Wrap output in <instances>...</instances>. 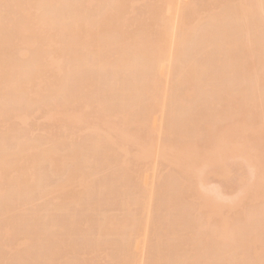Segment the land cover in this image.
I'll return each instance as SVG.
<instances>
[{
    "label": "bare ground",
    "instance_id": "bare-ground-1",
    "mask_svg": "<svg viewBox=\"0 0 264 264\" xmlns=\"http://www.w3.org/2000/svg\"><path fill=\"white\" fill-rule=\"evenodd\" d=\"M2 1H4L5 3H6V0H0V3L3 5V3H2ZM9 1V2H8ZM96 2H94V0H81V1H79V0H7V2H8V5H3V6H9L10 5V7H9V10L8 9H5V10H2V11H5L4 12V14H2L3 12L1 11V14L0 15H2V16H4V18L5 17H8V15H10L11 13H13L14 14V11L16 12V16H17V20H16V16L15 17H13V15H10L11 17H13V18H15V19H13V18H11L10 16H9V18H6L5 20H4V18H1V16H0V97L3 95V98H4V94L3 93H6L7 94V92H8V96L5 94V97L7 96V97H9V95H10V93L12 92V94L11 95H15V96H18V98H21V97H19L21 94H24L25 95V97L27 96L28 98L27 99H25L24 98V100L22 99V101H28L29 102V100H31V101H34L33 102V104L34 103H36L35 101L36 100H38L39 98H40V96H41V94H42V91H43V89H45L46 90V88H47V91H45L44 90V92L43 93H45V92H52L51 94H48V93H46V94H42V96L44 97L45 96V100L46 101H43V103L45 102H47L48 104V106L50 105V106H52V109H50V110H53L54 111V109L53 108H55V105H56V108H59V106L57 107V105H60L61 107H63V109L64 110H66V107L69 105L70 106V104L71 105H74V104H72V103H70V100L72 101V100H74L75 102H76V105H78V101H79V103H80V100H81V103L82 102H84V103H86L87 101H89L88 99L89 98H91L94 94L97 96H93L95 99H97L98 100V98H99V91L96 89V91H94L95 89H93V87H92V85L93 84H95V86L94 87H98L99 86V82L103 79V80H106L107 81V83H106V85H105V87L107 88V86H108V82H109V85L112 87V82H111V78H112V76H111V73L114 75L113 76V78H116V81H118V85H117V82L116 81H114L113 83L114 84H116V86H117V88L119 89V91L121 92V90L122 91H126V95H124L125 94V92L124 93H120V94H122V97L123 96H127V95H129V94H127V92L129 91L130 92V89L128 88V87H132V89H131V91H133V95L132 94H130V96H131V98L129 97H127L128 98V100H127V98L126 97H123V99H120V101L118 100V98L119 97H121V95L120 96H118V98H115V99H117L119 102L118 103H120L121 105L119 106V104H117L120 108H118V106H115V104L114 103H116V102H114L113 104H114V106H112V108H110V106H111V104H112V102L113 101H115V99H114V97L116 96V95H118V89H117V92H116V89L114 90L113 88H115V87H112L111 89H112V91H114L113 93H111V89L110 90H108V89H105V88H103V86H104V84L105 83H103V85H102V87H101V89L102 90H104V91H106V93L103 91V93L104 94H107V97H109V96H111V98H113V101H111V102H109V100H112L110 97L108 98V100L107 99H105V98H102V99H105L106 100V102H109V104H107L106 102L104 103L105 105H106V109H105V107H103V109H101L102 107L101 106H105V105H103V100H100L102 103H100L99 101V109H98V107H97V110H98V112H97V110H95L96 111V116L95 117H97L98 118V114L101 112V118H103V117H105V115L107 114L106 112H108V111H110V112H108V115H106V116H109L111 113H112V111L116 114L117 112L116 111H118V113L117 114H119V112H121L122 113V111L120 110L122 107H124L122 110H123V114L126 112V111H128L129 109H132V106H137V104H135L134 105V103L133 102H137L136 101V99L134 98V95L137 93V90L139 89L140 90V87L139 86H142V88H141V90H143V88L144 89H146V88H148L147 89V91L149 90H152V92L153 93H151L152 94V99L151 98H148L147 99V97H149L150 95V92H149V94L145 91V93H147V95L146 94H144V92L142 93V95H141V90H140V92H139V95L140 96H142V97H140V96H138V94L137 95H135L136 97L138 96V100H139V102L141 101V103L142 104H144V105H142V106H140L141 104L140 103H138V104H140L139 106H138V108H134L133 109V112L132 113H130V111H128V112H126V113H128V114H126V117H127V115H128V120H130V122H131V117H133L132 118V122H135L136 120L139 122V120L141 119V117L143 116V117H145L146 115V117L143 119L144 120V122H145V120L147 119V117L148 118H150V120L152 121V123H151V121H150V123H148V121L146 120V122H147V125H145L146 124V122L145 123H143V122H141L142 123V125H144V129H147L145 132V134H147V132L148 133H151L152 132V134H151V138H149L150 136L149 135H147V136H149V137H145V138H148V140L149 139H152V141L154 140V141H156L155 142V149L156 150H158L157 149V147H156V143H158V141H157V139H156V137H159V136H162L163 137V135H157L156 136V134H161V132L163 133L164 131L163 130H165V128H166V131H169V134L171 135L172 134V136H174L173 135V133H170V132H174L175 131V129H176V132L177 133H179L178 131L180 130L179 128L181 127V130H180V134L181 135H187L186 134V130H190V129H188V127H192L193 129H194V127H195V129H196V126H197V128L199 129L201 126H199L198 127V125L200 124V123H202L201 121V118H199L200 120H199V124L197 125H195V123L198 121H196L195 122V120H192V122H191V120L189 119V118H196L197 116L198 117H200L199 116V114L197 115V116H195L194 114H193V112L191 113V111L190 110H192L193 108L191 107V108H189L190 110H189V112L187 111L188 109L186 108V106L187 107H190L189 105H188V103H190V102H188V103H185L186 101V99H184V103L186 104H184V103H182L183 102V98H184V95L186 96V97H188V99L190 100L193 96H194V101H195V92L197 91V92H199V93H197V97L199 96V95H202L203 96V93H202V91H204L203 90V88L205 89L206 88V86L208 87L209 85V89L211 88V83L213 82V81H211V79L213 80H216V76H215V74L214 75H212V78H210V79H208V78H206L207 76H209V75H211L212 73H211V69L212 70H214V71H217V70H222V71H220V72H222L221 73V75L223 76V74H229V75H231L232 77H233V79H232V77H224V79H226L225 81H224V79H223V77L220 75V74H218V73H220L219 71L218 72H216V75H218L217 76V80L215 81L216 83L218 82V78L220 79L219 81V84L220 85H218V83L216 84H214L213 85V83H212V85L214 86V91L212 92V93H210L211 92V90H209L208 88H206V89H208V91H210V92H208L209 93V95L207 94V96H209V97H211L212 96V98L214 97V95H215V99L213 98V102H218V100H216V99H222V97H223V99H224V94H225V92H226V95L227 94H229V96H225L226 98V100L229 102H227V103H225V99H224V103L225 104H227V106L226 107H228L229 106V104L231 105V106H229L228 107V109H231L232 111H237V112H239V113H241V112H243L242 113V115L245 113V112H247V110L250 108V109H252V111H253V108H254V106L253 105H255V106H259L260 104L259 103H261L262 101H263V97H261V96H258V94H256L255 95V92L253 93L256 97H255V99H254V97H253V99L254 100H256L257 101V99L259 100V101H257V103H251V104H253L252 106H251V104L249 105V102L248 101H250L249 99H251V101L250 102H253V99H252V97L250 98L249 97V95H251V93H252V91H250L251 93L250 94H247L246 93V95L243 93V91H242V96L244 95V96H246V98L244 97H241V94L238 92H236V96L235 95H233V93H232V91H235V89H236V87L238 86V88H241V89H243L242 87H244V89L243 90H245V86H244V84H246L247 82L249 83V84H247V87H249L248 85H253V86H258V85H256V84H251L250 83V81L252 82L253 81V79L254 78H257L258 76H259V74L257 73V70H259V67H260V63L261 62H259L260 60H262V62H263V64L261 63V65L263 66L264 65V0H105V2H103V1H101V0H99L98 1V3H99V6L100 5H102L103 6V8H102V10L99 8V7H97L95 4H97V0H95ZM108 1V2H107ZM90 2H93V3H95V4H93V3H91L92 4V6H96L97 8H99L98 10H95V8L93 9L92 7L90 8V9H92L91 10V13H92V15H90V13H89V8H87L86 6H88V7H90L89 6V4H90ZM106 3L107 2V7H106V5L104 6V4L103 3ZM83 3V4H82ZM102 3V4H101ZM0 4V5H1ZM12 4V5H11ZM80 5L81 6H83L82 8H84V9H81L80 8ZM98 5V4H97ZM139 5V7H137ZM13 6V7H12ZM76 6H78V8L79 9H81L82 10V12H84L85 13V15H87V16H91V17H88V19H81L80 17V15H83L84 16V13H82L81 12V10H80V14H79V10L78 9H76L77 7ZM140 6H141V8H140ZM13 9H12V8ZM86 7V8H85ZM106 7V8H105ZM137 7V8H136ZM13 10H11V9ZM4 9V8H3ZM88 9V10H87ZM104 9V10H103ZM85 10H87V12H85ZM95 10V12H100V14L99 13H97V15H100V16H97L96 15V13L94 14L93 13V11ZM101 10V11H100ZM6 11L7 12H9V13H6ZM12 11V12H11ZM56 13H59V15L58 16H56ZM82 13V14H81ZM87 13V14H86ZM97 17H96V16ZM87 16H85V17H87ZM93 16V17H92ZM85 17H82V18H85ZM10 19H11V21H10ZM13 19V20H12ZM9 20V21H8ZM14 21H16V22H14ZM203 21H205L204 23H202L201 24V22H203ZM208 21V22H207ZM210 22L211 23H213V24H215V26H216V28H219V27H221V26H223L224 24H226L225 26L227 27L228 25H227V23L229 22V25H230V22H231V25H230V27L232 26V24L233 23H238V24H236V27H238L237 29H235L234 28V25L235 24H233V28L236 30H233V31H235V32H229L228 30H226L225 28V30H223L222 28L223 27H221V29L223 30L222 31V33L220 32V30L218 31V34H219V32L221 33V34H214V33H216L217 31H214V29H213V34L212 33H210L212 36H213V39H215L216 38V36H218L215 40H218L219 38V40L221 41V39L222 38H224L225 39V41L224 40H222V41H224V42H226V43H220V41H218V43H220V45L222 44H224V47H225V44H229V42H230V44H229V47H231V48H229L228 49V51L230 50V51H233L234 53H235V51H236V54H234L233 52L231 53V54H228V53H230V51L227 53L229 56H228V58L230 57V56H232V57H234V62L239 66V65H241L242 66V69H246V68H249L250 67V69H254V67L258 64L259 66L258 67H256L253 71H254V73H255V71H256V74H257V77H256V75H254V73L252 72L251 73V70L250 69H248V70H246V71H244V72H242L241 73V66H237L236 64H233L232 65V63H233V60H230V61H232V63L230 64V62L229 61H227L226 59H224V57H223V59H224V63H226V65L223 63V62H221L220 61V67L221 66H224L225 65V67H229L230 65H232V67L233 68H236V69H238V71H240L239 73L242 75V76H236V74L235 75H233L234 73H235V71H236V69H233L231 66H230V68L232 69V71H234L232 74H230V72L229 71H227V70H229L228 68H226L225 70L224 69H220V67L218 66L219 64L217 63V65H215L214 64V66H213V63L216 61V56L214 55L215 54V48H216V46L214 47V49L213 48H211L212 47V43L214 44V42L216 43L217 41H211V44H209L210 43V41L209 42H204V40H205V38L207 37V35L205 36V38L202 36V37H198V35L197 34H199L198 32H202V29H201V31H199L200 30V24H201V26L204 24L205 25V27H207L208 28V30H212V28H215V27H213L214 25L213 24H210ZM227 22V23H226ZM248 22H252V26H251V24L250 23H248ZM12 23H14V24H12ZM15 23L17 24L16 26H17V29H13V28H11V29H9V27L8 26H10V24H12V25H14V28H16L15 27ZM206 23H207V26H206ZM208 23L210 24V25H212L211 26V28L208 26ZM245 23V25H240V24H244ZM247 23H248V26L249 27H251V29H253V26L254 27H256V28H254V30L255 29H257L256 31H257V33L259 32V30L258 29H261L262 31H260V33L257 35L256 34V36H255V38H257V41L260 39V41H261V47H262V51H263V55L261 54V51H260V49L259 50H257V51H259L258 53H260V55H262V59H260V56L258 57L260 60L257 62V64H253V63H251V62H253V61H255L254 63H256V57L254 58V57H251V58H254L255 60H253V61H249L248 60V62H250L251 64H253L252 66H250V63H245V65H248V67L247 66H245V65H243L244 63V61H247V57L246 56H248L247 54H250V53H253V52H250V53H248L247 51V49H248V47H249V45H255V44H259L260 42L258 41V42H256L255 41V39H254V41H255V43H254V41H253V38H249V33H250V31L249 30H247V28H249V27H247L246 25H247ZM241 26V27H243L244 28V26L246 27V29L244 28H239V26ZM13 27V26H12ZM203 27V26H202ZM201 27V28H202ZM204 27V28H205ZM230 27L228 28L229 30H230ZM204 28H203V30H204ZM10 30V32H9V30ZM231 29H232V27H231ZM11 30H13V33L12 34H14L15 35V37L13 36V35H11ZM207 30V29H206ZM207 30V31H208ZM217 30V29H216ZM16 31V32H15ZM231 31V30H230ZM249 31V32H248ZM205 32V31H204ZM252 32V34H253V31H251ZM17 33V34H16ZM206 33V32H205ZM204 33H201V35H203ZM209 34V35H210ZM245 36H247V38L245 37V39H244V35ZM208 35V38L210 37ZM214 35H216L215 36V38H214ZM254 35H255V33H254ZM253 35V36H254ZM200 36V35H199ZM212 36H211V39H212ZM250 36H252L251 34H250ZM258 36V37H257ZM198 37V38H197ZM222 37V38H221ZM197 38V40H199V38H203V39H200L201 41H203V42H200V43H202V44H204L205 43V45L207 44H209V46H206V47H210V49H213V54L212 55H214L215 56V60L213 61V62H211V59H213L214 58V56L212 57V58H210V59H208L210 62H211V65H210V63H209V61H205V63H208V65L209 66H207V64L205 65V63H201V64H199L200 63V60H201V58H200V54H198L197 56H198V58L200 59H198V58H196L195 57V60H193V57H191L193 54H192V51L191 50H193V49H191L190 50V48H191V46H190V43H191V45H193V41H194V39H196ZM207 38V39H208ZM212 39V40H213ZM245 40V41H244ZM206 41H208V40H206ZM229 41V42H228ZM196 42V41H195ZM199 44V43H198ZM204 45V46H205ZM226 45V47L228 48V46ZM190 46V47H189ZM193 46H196V43L193 45ZM204 46H203V48H201L200 46H197L196 48H197V50H195V51H197L198 53H199V51H200V49L199 48H201V50L203 51L204 50ZM219 46V45H218ZM187 47H189L188 48V50H189V52L191 53V54H189V52L187 51V55H186V50H187ZM199 47V48H198ZM222 47V48H221ZM220 48H221V50L220 51H227V49H226V47H225V50H224V47L223 46H221ZM255 47H256V45H255ZM193 48V47H192ZM247 50L246 52L244 51L245 49ZM195 49V48H194ZM208 49V48H207ZM219 49V48H218ZM244 49V50H243ZM40 50H45L44 52H45V54L43 55V56H45V58L47 59V57H49L50 58V61H49V58H48V61L46 60V59H44V57H42V60H41V55H40ZM243 52V53H246V55L244 56L243 54H240L241 53V51ZM210 51V50H209ZM223 51H222V53H223ZM251 51H253V50H251ZM256 51V52H257ZM14 52V53H13ZM237 52H238V54L239 55H237ZM17 55H16V54ZM43 53V52H42ZM210 53V52H209ZM216 53H217V50H216ZM221 53V54H222ZM225 53V52H224ZM224 53L222 54V55H224ZM194 54H195V52H194ZM197 54V53H196ZM195 54V55H196ZM201 54H207V51H206V49H205V51L204 52H201ZM226 54V53H225ZM233 54V55H232ZM253 54H256L255 52L253 53ZM189 55V56H188ZM191 55V56H190ZM194 55V56H195ZM211 55V56H212ZM219 55V54H218ZM217 55V56H218ZM234 55H237V58L239 57V56H241L242 55V57H239V58H242V60H243V58L245 57V59L246 60H243V62L241 61V63H239L237 60L239 59H235L236 58V56H234ZM17 57L18 56V58H16L15 59V57ZM186 56V57H185ZM187 56L190 58V59H185V58H187ZM226 56V55H225ZM21 57V58H20ZM87 57H88V59H89V57L91 58V60H88L87 59ZM203 57V56H202ZM218 57H220V55L218 56ZM227 57V56H226ZM232 57H230L231 59H232ZM112 58H114V59H112ZM222 58V57H221ZM220 58V59H221ZM250 58V59H251ZM257 58V59H258ZM66 59L67 60H70V62L72 61V62H74V64H72L73 65V67L75 66V68L73 69V74L72 75H70L69 76V78H66V80L68 81H65V82H67V83H65V84H67V85H69V84H72V89H74V93L71 91V94H70V92L68 93V90H69V88H68V90H67V88H65L66 89V93H68V94H66V93H64V94H66V96L65 95H59V97L62 99V96L63 97H65V100H66V102H67V100H68V102L69 103H64V101L65 100H61L59 97H57V99L59 100V101H61V103L62 104H59V103H56V102H59V101H57V99H56V102L55 101H53L54 103V106L52 105V103H51V101L50 100H48V97L47 96H51L52 95V97L54 98V100H55V96H53L54 95V93H55V91H58V90H60V89H62L63 90V88H61L63 85H65V84H63L62 85V83H63V81H64V79H63V74L65 73L64 71H66V73H67V71L69 72L68 74H71L70 73V71L69 70H67L68 69V67H66L67 69H64V68H62L61 67V65L64 67V65L63 64H60V65H56V62L57 61H61V63H62V61L63 60H65L66 61ZM87 59V60H86ZM204 59L205 60H207L206 59V55H205V58L203 57L202 58V60L204 61ZM219 59V60H220ZM21 60V61H20ZM22 60H26V64L25 65H23L22 63H23V61ZM198 60H199V63H198ZM241 60V59H240ZM239 60V61H240ZM252 60V59H251ZM86 61H91V63L90 64H93V66H92V69H91V71L92 70H97L96 68L98 67L102 72H103V70H105L106 71V73L104 72L103 74H102V72L100 73V71H99V74H96V76L97 75H99L100 76V74L103 76L104 74H106V75H110L109 76V79H105V78H102V79H100V81L98 82V80H99V76H98V78L96 79V80H91V78L89 77V82H91V84L88 82V81H86V79H88V77L86 78V77H84V74H86V72H84V69L82 70L81 69V67L83 66L84 68H85V70L86 71H88V73L90 72L91 73V71H90V68H89V70H88V68H86L85 66H90V64H88V65H86L85 63V66L84 65H82V63L83 62H86ZM223 61V60H222ZM20 62H22V63H20ZM63 63H64V61H63ZM67 63V62H66ZM89 63V62H88ZM216 63V62H215ZM239 63V64H238ZM243 63V64H242ZM82 65V66H81ZM201 65H205V67H213V68H211V69H209L208 71H209V73L208 74H206V73H204V75H203V79L202 80H204V83H205V79H207V81H206V83H210V84H206V85H204V83H203V81H202V83H201V80H199L200 78V76H202L201 74H203V71H205L204 70V66H201ZM68 66H71V65H68ZM218 67L217 69H214V67ZM73 67H71V69L73 68ZM96 67V68H95ZM215 67V68H216ZM225 67H223V68H225ZM244 67V68H243ZM81 69V71L79 70V72L80 73H77L78 72V70L76 71L75 69ZM94 68V69H93ZM107 68H108V70H111V71H108L107 70ZM258 68V69H257ZM206 69V68H205ZM240 69V70H239ZM257 69V70H256ZM260 69H262V68H260ZM263 69H264V67H263ZM207 70V69H206ZM223 70H224V72H226V73H224L223 72ZM74 71H76V72H74ZM83 71V72H82ZM98 71V70H97ZM139 72L140 74H141V78H138L137 76H140V74H135L134 76H133V74L135 73V72ZM172 71V72H171ZM173 71H174V74H173ZM202 71V72H201ZM214 71H212V72H214ZM231 71V70H230ZM231 71V72H232ZM238 71H237V73H238ZM262 70H260V72H261ZM82 72V73H81ZM246 72H249L248 74L246 73ZM65 73V74H66ZM74 73H77L78 75H74ZM109 73V74H108ZM131 73H133L132 75H131ZM262 73H264V72H262ZM80 74V75H79ZM83 74V75H82ZM131 75V77L133 76V77H135L136 76V78H135V80H133V83L132 82H130V80H132V78L130 77V76H128V77H130V78H126L124 75ZM93 75H95V74H93ZM122 76V77H124V78H126V81H125V79L124 78H122V79H120L121 77L120 76ZM142 75H146L145 76V78H142V77H144V76H142ZM172 75V76H171ZM250 75H252V76H250ZM261 75V77H262V74H260ZM67 76V75H66ZM65 76V77H66ZM79 76H80V78L82 79L83 77L85 78H83L82 79V81L83 80H85V84L86 83H88V84H90L89 86H88V84L87 85H84V83H82V81H81V79H79ZM90 76H92V75H90ZM206 76V77H205ZM236 76V77H235ZM246 76H248L247 78H246V80H245V78H244V80L242 79V77H246ZM78 78L79 80H78V82H77V80H76V82L78 83V84H80V85H82V86H80V85H78V87L80 88H73V85L75 84V82H73L72 81V78ZM101 77V76H100ZM106 77V76H105ZM117 77H118V79H117ZM120 77V78H119ZM147 77V78H146ZM215 77V78H214ZM221 77H222V79H223V81H224V83H223V81H222V79H221ZM253 77V78H252ZM260 76H259V79L258 80H260V78H261ZM264 77V76H263ZM71 78V79H70ZM76 78V79H77ZM92 78H94L93 76H92ZM107 78H108V76H107ZM149 78V79H148ZM171 78V80H173V81H171V80H169ZM232 80H234V81H232ZM238 78V79H237ZM240 78V79H239ZM69 79L71 80L70 82H69ZM111 79V80H110ZM122 80L123 82H120V80ZM127 79H129V81L127 80ZM134 79V78H133ZM138 79V80H137ZM139 79H144V80H146V82H144L143 80H140V82L141 81H143V83L144 84H140L139 85V83H137L138 81H139ZM228 79H230V80H228ZM242 79V80H241ZM252 79V80H251ZM110 80V81H109ZM113 80H115V79H113ZM163 80H164V82H163ZM237 80V81H236ZM249 80V81H248ZM255 80V79H254ZM257 80V81H258ZM264 81V78H262L261 79V81ZM134 81H135V83H137L139 86H137V84H135L134 83ZM137 81V82H136ZM209 81V82H208ZM211 81V82H210ZM240 81H242L244 84L242 85V83L240 82ZM246 81V82H245ZM260 81V82H261ZM71 82H73V83H71ZM97 83V85L98 86H96V83ZM111 82V83H110ZM116 82V83H115ZM171 82H173L175 85H180V87H181V85L183 84V87H184V90H181V91H183L182 93H180V91L178 92L177 90L179 89H177V90H175V91H177L178 93V95H179V93H180V95H181V97L182 98H180V95H179V98L177 97L178 95H176V92H175V95H174V97H176V98H178V99H176V100H180V102H181V99H182V102L180 103V102H176V100H175V98H172V94H174L173 92H174V89H173V87L171 86V85H173ZM233 83V84H231L230 86H228L229 84H227V83ZM234 82H237V84L236 83H234ZM238 82H240V83H238ZM255 82V81H254ZM69 83V84H68ZM76 83V84H77ZM93 83V84H92ZM120 83H123V84H121V85H125L124 83H127L128 84V86L127 87H124V88H122L121 86H120ZM130 83V84H129ZM187 83H188V85H190V86H192L191 88L190 87H187L188 89H187V91H186V89H185V86H184V84L186 85V86H188L187 85ZM199 83H201V85L203 84L204 86H201V85H199ZM222 83V84H221ZM259 83V82H258ZM132 84V85H131ZM227 85V86H223V85ZM235 84H236V87H235ZM238 84H241L240 86L238 85ZM262 84V83H261ZM42 85L43 86H45V87H42ZM66 85V86H67ZM83 85H84V87H83ZM133 85L137 88L136 89V91L133 89ZM175 85H173L174 86V88L175 87H177V86H175ZM200 86V88H198V89H200V91H201V89H202V91L200 92V91H198V89H195L196 88V86ZM217 85V86H216ZM221 85H222V88H224V89H222V88H220L221 87ZM259 85H260V83H259ZM65 86V87H66ZM75 86H77V85H75ZM74 86V87H75ZM86 86H87V88H86ZM101 86V85H100ZM114 86V85H113ZM126 86V85H125ZM213 86H212V89H213ZM220 86V87H219ZM234 86V87H233ZM252 86V88H254ZM68 87V86H67ZM85 88L84 90H81L82 88ZM88 87L89 88H91L92 87V90H90V89H88ZM120 87V88H119ZM134 87V88H135ZM172 88V90H171V88ZM179 87V86H178ZM183 87H181L182 89H183ZM194 87V88H193ZM201 87H203V88H201ZM219 87V88H218ZM227 87H229V88H231V90L228 88L227 89ZM232 87H233V89H232ZM261 87V86H260ZM128 88V89H127ZM180 88V89H181ZM191 90H190V89ZM192 88L195 90H192ZM216 88V89H215ZM237 88V89H238ZM252 88L250 87V88H248V90L250 89V90H252ZM65 89L63 90V92H65ZM86 89H88L87 91L88 92H92V91H94L95 93H91V95L86 91ZM124 89H126V90H124ZM227 89V90H226ZM255 90H257V89H259V88H257L256 89V87L254 88ZM254 89H253V91H254ZM5 90V91H4ZM81 90V91H83V92H79V91ZM101 90V91H102ZM216 90V91H215ZM221 91L222 90V96H221V98L219 97V98H217L216 97V95H218V94H216L218 91ZM224 90V91H223ZM247 90V91H248ZM259 90H261V89H259ZM9 91H11L10 93H9ZM170 91H173V92H170ZM54 92V93H53ZM86 92V93H85ZM108 92V93H107ZM134 92H136V93H134ZM215 92V93H214ZM231 92V93H230ZM249 92V91H248ZM260 92V91H259ZM258 92V93H259ZM264 92V91H263ZM59 93H62V92H60V91H58V93H56V95H58ZM82 93H85V94H87V95H84V94H82ZM110 93V94H109ZM115 93H117L116 95H113V94H115ZM171 93V94H170ZM187 93V94H186ZM214 93V94H213ZM221 92H219V94H220ZM235 93V92H234ZM261 93V92H260ZM84 95V97L82 96V97H80L79 95V98H83V99H79L77 96H76V98L77 99H79V100H77L76 98H74L75 97V95ZM112 94V95H111ZM168 94H169V96H168ZM212 94V95H211ZM230 94H231V96H230ZM237 94H240V95H237ZM252 94V95H253ZM263 94V93H262ZM68 95V96H67ZM70 95V96H69ZM71 95H74V96H72V98L73 99H71L70 97H71ZM101 95V94H100ZM109 95V96H108ZM147 96L146 98L144 97V96ZM224 95V96H223ZM233 95V96H232ZM247 95H248V97L249 98H247ZM251 95V96H252ZM22 96V95H21ZM86 96V97H85ZM104 95L102 94V97H103ZM114 96V97H113ZM133 96V97H132ZM202 96H200L201 98H202ZM258 96V97H257ZM24 97V96H23ZM93 97L90 99V100H92L91 102L93 103H97V101L95 102V100L93 99ZM106 97V98H107ZM117 97V96H116ZM121 97V98H122ZM145 98V101L144 102H146V100H149V99H151L152 100V106L150 107V106H148V107H150L149 108V111H148V107L146 106V103L148 102V104H149V101H151V100H149V101H147L146 103H144L143 102V99ZM167 97L170 99V97H171V99H170V101H172V99L173 100H175V101H173L174 103L176 102V103H179V104H173V106H175V105H178L177 107H178V109L180 108V106H183V104L185 105V110H182V109H184L183 107H181L182 109H180V110H182L183 112H185L184 114H187V115H185L183 118H182V115H184V114H182L183 112L182 111H180V112H182L181 114V116H180V118H179V115L180 114H178V111L176 112V111H174L175 113H177L178 115L176 116L175 115V113H174V115H175V117H174V115L172 114L173 113V111H171V110H177V107L175 106V108L173 109V107H171L170 108V106L172 105V103L173 102H170L169 104L168 103H166L165 101L167 100L168 101V99H167ZM190 97V98H189ZM205 97V96H204ZM203 97V98H204ZM209 97H207L205 100H208V98ZM236 98V97H238L237 99H239V100H241V103L240 104H242V103H244V101L242 102V100H244V99H246V100H248V101H246L244 104H245V106L242 104V107H244V108H246V110L244 109V108H240L241 107V105H239V103H238V106H236L235 105V103L237 102H234V100H236V99H233L232 100V98ZM241 97V98H240ZM260 97V98H259ZM15 98V97H14ZM47 98V99H46ZM66 98H70V99H66ZM86 98H87V101H86ZM126 98V99H125ZM143 98V99H142ZM199 98V97H198ZM200 99L199 98V100H202L201 102L203 103H200L199 101H197V98H196V104L194 105L195 106V108L196 109H199L200 107H201V105H203L202 107H203V109H204V107H205V109L206 110H209V113H208V115H207V113H206V117L205 116H203L204 117V120H206L207 121V119L209 120V116H211V115H213V117L211 116V119L213 120V118H215L214 116H216L217 115V113H219L218 114V116H219V122H217L216 123V125H213V123H209L208 124V121L207 122H205V124H208V125H206V127H205V125H204V127H205V129H208L209 128V125H212L213 127H215V128H213L212 126H210L211 127V129H212V131L213 130H215V132L213 131V133H211V131H210V129L208 130L209 131V135H207L206 136V133H205V138L207 139L206 141H203V140H205V139H201L202 141H203V143H204V145L203 144H201V145H203L204 146V148H206V142L208 141V143L211 141V139L213 138L214 140H212V142L213 143H215L216 142V144H213V143H211L210 142V144H209V146H211L212 144L214 145V146H212V147H216L215 149H213L212 148V152L214 153H212L211 151H209V150H211V149H207L205 152H204V154L202 155L203 157H202V161H199L200 163H198V157H199V155L200 154H198V156H197V153H196V151H194L193 149V147H191V148H186L187 147V145L188 144H182V142H180V145L182 144V145H184L183 147L185 148L184 150H182L183 148H179V146H178V148H179V151H177V149L175 148H173V145H178L177 143H173V144H171L172 146H170L169 145V143H168V145H166V146H164L165 148L164 149H166V150H161V151H165V152H162V153H164L163 155L164 156H166V157H168V156H173V158H172V156L170 157V158H167V159H169V160H171V166H176V167H174V168H177L178 167V169L176 170V171H178L179 170V168H180V170L181 171H183L182 173L185 175V180H188V181H190V182H192L191 184L193 185V187H192V192L193 193H191V190L189 191L188 189H189V185H186V186H184L185 185V183H187V182H183L182 184H184L183 186L181 185V183L180 182H182V180L184 181V176H183V174L181 175V177H183V179L181 178V177H178V175H174V178L176 177V178H179V179H181V181L179 180L173 187L172 186H170V185H172V182L174 181L173 179V177H171V173L169 174V176L170 177H168V178H170V180H168V178H167V175H168V173H167V175H166V173L164 174V177H165V175H166V181H168V182H165V184H164V186H165V190L166 191H163L164 190V188L162 187V186H159L158 185V187H160V188H162V192L160 191L159 193H157V192H155L154 191V189H153V185H154V183L155 182H157L158 180L157 179H160L161 177H160V175H158L159 176V178L157 177V181L155 180V177H153V179L152 180H154V182H153V184H151V187H152V190H151V192H150V185L148 186V177L150 176L151 177V173L153 174V172L154 171H152L151 173L150 172H148L149 173V175H145L146 176V179H145V177L143 178L142 176L144 175L143 173H145L146 174V172L148 171V170H152L151 168L149 169V166H154V162L153 161H147L146 160V158H149V160H151V159H154V158H152L156 153V151L155 150H151V147H152V144L154 143V141L153 142H151L152 144H149L148 145V147L144 150V149H142V150H144V151H142L141 153L139 152V153H135L134 155H132V157L130 158V159H134V157H135V155H136V158L138 159V161H140L139 159H141V161H142V159H144L145 158V160H143V161H145V165H146V162H149V164L150 163H152L153 162V164L152 165H149V164H147L146 165V172L145 171H141V176H138V174H136V175H133V177L135 178V181H129L130 183H128L127 181H126V177L124 178V179H122V181L120 180L122 177H124V175H121V177H119L120 179H118V176L116 177L118 180H120L121 181V183L120 182H117V179H114L115 180V182H117L116 184L117 185H119V184H121L120 185V187H122L121 189H122V191L121 190H119L120 192L119 193H114V195H115V197H117V198H119L118 196H120V198L123 200V199H126V200H129V198H131V199H133L132 197H129L130 195H131V193L133 192H127V188L124 190V186H127L126 184L128 183L129 184V186L130 185H133V184H131V183H134L135 182V184H137L136 185V187H134V185L132 186V188H130V189H136V188H138V187H141V188H138L137 190H135V191H137V192H135L136 194L138 193V194H140L141 192V194L138 196V194H137V197H140L141 195H143V197L140 199V201H139V203H138V205H137V203H135V207L136 206H138V211H137V209L135 208V207H133V204H131V205H129V206H131V208L128 206V205H126V202H130L131 203V201H134L135 202V199L134 200H129V201H125V204H121L122 202L121 201H119L117 198H116V200H115V198H114V200L115 201H119V204H121V206H118V208H117V210L115 209V207L113 206V210H115V211H117V213H118V211H119V209L122 211L121 213L119 212L118 214H127V212L129 211V213H131L130 211H131V209H132V207H133V210H136L137 212H141L142 214L143 213H145V216H146V214H148L149 215V218H147V217H145V218H143V224L141 223V218L139 219V216H140V214H134V215H131V217H130V214H128V216L130 217V220L132 221L131 222V224L130 223H127L126 222V220H128L129 219V217L127 218V216H126V219H123V218H125L123 215H121V216H123V220H120V219H118L119 220V222H121V221H124L123 222V224H122V222H121V224L119 223V222H117L116 220H115V223L113 222L114 221V219H116L117 217H114L113 216V218H110L109 216H110V213H109V216L107 215V216H105L106 214H108V213H106V214H104L103 213V211L101 212V214L103 213V215H104V217H102V219L100 218V220H98V218H97V222L98 221H102L104 218V220L106 221V220H109V219H107V217H109L110 218V220H112L111 221V223H110V221H108L107 222V224H106V222L104 221H102L101 222V226H99V228H98V226L96 225L97 224V222H95V220H93V217H94V214H93V216H91L92 214H88V216H89V218H90V216H91V220H93V223L95 222V225H93V223L91 224V222H90V219L88 220L87 219V216H84L83 215V213H82V215H80V216H78L77 215V217H75L76 216V213L75 212H72L73 214H71V212H69L68 210H69V207L71 206V207H73V205H68L67 207H68V209L66 210V212L68 213V214H70L71 216H73V218L72 217H70V215H68L67 213V215H68V217H67V219H69V218H72L73 219V223H72V221L71 222H69V220L67 221V224H70V225H74L75 226V224H77L79 221V218H83V216H84V220H85V222L87 223V222H90L89 224L87 223V225H89V226H92L93 228L95 227V228H97L98 229V232H96L97 233V235L96 234H94L96 237H101V239L100 240H103V238H107L108 237V234H110V233H112L111 232V230H113V233L114 232H120V233H118V237H119V234H121V232H123L122 230H126V229H131V228H133V226H132V224H133V221H134V223L136 222V225H135V227L132 229V230H127V231H129V233L126 231V233L125 232H123L122 234H127L128 233V238L127 237H125V236H123V238H125L124 240H129V239H131L132 240V242L134 243L135 242V244L133 245L132 244V246H130V244H131V240L130 241H128V243H129V245L127 244V242L126 241H124L123 239H122V237H120L124 242H126L125 244H126V247L128 248V246H129V248H128V252H127V249H126V252H124V253H126V254H124L123 252H122V254L121 253H119V251H117V248H116V246H115V248L113 247V248H111V246L113 245V243L114 242H112V244H109V243H107V244H105L104 242H103V244L105 245L104 247L102 246L101 248H105L106 249V247L107 248H110L111 249V252L113 253L114 251H117V254H118V256H117V258H116V260L118 261V259H120V263H122L121 261H123V263L122 264H124L125 262H124V260H122L121 259V257H119V255L121 256V255H126V256H128L127 258H130V254H133L134 252H135V254L134 255H138V254H140V255H138V257H135V256H132L133 258H134V260H130L127 264H134V261H137V262H135V264H141V262H139V257L141 258L142 257V255H144L145 254V256H146V252H147V254H148V251H149V253L150 254H152L151 256H152V258H154L155 260H153L155 263H157V264H161V260L163 259V256L161 257L160 255H167V256H165V257H167V258H169L168 257V252L166 251V250H163V249H161L162 247L160 246L161 244H164V243H166L167 242V240H164V237L162 236V235H164L162 232H160L161 233V235L160 236H155L154 235V232H153V234H151V236L152 235H154L155 236V238H157L156 240H159L160 242H163V243H161V244H159L158 246H160V248H158V247H156L155 245H154V241H153V239H149L148 241H150V243L148 244V246H147V237H149V238H152L151 236H150V234L149 233H147V232H149V231H147V230H150V229H146V232H145V230L143 231L142 229H143V227H145V226H147L148 224H150L151 223V221H152V224H153V221L156 219L157 220V218L156 217H158L157 215H153V217L154 216H156L154 219H153V217H152V212L151 211H153L154 209H150V206H149V213L151 214H149V213H147L146 211L147 210H145L146 209V203L147 202H151L152 200H151V198H153L154 199V197H155V199L157 198L156 197V195H158L159 197H161L162 195H165L163 198H165V199H162V197L159 199L160 201H158V200H156L157 201V203H156V201L155 200H153L152 201V205H153V203H155L156 205L157 204H160V203H164L163 204V206H165V202L167 203L168 201H165V200H169L170 199V202H172V203H167V208H164L163 207V211L165 212V213H161L160 211L159 212H157V213H159V214H161L162 215V217H160V219H158V221L159 222H162L163 223V219L161 220V218H163L165 215H166V217H168L169 215V220L171 221V222H173L172 224H171V222L166 218V217H164V220L167 222H169V224L167 223L166 225H168V227H170V228H172V231L173 230H175L174 228H178L179 229V231H177V233L174 231L173 233H172V231L170 230V228L168 229L169 231H170V233H172L174 236L177 234V236H179V235H182V237H181V240H180V237H176V239H179L180 240V242H181V244L180 243H176V245L175 246H178L179 244V246H183V243H185L186 244V242H188L187 244H189V245H191V242H189L188 241V239H189V236L193 239V241H194V244H198L199 242L200 243H202V242H205V241H203V240H206L204 237V239H202L201 238V236H200V234H199V232L197 233L198 234V238H201V239H199V240H197L198 238L197 237H195V236H192V234H193V231H189L188 230V232L187 231H185V229L184 228H182V226H181V224L183 223V220H185V218L187 217L188 218V214L191 212V211H194V210H192V207H194L195 205H196V202L195 201H197L198 203H197V205H199V210H201V209H209L208 210V213L209 214H207V216L205 215V218H204V216H201L200 215V211H196V212H200V213H198V218H199V220H200V216L202 217V219H203V221H204V219H206V223L205 222H203L204 223V225L206 224H208V226L210 225L211 227L210 228H208V231H209V233H211L210 235H211V238L212 239H215V240H217L216 238H218L219 239V241H221L222 242V244H226L229 240H233V238H234V236H235V233H237L238 231L239 232H241L240 230H242L243 231V229H244V227L245 226H247V225H243V227H241V225H240V227H241V229H240V227L239 228H233L232 226H234L236 223H241L240 221H236V223L235 224H233L232 223V221L233 220H235V219H232V221L230 220V219H228V216H230L231 215V213L230 214H228V216H226L225 215V217L223 218V215L220 213H216V209L217 208H219V206H221L222 205V207H224L223 205H224V203H228V204H226V205H230V206H233L234 207V204H233V202H235L236 201V199H232V193L233 194H235L236 192L234 191V187H233V183H237L239 186L236 188L237 189V191L239 190V193L237 194H235L236 195V197H235V195H234V197L235 198H237V197H239V196H237V195H245V196H242L243 198H241V199H243V201L242 200H239V204H241L240 202H244L245 203V201H246V199H245V197L247 196V194L248 195H250V198L251 199H248L247 201L250 203V206H248L249 208H251V205L254 203L255 204V202H253L252 203V201L251 200H255L256 201V203H257V201H258V205L259 204H261L262 203V205L261 206H259V208L262 210V212H263V209H262V206H264V184H263V182L261 183V181H263V179L264 178H262L261 176H259L258 178L259 179H262L260 182L258 181V178H256L257 179V184H256V180H255V184L253 183V184H251L250 185V182H251V179H252V176L251 175H253L254 174V176L255 175H257L256 174V172L258 173L259 172V170L261 169L262 171V173L261 172H259V175H260V173L261 174H264V170L262 169V167L264 168V166H261V164H259L260 162L258 161V156H257V158H256V155L257 154H255V152H254V155H255V157H254V159H253V156H250L251 155V153L250 152H252V147H256L255 145H253V143H252V145L251 144H249L248 143V141H246V142H244L243 144H242V137L239 135V134H241L242 132H246V131H250L248 128H247V126H242L244 129L243 130H241V129H239V128H241V127H239V126H237V125H235V124H233V123H235L234 121H233V119L230 121V119H228L230 122H229V124H225V122L224 121H226V117L228 116L227 115V113L229 114V112L231 111V110H229V112H225V110H224V108L222 107V104H221V109L217 106V104L218 103H216V109H220V110H218V111H215L214 109V106H215V103H213L211 100H210V98H209V101H207L208 103H210V104H208V107H206V101L204 102V99ZM230 98H231V101L233 102H231L230 101ZM261 98H263V99H261ZM9 99L10 98H8L7 100H5L6 102H5V105H6V103L8 102L9 103ZM40 99H42V98H40ZM77 101H76V100ZM84 99H85V101H84ZM100 99V98H99ZM130 99H133L134 101H132V100H130ZM260 99H261V101H260ZM0 100H2V99H0ZM16 101L18 100V99H15ZM13 98H12V103L11 104H9V106L7 107H5V105H3L4 103V100H3V102H0V104H2V106H4V109H3V107L1 108L0 107V110L1 111H3V110H5V112H7L6 114L5 113H1V115H2V117H0V122H2L1 120L3 119V121H5L4 120V118H3V116L7 119L8 117L10 118L11 117V115H13L14 114V116H16L15 118V120H17L18 119V121H17V123L16 122H13L14 121V116H12V121H10V119H9V121H10V123H11V125H15V124H12V123H16V125H18V123L20 124L21 122L20 121H22V120H24V121H22V125L24 126V125H26L27 123V125H28V127H30L29 126V120L30 119H28L27 120V117H29V116H31V114H29V116L27 115V112H30V110H33L34 111V109L33 108H35L36 107V109H37V107L39 106L40 107V103L42 102H40V103H38V106H37V103H36V106H32V108L30 109H28V110H26L28 107H25L24 105H23V107H24V110L22 109L21 111H23V114H20V111L18 112V110H16V112H18V114H16V112L14 111V109L13 110H7L8 108H11V106L13 107V106H15V105H12L13 104V101H15ZM122 100H126L125 102L124 101H122ZM192 100V99H191ZM215 100V101H214ZM238 100V101H239ZM10 101H11V99H10ZM15 101V102H16ZM40 101V100H39ZM63 101V102H62ZM73 101V102H74ZM122 101V102H121ZM128 101H131L133 104H131V103H127ZM193 101V103H195ZM18 102V101H17ZM50 102V103H49ZM169 102V101H168ZM198 102L200 103V104H198ZM220 102H223V100H221ZM247 102H248V106H250V107H247ZM255 102V101H254ZM259 102V103H258ZM7 103V104H8ZM20 103V102H19ZM26 102H24V104H25ZM91 103V104H92ZM127 106V104L129 105L128 107H129V109H128V107L127 108H125L126 106H123L124 104ZM165 103V104H164ZM214 104V105H212V104ZM224 103H223V105H224ZM264 102H262V104H263ZM22 104H23V102H22ZM32 104V105H33ZM67 104V106H65ZM89 104V106H91L90 105V103H88ZM112 104V105H113ZM147 104V105H148ZM164 104V105H163ZM166 104H168V105H166ZM191 104V103H190ZM197 104L198 105H200L199 106V108H197L198 106H197ZM204 104H206L205 106H204ZM237 104V103H236ZM259 104V105H258ZM16 105H17V103H16ZM26 105V104H25ZM35 105V104H34ZM47 105H45V108L47 107ZM76 105H74V108H75V106ZM81 105H83L84 106V104H81ZM80 105V106H81ZM95 105H98V104H95ZM95 105H92V106H94L95 107ZM108 105V106H107ZM110 105V106H109ZM132 105V106H131ZM150 105V104H149ZM165 105H166V107H168V108H166L165 107ZM170 105V106H169ZM210 105H212V107L210 106ZM233 105H235L236 106V109L235 108H233L232 106ZM22 106V105H21ZM20 106V107H21ZM27 106H28V103H27ZM49 106V108H51ZM79 106V105H78ZM78 106H77V108H78ZM82 106V107H83ZM91 106V107H92ZM145 106V107H144ZM197 106V107H196ZM264 106V105H263ZM19 107V106H18ZM22 107V108H23ZM41 107H43V106H41ZM61 107H60V109H61ZM73 106H70V107H68L67 108V112L69 111V110H71V112H73L72 114H71V112H70V114H68L69 115V118L68 117H66V118H68L66 121H67V124H69L70 123V121L72 122V121H74L73 123L74 124H77V122L76 121H79V122H81L82 123V119L80 118L81 117V115H83V114H81L80 115V113L78 114V113H76L77 114V117H76V114L74 113L75 112V109H74V111H73V109H69V108H72ZM87 105H86V109H87ZM90 107V108H91ZM143 107V108H142ZM147 107V108H146ZM160 107H161V109L162 110H160ZM201 107V108H202ZM218 107V108H217ZM237 107H239V108H237ZM260 107H262V106H260ZM260 107H257V110H256V112H255V110H254V115H256V113L258 112V113H260V110H259V108ZM6 108V109H5ZM80 108V107H79ZM84 108V107H83ZM90 108H89V110H90ZM118 108V109H117ZM140 108V109H139ZM146 108V110L147 111H145L144 109ZM165 108V109H164ZM171 109L170 110V113H167V114H169V116L171 115L172 117V119L169 117V116H167V117H165V115H167L166 113L163 115V110H165V112H166V109ZM194 108V109H195ZM212 110H211V109ZM234 110H233V109ZM248 108V109H247ZM3 109V110H2ZM12 109V108H11ZM16 109V108H15ZM20 109V108H19ZM39 109V108H38ZM38 109H37V113L35 112V114H38ZM42 109L43 108H41L40 110H41V112H42ZM47 109V110H46ZM45 109V111H48L49 109H48V107ZM61 110L62 111V113H63V111L64 110ZM94 109V108H93ZM93 109H91V110H93ZM114 109H117V110H114ZM138 109V111H136V110ZM158 109V111H159V113H158V111H157V114L160 116H158L160 119H161V117H165L164 119H166V118H168L169 117V119H167L166 120V123L167 122H170L171 120V122L170 123H173L172 124V126L170 125V126H167L169 123H167V125H165L164 124V126H161V124L163 125V123L165 122L163 119V121L160 123V122H158L157 123V120H152V119H157L156 118V115H153V113H155L156 112V110ZM187 109V110H186ZM223 109V111L225 112V114H224V112H223V114L220 112L221 110ZM244 109V110H243ZM7 110V111H6ZM39 110V111H40ZM83 110V109H82ZM85 110V109H84ZM91 110L89 111V112H91ZM101 110V111H100ZM126 110V111H125ZM135 110V111H134ZM139 110H141V112L142 113H140L139 112ZM144 112H143V111ZM202 110V109H201ZM205 110V111H206ZM214 110V111H213ZM239 110V111H238ZM262 110H264V109H261V112H263L264 113V111H262ZM9 111H11L9 114H8V112ZM14 111V113H12ZM27 111V112H26ZM44 111V112H45ZM55 111H60V110H55ZM54 111V112H55ZM61 111H60V113H61ZM78 111V110H77ZM76 111V112H77ZM81 111V110H80ZM86 111V110H85ZM85 111H84V115H83V117L85 116V114L87 113H85ZM88 111V110H87ZM95 111L94 112H92V114L93 113H95ZM100 111V112H99ZM103 111L105 112V114L103 115ZM210 111H211V114H210ZM252 111H251V114H252ZM24 112H25V114H24ZM32 112V111H31ZM49 112V111H48ZM51 112V111H50ZM66 112V111H65ZM66 112V113H67ZM82 113H83V111H81ZM137 112V113H136ZM139 112V113H138ZM145 112H147V113H145ZM161 112H162V116L160 115L161 114ZM169 112V111H168ZM179 112V113H180ZM195 112H197V113H200L199 112V110L198 111H195ZM203 112V111H202ZM215 114H214V113ZM60 113L59 114H57V113H55V114H57V116H59L60 115ZM61 113V114H62ZM121 113H120V115H121ZM149 113V114H148ZM204 113V114H205ZM231 113V112H230ZM234 113V112H233ZM239 113H237V114H239ZM249 113V112H248ZM262 113V114H263ZM16 114V115H15ZM20 114V115H19ZM34 114V115H35ZM42 114H44V113H42ZM42 114H41V116H42ZM73 114H74V117H73ZM89 114H91V113H89ZM114 114V115H115ZM129 114H131V115H129ZM138 114H142V116L140 117ZM190 114H191V117H189L188 119H187V121H189V122H187V123H191L190 125H188V124H186L185 123V117L186 116H190ZM210 114V115H209ZM246 114V113H245ZM244 114V115H245ZM0 115V116H1ZM10 115V116H9ZM25 115V116H24ZM48 115H49V113H48ZM47 115V121L49 120V116ZM50 115H52V113H50ZM68 115H66V116H68ZM80 115V116H79ZM87 115V114H86ZM103 115V116H102ZM114 115L112 114V116L110 115L109 117H110V119L109 120H112V118L111 117H114ZM133 115V116H132ZM136 116V119H135V116ZM192 115H194V116H192ZM201 115H203V114H201ZM220 115L222 116V117H220ZM223 115L225 116V118L223 117ZM227 115V116H226ZM232 115V114H231ZM234 115V114H233ZM253 114H252V116H254ZM258 115V114H257ZM254 116V117H258V116ZM45 117H46V113H45V115H44ZM60 116H62L63 118H64V113L62 114V115H60ZM94 116V115H93ZM93 116L91 117V115L90 116H88V117H90L91 118V120L92 121H90V119H88V121L87 122H89V123H93L94 121L96 122V120H93ZM122 116V115H121ZM121 116H116V119L115 118H113V121H111L113 124H115L116 123V126L118 125V122L120 123L121 122V119H119V117L120 118H122V123H124L125 122V118L126 117H124V115L121 117ZM139 116V117H138ZM154 118H153V117ZM218 116H216V117H218ZM246 116V115H245ZM248 116V115H247ZM246 116V117H247ZM252 116H250L251 117V121L254 119V117H253V119H252ZM24 119H23V118ZM26 117V118H25ZM32 117V116H31ZM56 117V116H55ZM142 117V118H143ZM209 117V118H208ZM234 117V116H233ZM249 117V118H250ZM261 117V116H260ZM42 118V117H41ZM52 118H54V117H52ZM51 118V116H50V119H52ZM62 118V119H63ZM65 118V119H66ZM74 118H76V119H79V120H75ZM84 118H86V117H84ZM106 118V117H105ZM104 118V119H105ZM138 118H140L139 120H138ZM173 118H174V120H173ZM179 118V119H178ZM207 118V119H206ZM223 118L225 119L224 121H223ZM248 118V117H247ZM22 119V120H21ZM26 119V120H25ZM34 119V118H33ZM43 119V118H42ZM58 119V118H57ZM61 119V118H60ZM159 119V120H160ZM181 119V120H180ZM183 119H184V121H183ZM197 119V118H196ZM210 119V120H211ZM222 119V121L220 122V120ZM243 119V118H242ZM261 119H262V117H261ZM264 119V118H263ZM262 119V120H263ZM45 120V119H44ZM85 120V119H84ZM83 120V122L85 123V121ZM101 120V123L103 122V119H100ZM114 120H116V122H114ZM124 120V121H123ZM128 120H126V122L128 121ZM142 120V121H143ZM178 122H177V121ZM203 120V121H204ZM209 120V121H210ZM216 120V118L214 119V123L216 122L215 121ZM247 120V119H246ZM9 121H5L4 123L6 124V122H8L7 124L9 125ZM28 121V122H27ZM33 121V120H32ZM46 121V120H45ZM52 122L53 121H55V118H54V120H51ZM69 121V122H68ZM98 121V120H97ZM106 120H104V122H105ZM233 121V122H232ZM238 122H241V121H239V120H237ZM260 121V120H259ZM264 121V120H263ZM27 122V123H26ZM59 122H61V121H59ZM65 122V121H64ZM76 122V123H75ZM78 122V124H81V123H79ZM100 122V121H99ZM110 122V121H109ZM108 122V123H109ZM110 122V123H111ZM129 121H128V123L129 124H131ZM156 123V126H155V123ZM177 122V123H176ZM184 122V123H183ZM3 123V122H2ZM1 123V124H2ZM53 123H56V122H53ZM53 123H50V125H52ZM88 123V125H90ZM97 124H98V122H96ZM141 123H137L139 126V128L138 129H140L141 127L140 126H142V125H140ZM181 124V126H180V124ZM193 123V124H192ZM224 123V124H223ZM230 123H232L233 124V126L235 125V127H236V129L235 130H231V129H229L230 127H228L227 128V130H225V129H218V130H216L217 128L216 127H221V128H223V126L224 125H229V126H231V128L233 129V127H232V124L230 125ZM241 123H244V122H241ZM263 122H261V124H262ZM48 124V123H47ZM57 124H59L58 123V121H57ZM56 124V125H57ZM61 124H63V122L61 123ZM60 124V125H61ZM77 124V125H78ZM96 124V126H99V125H97ZM100 124V123H99ZM125 124V123H124ZM135 124V123H134ZM150 124V125H149ZM174 124H175V126H174ZM223 126H222V125ZM261 124H259V125H261ZM4 125V124H3ZM10 125V126H11ZM27 125H26V128H28L27 127ZM32 125H33V123H32ZM37 125V124H36ZM53 125H55V124H53ZM70 125H71V123H70ZM69 125V126H70ZM102 125V124H101ZM106 124H104V126H105ZM109 125V126H108ZM107 126L108 127H113V126H110V125H112V124H108ZM128 124L126 123V125H122L121 124V126H127ZM133 125V124H132ZM136 125V124H135ZM132 126V127H135L134 128V131H135V129H136V126ZM158 125V126H157ZM178 125H179V127H178ZM184 125V126H183ZM188 127H187V126ZM192 125V126H191ZM203 125V124H202ZM218 125H221V126H218ZM249 125V124H248ZM251 125H252V123H251ZM250 125V126H251ZM19 127H17V128H20L21 126L20 125H18ZM38 126V125H37ZM47 126V125H46ZM62 126V125H61ZM65 130H68V127H67V129H66V123H65ZM72 126V125H71ZM73 126H75V125H73ZM72 126V127H73ZM82 126V129L83 128H85L86 127V125L84 124V127H83V125H81ZM81 126H80V128H81ZM115 126V125H114ZM120 125L118 126L119 128H118V130L119 129H121L122 127H121ZM159 126H161L162 128H160ZM174 126V127H173ZM249 126V127H250ZM253 126V125H252ZM255 126V125H254ZM262 126V125H261ZM261 126H260V129H261ZM36 127V126H35ZM58 127V129L60 128L59 127V125L57 126ZM89 127V126H88ZM92 127V126H91ZM90 127V128H91ZM103 127V126H102ZM129 126H127V128H128ZM165 127V128H164ZM171 127V128H170ZM176 127V128H175ZM177 127H178V131H177ZM183 127V128H182ZM186 127H187V129H186ZM208 127V128H207ZM262 127H264V126H262ZM1 128V127H0ZM23 128V127H22ZM25 128V127H24ZM23 128V129H24ZM33 128V127H32ZM46 128V127H45ZM50 127H47V130L49 129ZM79 128V127H78ZM77 128V129H78ZM87 128V127H86ZM93 128H95L96 129V127H93ZM97 128H100L101 130H104V129H106V128H101V126L100 127H97ZM116 128L117 127H113V128H111V129H113V130H111V132H113L114 131V129L116 130ZM155 128H157V129H155ZM160 128V129H159ZM168 128V129H167ZM172 128H173V130H172ZM225 128V127H224ZM245 128H247V129H245ZM251 128V127H250ZM259 128V127H258ZM21 130L20 132L21 133H23L24 134V132L27 130ZM29 129V128H28ZM39 129V128H38ZM51 129H53V133L55 134L56 132H54V129L55 130H57V128H54V126H53V128H51ZM63 129V128H62ZM73 129L75 130L76 128H74L73 127ZM108 130H109V128H107ZM123 129H125V127L123 128ZM122 129V130H123ZM129 129H130V127H129ZM160 130V132H159V130ZM163 129V130H162ZM201 129H203V127H201ZM204 129V130H205ZM231 130L232 131V133L229 131V130ZM256 129H257V126H256ZM2 130H4V128L2 129ZM14 132H15V130L14 129H12ZM19 130V129H18ZM60 130V129H59ZM79 130H81V129H79ZM78 130V131H79ZM126 130V129H125ZM125 130H124V132H125ZM131 130H133V129H131ZM130 130V131H131ZM143 130V128L141 129V131ZM152 130H154V131H152ZM158 130V131H157ZM183 130L185 131V132H183ZM192 130V129H191ZM225 131V132H223L224 133V136L225 137H227V138H224V136H221L220 134L222 133L221 131ZM262 130V129H261ZM17 131V130H16ZM50 131V130H49ZM62 131H64V130H62ZM62 131H57V132H60V134H62ZM83 131H90V129H83ZM93 131L95 132V130L93 129ZM97 131H98V129H97ZM104 131H106V130H104ZM138 131V133L140 134V135H145V134H143L142 132H139V130H137ZM136 131V132H137ZM155 131H157L156 133H155ZM165 131V132H166ZM181 131L184 133V134H182L181 133ZM195 131V130H194ZM241 133H240V132ZM1 132H3V131H1V129H0V134H1ZM10 133V131L8 130H5V132H3V135H1L0 136V140H1V138H3L5 135L4 134H6L7 135V133ZM12 132V131H11ZM19 132V131H18ZM19 132V133H20ZM27 132V131H26ZM25 132V134L22 136V137H24L25 136V144L26 145H28V147H26V146H22L21 145V143H20V140L22 139L20 136L22 135H20L19 134V136H18V134H17V132H15V134H17L16 135V137L14 136V134L12 135V136H5V138L6 137H13V140H14V137H15V139H18V141H19V143H18V141L16 140V142H15V144L17 145L16 146V149L15 150H11V149H14L15 147H13L12 145H11V142H13L12 144L15 146V144H14V141H12V139H11V141H7L8 143H10V145L9 144H7V143H5L6 142V139L5 138H3V142L6 144V146H4L5 148L7 147L8 149H6L5 150V148H3L2 146V144H1V142H0V196H2L3 197V200H5L6 198L4 197L5 195H4V191H5V193L7 192V190L5 189V187H4V185H5V183L6 184H8V186L9 187H12L13 188V190L14 189H16L15 190V192H17L16 193V197H14L13 198V196H15V194L14 195H12V198H11V201L12 202H14L15 200L14 199H16L17 197L18 198H20V195L21 194H27L26 196L28 197L30 194L29 193H27L28 192V190L30 189V188H33V185L37 182V178H36V175H35V171L37 170V169H40V167L41 166H46V164H45V161H46V163H50L51 164V171L53 170V167H54V172H51L50 171V166H47V167H49V169L46 171V174H56V175H53V176H55V177H58L60 174H58L57 173V171L58 172H60L61 170H63L62 169V165H63V162H68V161H66V160H69V162H71L72 161V163H74L73 165H69V164H67L68 165V167L70 166V167H75L74 169L73 168H71V169H73V170H71V169H68V171L69 170H71L70 172H66L67 170L66 169H64V171L65 172H63V171H61V172H63V175H62V177L64 178L65 177V175H66V177H65V179L63 180V179H61V176H59V178H56V180L58 179H61V180H59V184L56 182V184H57V186L55 187V183L53 184V186L56 188L55 189V191L53 192V191H51V187L50 186H47L46 188H49L50 187V195H48V193L46 192V194L48 195H42L41 193H42V191L40 192V194L43 196V197H41L40 198V200H42V202H43V200L45 199V198H47V197H49V198H52L51 196H53L54 197V201H53V203H55V201L57 200V201H59V202H61V204H64L65 205V202H66V204H72V202L74 201V200H69V202L66 200V201H64V199H69L68 197H69V195H70V198H74L75 199V197H74V194L76 193V189H77V192H79L78 191V188H79V186H81V185H79V184H82V189H85V188H87L88 187V184H86V183H88L89 182V180H87L88 178H90L91 176H89V174L91 175V173H88V175H84V173L82 172L83 170V164L82 163H80L79 162V167L80 168H76V164H78V162L76 163V161H78V160H82V158L81 157H83V156H81V155H83L79 150V152H80V158H79V156L77 157L78 158V160H77V158L75 159L74 157H73V155H74V152H76L75 153V155H79V154H77V151H74V152H72V146H73V144H72V146H71V148H68V147H66V149L68 148V150L69 151H71V152H67V153H73V155H72V157H68V158H65V157H63L64 158V160H63V158L62 157H60L58 154H61V151H62V149H64V148H62L61 149V151L59 152V150L58 149H55L56 147L58 148V143H57V146H56V143H54L53 144V146L52 145H49V144H47V145H49V146H51V147H48V148H51L50 150H45V147H44V151L42 150V152L40 151H37V149H35L36 150V152H34L33 153V151H35L34 149H32V148H29V142H28V144L26 143V136L29 134L28 132V134ZM42 132V131H41ZM45 132H46V130H45ZM64 132H66V133H68V131H64ZM63 132V133H64ZM73 132V131H72ZM75 132V131H74ZM92 132V131H91ZM103 131H101V133H102ZM106 132H108V131H106ZM110 132V131H109ZM108 132V133H109ZM115 132H117V131H115ZM127 132V131H126ZM126 132H125V134H126ZM135 132V133H136ZM144 132V131H143ZM189 132V131H188ZM193 132V131H192ZM200 132H202V131H200ZM205 132V131H204ZM203 132V133H204ZM254 130H252V133L251 134H256V136H258L257 135V133L256 132H254ZM262 132V131H261ZM264 132V131H263ZM263 132H262V134H263ZM47 133V132H46ZM87 133V132H86ZM86 133H84V132H82V134H86ZM100 133V134H101ZM104 133V135H105V132H103ZM114 133V132H113ZM113 133L112 134H110V135H113ZM121 132H119V134H120ZM136 134L137 136L139 135V134ZM154 133H155V136H154ZM175 133V132H174ZM190 134H192L191 132H189ZM194 133V132H193ZM202 133V134H203ZM214 133H216V134H214ZM222 133V134H223ZM229 133V134H228ZM247 133V132H246ZM246 133H242V134H246ZM11 134V133H10ZM33 134H35V133H33ZM49 134H51L52 135V130H51V133H49ZM58 134V133H57ZM57 134H56V137H57ZM69 134H71V133H69ZM68 134V135H69ZM75 134H76V132H75ZM77 134H79V133H77ZM76 134V135H77ZM81 134V135H82ZM97 134V133H96ZM99 134V136L101 137V135ZM116 134V136H117V134L118 133H115ZM125 134H124V136H125ZM129 134V133H128ZM132 134H134V132H132L131 133V135ZM168 134V133H167ZM176 134V133H175ZM180 134H178L179 136H180ZM199 135H200V133H198ZM212 134H214L213 136L215 137H212L211 139L210 138H208V137H211V135ZM249 134V133H248ZM30 135V134H29ZM28 135V136H29ZM36 135V134H35ZM39 135V134H38ZM37 135V136H38ZM41 135V140H42V143H43V145L45 144L44 143V140H46L47 138H45L44 137V135L42 136V134H40ZM47 135V134H46ZM65 135V134H64ZM68 135H65V136H68ZM80 135V136H81ZM87 135H90V137H88L87 138V136L85 135V139H84V136H83V140H88L89 138H91V133L89 134V133H87ZM103 135V134H102ZM122 135V134H121ZM130 135V134H129ZM135 135V136H136ZM165 135V134H164ZM170 135H169V137H170ZM177 135V134H176ZM247 135V134H246ZM32 136V135H31ZM53 136V135H52ZM55 136V135H54ZM53 136V137H54ZM58 136H59V134H58ZM61 136H63V135H61ZM70 136H72V135H69V137ZM75 136V135H74ZM73 136V137H74ZM79 136V138H81ZM93 136V135H92ZM95 136V135H94ZM99 136H96V137H98V139L96 138V141L97 140H99L98 142L100 143L99 144V147H100V145H102L103 146V144H104V147H105V144L106 143H108V142H104L103 141V139H105V137L103 138H100L99 139ZM115 136V138L117 139V137ZM137 136L136 137H134L135 139H137ZM152 136H154V137H152ZM188 136H189V134H188ZM202 136V135H201ZM228 136H230V138L228 137ZM234 136V138L235 137H237L238 138V136L239 137H241L239 140L241 141H239L238 139H234V138H232V140L233 141H229V140H231V137H233ZM248 137H249V135H247ZM255 136V135H254ZM260 136V135H259ZM18 137V138H17ZM30 137V136H29ZM33 137V136H32ZM42 137H44L43 139H42ZM46 137H48L49 139H50V136H46ZM68 137V138H69ZM75 137H77L78 138V136H75ZM110 137V136H109ZM109 137H108V140H109ZM113 139H115L114 138V135L113 136H111ZM119 137H120V135H119ZM126 137H128L127 135L125 136V138ZM164 137H167V135L166 136H164ZM197 137L198 136H196L195 138L197 139ZM203 137V136H202ZM244 137V136H243ZM261 137H263V136H261ZM19 138H21L20 140H19ZM61 138H63V137H61ZM78 138V139H79ZM125 138H122V139H125ZM129 139L131 138V136L130 137H128ZM156 140H155V139ZM189 137H187V139H188ZM191 138H192V136H191ZM190 138V140H192ZM194 138V137H193ZM226 139H228L226 142H225V140ZM255 138V137H254ZM10 139V138H9ZM8 139V140H9ZM48 139V141H51L52 140V138L49 140ZM55 139V141H56V139L57 138H54ZM53 139V140H54ZM64 139V138H63ZM62 139V140H63ZM74 139H76V138H74ZM94 140L95 138L94 137H92L91 138V140ZM111 139V138H110ZM115 139V141H118V140H116ZM133 141H134V139L133 138H131ZM138 139H139V137H138ZM141 140H145V139H142V138H140ZM139 139V142H141V140ZM160 139V138H159ZM167 139H168V137H167ZM167 139H165V140H167ZM210 141H209V140ZM222 141H221V140ZM244 139H245V137H244ZM243 139V140H244ZM29 140V139H28ZM41 140H40V142H41ZM53 140L51 141V143L53 142ZM59 140V139H58ZM62 140H59V142H60V146L62 147V146H64L63 144H65L66 142V140L65 141H62ZM68 140V139H67ZM80 141L82 140V139H79ZM83 140H82V142H81V144L83 143ZM86 140V142H87V144H88V146L90 145V142L89 141H91L90 139H89V141H87ZM100 140H102V141H100ZM107 140V141H108ZM121 140V139H120ZM162 140H163V138H162ZM161 140V141H162ZM163 141L164 143H166V141ZM199 140V139H198ZM197 140V141H198ZM220 140V141H219ZM247 140H248V138H247ZM252 140V139H251ZM251 140H249V141H251ZM261 140V139H260ZM264 140V139H263ZM263 140H262V143H263ZM21 141H23V139L21 140ZM47 141V140H46ZM54 141V142H55ZM80 141H79V143H80ZM115 141H113V140H110L109 142H114L115 143ZM125 141L126 140H124V144H125ZM131 141V140H130ZM146 141H147V139H146ZM145 141V142H146ZM151 141V140H150ZM150 141H149V143H150ZM170 141V140H169ZM169 141H167V142H169ZM176 141V140H175ZM181 141H183V140H181ZM192 141H195V140H192ZM197 141H195L196 142V144H197ZM39 142V143H40ZM76 142H77V140H76ZM92 143H91V145L93 144V143H95V142H93V141H91ZM120 142V141H119ZM123 141H121L120 143L121 144H119V143H117V144H114V146H119V145H122L123 143H122ZM128 142V141H127ZM132 142V141H131ZM137 142V141H136ZM178 142V141H177ZM189 142V141H188ZM219 142V143H218ZM224 144H223V143ZM260 142V141H259ZM18 143V144H17ZM32 143V142H31ZM38 143V144H39ZM61 143H63L62 145H61ZM102 143V144H101ZM130 143V142H129ZM128 143V144H129ZM184 143H187V142H184ZM200 143V142H199ZM198 143V145H200ZM222 143V144H221ZM4 144V145H5ZM20 144V145H19ZM37 144V145H38ZM68 144V143H67ZM75 144H77V143H74V145ZM84 144V143H83ZM98 145V143L96 142L95 143V145ZM127 144V143H126ZM125 144V145H126ZM127 144V145H128ZM132 144V143H131ZM134 144H135V142H134ZM146 144H148V142L146 143ZM145 144V145H146ZM191 144V141H190V143H189V145ZM254 144H256V143H254ZM80 145V144H79ZM95 145H92V147L93 146H95ZM112 146H113V143L111 144ZM141 145H143V144H141ZM140 145V146H141ZM154 145V144H153ZM188 145V146H189ZM193 145H194V143H193ZM193 145H190V146H193ZM200 145V146H201ZM216 145V146H215ZM12 147V148H9V147ZM31 146V145H30ZM45 146V145H44ZM66 146V145H65ZM67 146H69V145H67ZM81 146V145H80ZM84 146H86V143H85V145H82L81 147H82V150H83V147ZM107 146H109L110 147V145L109 144H107ZM137 147L139 146V145H136ZM144 146V145H143ZM157 146H159V145H157ZM169 146V149H170V147L171 148H173V149H171V152H169V150L167 149V147ZM189 146V147H190ZM194 146H196V148H198L199 149V147L197 146V145H194ZM261 146V145H260ZM263 146V145H262ZM261 146V147H262ZM34 147V146H33ZM36 147V146H35ZM39 147H40V145H39ZM61 147H59V148H61ZM92 147H91V149H90V146L89 147H87V148H89L90 150H91V153L93 154V152H94V150H93V152H92ZM97 148H98V146H96ZM126 147H128V146H126ZM126 147L123 145V146H121V148H122V150H123V148H125L126 149ZM160 147H161V145H160ZM259 147V145L256 147V148H258ZM55 150H54V149ZM87 148H85L86 150H89V149H87ZM95 148V147H94ZM101 148V147H100ZM107 148V147H106ZM112 148H114L115 150H116V148L115 147H111V150H112ZM121 148H117V150L118 149H121ZM135 148V147H134ZM140 148H142V147H140ZM145 148V147H144ZM203 148V147H202ZM263 148V147H262ZM261 148V149H262ZM30 149H32L31 151H32V153L31 154H28V153H30L29 151H30ZM40 149H42V148H40ZM52 149L54 150L53 152H52ZM99 149V148H98ZM129 151H132V150H130V148L128 147L127 148ZM126 149V157L128 156V153L127 152H129L128 150ZM131 149H133L132 147H131ZM161 149V148H160ZM181 149V150H180ZM260 149V148H259ZM259 149H257V150H259ZM8 150H11V152L9 153L8 152ZM67 150V151H68ZM90 150H89V153H90ZM104 150H107V149H103V153L101 152L100 154H102V156L104 157V159H106L107 160V158H109V157H105L106 155L104 154ZM196 150V149H195ZM200 150V149H199ZM198 150V151H199ZM216 150V151H215ZM253 150H255V149H253ZM264 150V149H263ZM13 151V152H12ZM57 151L59 152L58 154H57ZM84 151V150H83ZM95 151H96V149H95ZM98 151L99 150H97V152H94V156H92V154L91 155H89L88 154V152H85V155H89L88 156V159L90 160V163H92L93 161H91V160H94L96 157L98 158ZM119 152H118V154L117 155H115L114 156V158H117V160L119 161L120 159H118V156H119V154H120V156L122 157V155L124 154V158H125V152L123 153V152H121L120 153V150H118ZM133 151H135V152H138V151H136L135 149L133 150ZM155 151V152H154ZM159 151V150H158ZM161 151H160V153H157L154 157H155V159H157L158 160V157L160 156V155H162L161 154ZM169 152V155H167L168 154V152ZM181 151V152H180ZM197 151V152H198ZM203 151V150H202ZM234 151V152H233ZM262 151V150H261ZM27 152V153H26ZM38 152L40 153V154H38ZM54 152H56V153H54ZM78 152V153H79ZM100 152V151H99ZM108 152H110V149H109V151ZM108 152H107V154H108ZM151 152H154L155 154L154 155H151ZM207 152H209L208 154H210L211 153V156L208 158L209 159V162H211V164H207V163H209L208 162V159H207V157L209 156L208 154H206ZM235 152H237V154L235 155ZM263 152V151H262ZM261 152V153H262ZM42 153V154H41ZM64 153H66V151L64 152ZM62 154L61 156H65V154ZM66 153V156L67 155H69V154H67ZM110 153H113V150L110 152ZM114 153V154H115ZM123 153V154H122ZM130 153V152H129ZM171 153V154H170ZM199 153H201V151L199 152ZM250 153V154H249ZM38 154V155H37ZM130 154H133V152L132 153H130ZM153 154V153H152ZM159 154V155H158ZM215 154H216V156H215ZM253 154V153H252ZM84 155V156H85ZM151 155V156H150ZM206 155H207V157H206ZM212 155L214 156V157H212ZM219 155H220V157H219ZM251 157L250 159H249V156ZM40 156H41V158H40ZM92 156V158L93 159H91L90 157ZM101 156V157H102ZM113 156V155H112ZM130 156V155H129ZM232 156L235 158L234 160H232ZM259 156H261V155H259ZM76 157V156H75ZM102 157V158H103ZM110 157H111V155H110ZM151 157V158H150ZM166 157H164V158H166ZM201 157V156H200ZM216 157H218V158H216ZM43 158H44V160H43ZM113 158V157H112ZM113 158V159H114ZM124 158H123V160H124ZM135 158V159H136ZM162 157L160 156V159H161ZM163 158V159H164ZM211 158H215L214 160H212ZM255 158H256V161L257 162H259V163H256V161H255ZM39 159H41V160H39ZM84 159V158H83ZM98 159H100V158H98ZM110 159V158H109ZM127 159L129 160V158L127 157ZM136 159V160H137ZM173 159H174V162H173V164H172V161H173ZM205 159H206V162H204L205 161ZM218 159V161H216ZM240 160V161H238V160ZM80 160V161H81ZM165 160V159H164ZM211 160V161H210ZM232 160V161H231ZM236 160V161H235ZM243 160L246 162L247 160L250 162H252L253 160H254V162L253 163H256L255 165H249V166H252L251 168H252V170H257V169H259L258 171H253V172H248L250 169L248 168V166L246 165V163L244 164V162H243ZM260 160V159H259ZM41 161H44L43 163L44 164H42L41 166H40V162ZM83 161V163H84V161L85 160H82ZM100 161H101V159H100ZM108 161V160H107ZM110 161V160H109ZM129 161H132V160H129ZM137 161V162H138ZM163 161V160H162ZM197 161V162H196ZM231 161V162H230ZM233 161H235L234 163H233ZM238 161V162H237ZM242 161V162H241ZM262 161V160H261ZM98 161H96L95 160V163H92V164H98L97 163ZM133 163H134V161H132ZM165 162H170V161H164V163ZM205 163V164H203L202 165V163ZM214 162V163H213ZM86 163V162H85ZM101 163H102V161H101ZM111 163V162H110ZM110 163H108V164H110ZM117 162L115 161V163H112L111 165H115ZM120 163V164H119ZM119 163L117 164V166L118 165H122V163L123 164H126V166H124V165H122V166H124V167H127L128 165H130V164H128V162L127 161H125V162H120L119 161ZM132 163V164H133ZM139 163V162H138ZM137 163V164H138ZM140 163H144V162H140ZM155 163H156V161H155ZM159 163V162H158ZM158 163H156L157 164V166H159L158 165ZM197 163L199 164V166H197ZM230 163H232V164H235V165H237L238 166V168L241 166H243V165H245L244 166V168L245 167H247V168H245V171H244V169L242 168V170L244 171V172H247L246 174H244V172L242 173H240L239 171H237V173H236V170H234L233 168H235V167H231V164ZM237 163V164H236ZM262 163L264 164V162L262 161ZM38 164V167L39 168H37L36 167V165ZM136 164V165H137ZM175 164V165H174ZM241 164H243V165H241ZM259 164V165H258ZM66 165V166H67ZM76 165V166H75ZM88 165V164H87ZM87 165H85V168H86V166ZM105 165V164H104ZM107 165V164H106ZM135 165V166H136ZM139 165V164H138ZM144 165V164H143ZM162 165V164H161ZM168 165H170V163L168 164ZM201 165H202V167H201ZM64 166V165H63ZM103 166V165H102ZM110 166V165H109ZM120 167V166H118V167H120V169L122 168V169H124V167ZM131 166V165H130ZM133 166V165H132ZM156 166V167H157ZM166 166H167V164H166ZM164 167V168H167V169H169L168 168V166L167 167ZM65 167V166H64ZM92 167V166H91ZM95 167V166H94ZM148 167V168H147ZM240 167V168H241ZM257 167H259V168H257ZM36 168V169H35ZM66 168V167H65ZM87 168H89V170H92V169H90V167L89 166H87ZM104 168V167H103ZM102 168V169H103ZM141 168V167H140ZM163 168V167H162ZM254 168H256V169H254ZM81 169V170H80ZM101 169V168H100ZM101 169V170H102ZM107 169V168H106ZM119 169V170H120ZM127 170H128V167L126 168ZM125 169V170H126ZM137 169V168H136ZM156 169V168H155ZM154 169V170H155ZM171 169V168H170ZM86 170V169H85ZM88 170V171H89ZM97 170H99V169H97ZM96 169H94L93 170V175H94V173L96 174V173H98V172H95V171H97ZM101 170H99V172H101ZM172 170V169H171ZM170 170V171H171ZM42 171V172H41ZM50 171V172H49ZM56 171V172H55ZM103 171V170H102ZM106 171V170H105ZM110 171V170H109ZM108 171V172H109ZM130 171H131V169H130ZM133 171H134V168H133ZM137 171V170H136ZM158 171V170H157ZM157 171H155V172H157ZM159 171H160V169H159ZM168 171V170H167ZM235 171V172H234ZM43 172H45L44 170H42V167H41V170L38 172L39 174L41 173V175H42V173ZM85 172V171H84ZM140 172V171H139ZM178 172H180V171H178ZM255 172V173H254ZM113 172H111L110 173V175L109 176H111V174H112ZM134 173H135V171H134ZM251 173H253V174H251ZM36 174H37V171H36ZM39 174H38V176H39ZM45 174V173H44ZM43 174V175H44ZM50 174V175H51ZM62 174V173H61ZM117 174V173H116ZM157 174V173H156ZM158 174H159V172H158ZM161 174V173H160ZM248 174H250V176L248 175ZM92 175V177L91 178H95V175L93 176ZM154 175H155V173H154ZM153 175V176H154ZM210 175V176H209ZM211 175H214L215 176V180H219V177H221L222 179H220V180H222V181H218V183L220 182V185L222 184V186H220L219 187V184H217V181H216V184L215 185H213L212 183V185L210 184H208L207 182L209 181V179L210 178H208L207 179V177L209 176V177H212ZM246 175V176H245ZM37 176V177H38ZM86 176V177H85ZM87 176H89V177H87ZM97 176V175H96ZM102 176V175H101ZM113 176H115L114 174H113ZM131 176V175H130ZM136 176V177H135ZM137 176L139 177V180H137L138 182L136 183V178H137ZM148 176V177H147ZM156 176V175H155ZM214 176L212 177L213 178V180H214ZM216 176H218V177H216ZM249 178H248V177ZM258 176V175H257ZM14 177V178H13ZM40 177V176H39ZM42 177V176H41ZM40 177V178H41ZM43 177H47V179H48V176H43ZM42 177V178H43ZM50 177V176H49ZM52 177V176H51ZM55 177H53L52 179H54ZM100 177V176H99ZM103 177H105V176H103ZM102 177V178H103ZM112 177V176H111ZM132 177V176H131ZM143 179H142V178ZM38 179V180H40L41 182H42V180L44 181L45 179ZM105 178H107V177H105ZM162 178H163V175H162ZM176 178H175V181H176ZM206 178V179H205ZM217 178V179H216ZM246 178H248V181H247V179ZM46 179V180H47ZM96 179H98V177L96 178ZM95 179V180H96ZM109 179V178H108ZM171 179L173 180V181H171ZM5 182H4V181ZM50 180V179H49ZM57 180V181H58ZM95 180H92L93 182L95 181ZM104 180V179H103ZM102 180V182H104ZM114 180H112L111 182H114ZM124 180V181H123ZM140 180H142V182L140 181ZM164 181H165V179H163ZM178 180V179H177ZM250 180V181H249ZM53 181H55V180H53ZM53 181H49V182H53ZM86 181H88V182H86ZM139 181L141 182V184H138L139 183ZM149 181H151V180H149ZM174 181V182H175ZM247 181V182H246ZM45 182V181H44ZM44 182H42V183H44ZM47 182H48V180H47ZM110 182V183H111ZM126 182V184H124V183ZM148 182V183H147ZM171 182V183H170ZM205 182L207 183V185L205 184ZM212 182V181H211ZM222 182V183H221ZM249 182V183H248ZM90 183H91V181H90ZM96 183V182H95ZM152 183V182H151ZM158 184H161L162 183V181H160V183L159 182H157ZM170 183V185H168V184ZM178 183H180L179 184V186L177 187V184ZM189 183V182H188ZM37 184V183H36ZM45 184H47V183H45ZM76 184H77V188L76 187H74V186H76ZM114 183H112V185H113ZM113 185V187L115 186V187H117V185ZM167 184V185H166ZM174 184V183H173ZM191 184H190V187H191ZM248 184V185H247ZM40 185H41V183L40 184H37L36 185V189H38L39 187H40ZM86 185H87V187H86ZM97 185H98V183H97ZM141 185V186H140ZM157 185V184H156ZM180 185L182 186V187H186V189H182V187H180ZM210 186V187H212V190H211V188H210V190L211 191H214V192H216V191H218V192H221V193H210V192H208L209 190L208 189H205L204 187H206V186ZM216 185H218V186H216ZM250 185V186H249ZM6 186V185H5ZM42 186V185H41ZM52 186V185H51ZM99 186V185H98ZM95 187L94 185H93V187H95V189L97 188V190H98V192H99V187ZM167 186V187H166ZM208 186V187H209ZM214 186H216L215 188H214ZM72 187H74V191H72L71 192V189L70 188H72ZM81 187H80V189H81ZM85 187V188H84ZM104 187V186H103ZM109 188L111 187L112 188V191H109L110 189L108 188L107 190H108V192L107 193H105V195H103L104 193L102 192V195H103V197L105 196V198L107 199V198H109V194L111 195V193H112V196H113V189H115L116 190V188H113L112 186H111V184L108 186ZM170 187H171V189H170ZM176 189H175V188ZM188 187V188H187ZM221 187L224 189H222V191H221ZM233 187V188H232ZM45 187H41V189L43 190ZM102 188V187H101ZM105 188V187H104ZM169 188V189H168ZM181 188V189H180ZM207 188V187H206ZM220 188V189H219ZM81 189V190H82ZM95 189H94V193L95 194H97L98 192H96L95 191ZM118 189H120L119 187H118ZM142 190L140 193H139V191L138 190ZM172 189H174V190H172ZM178 189V190H177ZM180 189V190H179ZM204 189L206 190V191H204ZM215 189H217V190H215ZM10 190V189H9ZM33 191H32V193L35 195V194H37L36 193V191H35V193H34V190H35V188L34 189H32ZM39 190V189H38ZM88 191L90 190V188L89 189H87ZM86 190V191H87ZM101 190V189H100ZM106 190V188L103 190V191H105ZM156 190V189H155ZM158 190H159V188H158ZM168 190V191H167ZM170 190H172V191H176L177 190V192H170ZM181 190H185V191H188V192H186L185 193V191H184V193L181 195L180 193H182V191ZM208 190V191H207ZM220 190V191H219ZM228 190L230 191L231 190V193L230 192H228ZM233 190V191H232ZM31 191V190H30ZM46 191H47V189H46ZM71 193H70V192ZM85 191V192H86ZM153 191H154V193L156 194L154 197H153V195H154V193H153ZM181 191V192H180ZM224 191V192H223ZM225 191H227L228 193H226ZM9 192V191H8ZM12 192V191H11ZM11 192H10V195H11ZM38 192V191H37ZM73 192H75V193H73ZM83 192H84V190H83ZM82 192V194L80 195L81 196V199H80V196H78L77 195V193L75 194V196L77 195L78 197H79V199L78 198H76V200L78 199L79 201L81 200H83L82 201V203H84L87 199V196H85L84 197V193ZM93 191H91V193H92ZM100 192V193H101ZM106 192V191H105ZM114 192H117V191H114ZM123 193L122 195H125V194H130L129 196L128 195H126V198H125V196H123V198H122V195H119L120 193ZM133 192V194H135ZM163 192H164V194H163ZM13 193H14V191H13ZM21 193V194H20ZM39 193V192H38ZM44 193V192H43ZM67 193L69 194V195H67ZM94 193H92L91 195H95ZM100 193H98V194H100ZM161 193V195H159ZM175 193V194H174ZM187 193H189V195H187ZM9 194V193H8ZM53 194V195H52ZM86 194H88V192H86ZM108 194V195H107ZM135 194V195H136ZM153 194V195H152ZM169 194V195H168ZM179 194H180V196H179ZM187 195L188 197L190 196V195H192V196H190L189 198H190V200H186V199H189L187 196H186V199L184 200L185 202H187V201H191V205H189L188 206V203H186V214L187 215H184V213L182 212L181 213V211L180 210H178V212L176 211V210H174V212H173V214L176 212V214H172L171 213V211H168V208L169 209H171V207H170V205L172 204H174V205H176V204H178V203H182L183 202V200H182V196H185V195ZM213 194V195H212ZM217 194H218V196H217ZM227 194H228V196H230L231 198H228L227 197ZM6 195H7V193H6ZM24 195V197H26ZM39 195V194H38ZM65 195H67L66 197H65ZM174 195H177V199L176 198H173V196ZM8 197L7 198H9V195H7ZM31 196H33V195H31ZM30 196V198L31 199H33L34 198V196H33V198ZM55 196H56V198H55ZM76 196V197H77ZM89 196H90V191H89ZM88 196V197H89ZM98 195H96V197H97ZM107 196V197H106ZM112 196H110V198L112 197ZM133 196V195H132ZM169 196V197H168ZM194 196V199L196 198V200L195 201H193V202H195L194 204H193V202H192V200H191V198ZM22 197H23V195H22ZM21 197V198H22ZM23 197V198H24ZM82 197H83V199H82ZM94 197V196H93ZM129 197V198H128ZM168 197V198H167ZM241 197V196H240ZM248 197V196H247ZM5 198V199H4ZM44 198V199H43ZM92 197H90V199H91ZM135 198V197H134ZM149 198H150V201H148L149 200ZM249 198V197H248ZM2 199V198H1ZM10 199V198H9ZM9 199H8V201H9ZM28 199V198H27ZM35 200H37V197L36 198H34ZM86 199V200H85ZM93 200H98V199H100L99 197H97L96 199L95 198H92ZM92 199H91V201H92ZM178 199H180L181 201H179ZM231 199V200H230ZM240 199V198H239ZM35 200H30L29 199V201H31V202H33V201H35ZM47 199H45V201H46ZM96 200V201H97ZM113 200V197H112V199H111V202H113L114 201ZM147 200V201H146ZM173 200V201H172ZM176 200H177V202H176ZM238 200V199H237ZM245 200V201H244ZM6 201V200H5ZM17 201H19V200H17ZM17 201H15V202H17ZM27 201V202H26ZM26 201H23V202H20V203H18L17 202V204H20V207L23 205V203H25V205H28L27 203H28V200H26ZM71 201V202H70ZM95 201V202H96ZM99 201V200H98ZM161 201H163V202H161ZM225 201V202H224ZM229 201H230V203H229ZM231 201H232V203H231ZM260 201H261V203H260ZM31 202H29V203H31ZM37 203H40V201L39 200H37L36 201ZM59 202H57V203H55V204H58ZM64 202V203H63ZM75 202V201H74ZM89 202V199H88V201H87V203ZM102 202H106V200L104 201V199H103V201ZM110 201L108 200L107 201V203H109ZM110 202V203H111ZM123 202H124V200H123ZM222 202H224V203H222ZM78 203V202H77ZM80 203V206L82 205V203L81 202H79ZM86 203V202H85ZM92 203V202H91ZM101 202H99L98 204H95V206H94V208L95 207H98L99 206V204H100ZM107 204L106 205V203H104V205H102L103 206V208L105 207V206H107L108 207V205H111V204ZM114 203V202H113ZM112 203V204H113ZM130 203H128V204H130ZM184 203V202H183ZM41 204H43V203H40V204H37V206H40ZM44 204H46V203H44ZM52 204V203H51ZM55 204H52V205H50L49 204V202H48V205H50V207H52L53 208V206L55 205ZM92 204H94V202L92 203ZM92 204H90L91 206H92ZM149 204V203H148ZM162 204H161V206H162ZM192 204L194 205V206H192ZM221 204V205H220ZM2 205V206H1ZM35 205V209H30V208H32V207H30L29 205V211L30 210H33V211H35L36 210V212H35V215L37 216L38 214H40L41 212V209H40V211H38L39 209V207H37V209H36V204H34ZM47 205V204H46ZM75 205H77L78 207H76ZM90 205H84L83 204V206L84 207H86V209L85 210H90L89 208H87V207H91ZM115 205V204H114ZM117 205V204H116ZM122 205H125V206H122ZM171 205V206H172ZM226 205H225V207H226ZM242 205V204H241ZM240 205V206H241ZM5 207H6V209L8 210H6V209H4L5 211V213H6V211H7V214H9L10 213V215L7 217V219L9 218V217H11L10 219H12V217H13V219L15 220H19L20 218L18 217L19 215H21L22 214V216L21 217H23V215L24 214H26L25 212H24V210H26V209H24L23 210V212L22 213H20V214H18V208H20L19 206L18 207H11V206H9V207H11L12 209H15V208H17V209H15V210H10L11 208H9L8 207V205H4ZM4 206H3V204H0V216H2L3 214H4V212L2 211V209L4 208ZM24 206V205H23ZM22 206V207H23ZM28 206H26V207H23V208H28ZM32 206V205H31ZM42 206V205H41ZM57 206V205H56ZM55 206V207H56ZM63 206V205H62ZM66 206V205H65ZM74 206L76 207V208H78V210H79V205L78 204H76V203H74ZM112 206V205H111ZM111 206H109V207H111ZM127 206V207H126ZM158 206V205H157ZM160 206V205H159ZM159 206H158V208H159ZM160 206V207H161ZM188 206V207H187ZM190 206H192L191 208H189ZM247 206V205H246ZM245 206V207H246ZM253 206V205H252ZM256 207H257V205H255ZM54 207V208H55ZM75 207H73V209H76ZM93 207V206H92ZM108 207V208H109ZM125 208V209H122V208ZM174 207V206H173ZM172 207V209H174ZM222 207H220V208H222ZM233 207H231V208H233ZM235 207H239V205H237V203H236V206ZM247 207V209H248V211H250L249 213H253V214H256L257 212L259 213V211L258 210H254L253 209V211L251 212V210L252 209H249ZM256 207H253V208H255L256 209ZM9 208V209H8ZM22 208V209H23ZM34 208V207H33ZM44 208V207H43ZM48 208V207H47ZM59 208H60V205H59ZM59 208H55V209H53L54 210V213L55 214H52L49 210H45V208L43 209V210H45L46 211V213H50L49 215L50 216H52V215H58L59 213H57L58 212V209ZM62 208H64V207H62ZM66 208V207H65ZM81 208H83L82 206H81ZM100 208H101V204H100V206H99V209H98V211L100 210ZM162 208V207H161ZM191 209L190 210V212H189V209ZM227 208V207H226ZM228 208H230V207H228ZM258 208V207H257ZM110 209V208H109ZM160 209V208H159ZM159 209H157V211L159 210ZM225 209V208H224ZM241 209V208H240ZM246 209V210H247ZM259 209V210H260ZM42 210V211H43ZM60 210V209H59ZM62 211L64 210V209H61ZM77 210V209H76ZM75 210V211H76ZM84 210V209H83ZM94 209H92V211H93ZM102 210V209H101ZM108 210V209H107ZM112 210V211H113ZM123 210H128V211H125V212H123ZM145 210V211H144ZM156 210V209H155ZM154 210V211H155ZM165 210H167L168 212H166ZM241 210H243V209H241ZM27 211H28V209H27ZM26 211V212H27ZM32 211V212H33ZM44 211V212H45ZM47 211H49V212H47ZM51 211H52V209H51ZM55 211H57V212H55ZM74 211V210H73ZM98 211H96L97 212V214L99 213V215H100V212H98ZM136 211H134V213H136ZM203 211V210H202ZM224 211V210H223ZM239 211V210H238ZM17 212V214L18 215H16L17 217H15V216H13V214L14 213H16ZM40 212V213H39ZM76 212H78V211H76ZM95 212V213H96ZM133 212V211H132ZM180 212V213H179ZM187 212H189V213H187ZM195 212V211H194ZM203 212H206V210L205 211H203ZM203 212H202V214H203ZM243 212H244V210H243ZM247 212V211H246ZM256 212V213H255ZM12 213V214H11ZM28 213H30L31 215H32V213L31 212H28ZM38 213V214H37ZM63 213H64V211L61 213V214H59L58 215V217L60 218V215H62V217L64 218V216H65V214L63 215ZM86 213V212H85ZM87 213H89V211L87 212ZM86 213V214H87ZM112 213V212H111ZM114 214H116L115 212H113ZM169 215H168V214ZM207 213V212H206ZM248 213V214H249ZM132 214V213H131ZM172 214V215H171ZM178 214H180L181 215V217L182 218H184V219H178V218H180V216H178ZM184 216H183V215ZM239 214V213H238ZM241 214H243V213H241ZM246 214V213H245ZM244 214V217H242L243 219L246 217L247 218V216L248 215H245ZM262 214V213H261ZM260 213H259V216H260V218H261V215ZM6 215V214H5ZM12 215V216H11ZM29 215V214H28ZM27 215V217H29ZM30 215V216H31ZM43 215V214H42ZM42 215H40L38 218H37V220L35 219V217L34 218H31L30 217V219H28V221L29 222H31L30 224H32L33 222L32 221H35V223H39L37 226L35 225V223L34 224H32L33 226H31L30 224H27V225H25V227L26 226H28L29 228H30V226H31V228L32 227H35V229H36V227H38V228H40V226H41V222H42V220L40 219V218H42L43 216ZM46 215L47 214H45L44 215V217H43V222H42V224H45L46 223V225H44V226H51L49 229L51 230H53V227H55L56 225L55 224H57V223H55V221H58V218L56 219L54 216H52L49 220H48V218L46 217ZM57 215H56V217H57ZM75 215V216H74ZM102 215V216H103ZM135 215H136V218H137V221L136 220H134V219H136L135 218ZM147 215V216H148ZM168 215V216H167ZM176 215H177V220H178V222L179 221H182V222H177V220L175 221V222H177V224L178 225H180L179 227H177L178 225L173 221V219H174V217L173 216H175L176 217ZM190 216L189 217H191V215H192V217L194 218L195 216H197L196 214L194 215L193 213H190L189 214ZM208 215H209V217H208ZM219 215H221L220 217H219ZM7 216V215H6ZM6 216H3V217H6ZM42 216V217H41ZM121 216H118V217H121ZM133 216H134V219H131V218H133ZM171 216H172V218H171ZM232 216V215H231ZM239 216H240V214H239ZM259 216L258 217H256V215L254 216L253 215V217H252V219L255 217L256 218V220H257V218H259ZM264 216V215H263ZM3 217H1L0 218V223L1 222H3V220H4V218ZM46 217V218H45ZM66 217V216H65ZM86 217V218H85ZM152 217V219H150ZM192 217L190 218V220H186V222L187 223H185L184 222V224H182V225H187L186 227L188 228V227H191L192 226V224L190 223V221L191 220H196V219H192ZM211 217H215L216 219L215 220H213L214 222L216 221V223L217 224H215V226H218L217 228H212V226L214 225H211V224H209V219H211ZM237 217H238V215H237ZM45 218V219H44ZM76 218H78V222H76L75 220H76ZM96 218V217H95ZM147 218V219H146ZM207 218H208V220H207ZM212 218V219H213ZM227 220H230L231 221V225L229 224L228 225V221H225L226 219ZM230 218H232V217H230ZM245 218V219H246ZM259 218V219H260ZM52 219V220H51ZM56 219V220H55ZM71 219V220H72ZM144 219H146L147 220V222H150V223H146V221H145V223H144ZM149 219V220H148ZM167 219V220H166ZM212 219L210 220V222H212L213 223V221H212ZM225 219V220H224ZM244 219V220H245ZM249 219H250V217L248 218V219H246L244 222H246L247 223V220H248V222H249ZM9 220V219H8ZM27 220V218L25 219H23V220H21L22 222V224L24 223L23 221H26ZM30 220H32V221H30ZM40 220V221H39ZM51 220V221H50ZM62 220V219H61ZM151 220V221H150ZM237 220V219H236ZM261 220H263V218L262 219H260V220H258V221H261ZM38 221V222H37ZM44 221H47V222H44ZM49 221H50V223H49ZM65 221V220H64ZM82 221V220H81ZM80 221V222H81ZM157 221V223L159 224V222ZM258 221H256L255 222V220L252 222H250L249 224H248V226H250V229H251V226L253 225V227L255 226V224H257V225H259V224H262V222H263V229H264V220L261 222V223H259ZM51 222H53V224L54 225H47L48 223L49 224H52ZM76 222V223H75ZM84 222V221H83ZM84 222V223H85ZM125 222L127 223V224H130L131 226H130V228H127V226L125 225ZM130 222V221H129ZM155 223H156V221H154ZM165 222V223H166ZM9 223V222H8ZM8 223L7 224H5V225H7L6 227H5V225H3L4 223H1L0 224V232H2V233H0V236H1V239L2 240H5V239H3V237H7L6 239H8V238H11V236H9V234L11 235V232H13L12 231V229L13 230H15L16 228H12V229H10L11 227H9V225H10V223H9V225H8ZM61 222H59V224H60ZM64 223V222H63ZM82 223V222H81ZM102 223H105L106 224V226H108V227H106V228H108V230H110V232L109 233H107V235L105 236V235H103L104 233H106L107 231V229L106 228H103V229H105V231H104V233L103 234H100L101 232H103V230H102V228H100V227H104V225H102ZM117 223H119L120 225L118 226V224ZM203 223L201 224V226L203 225ZM254 223V224H253ZM12 224V223H11ZM21 224V225H22ZM91 224V225H90ZM98 224H99V222H98ZM171 224V225H170ZM189 224V225H188ZM191 224V225H190ZM196 224H197V222H196ZM200 223L198 222V225H199ZM233 224V225H232ZM242 224V223H241ZM40 225V226H39ZM65 225V224H64ZM87 225H85L86 226V229H88L87 228ZM100 225V224H99ZM115 225H117V226H115ZM125 225V226H124ZM145 225V226H144ZM160 225V226H159ZM158 225V228H160L163 224H159ZM176 225V226H175ZM194 225V224H193ZM204 225H203V228H204ZM2 226L3 227H5V231H7V227L10 229V233H8L7 232V234H8V236H2V234H3V229H1L2 228ZM20 226V225H19ZM42 227L41 226V229H44L45 228V230L44 231H46V229H47V227ZM57 226L59 227V225L57 224ZM61 227H62V225H60ZM76 226H78L77 227V229H79L80 230V228H81V231L80 232H82V229H85V227L83 228L82 226L80 227V224H78V225H76ZM76 226L75 227H71V228H76ZM88 226V227H89ZM122 226V227H121ZM143 226V227H142ZM196 226V225H195ZM194 226V227H195ZM208 226H206V228L205 229H207V227ZM28 227H26V228H28ZM57 227V228H58ZM65 226H63L62 227V230H64V231H66V232H68L69 231V228H68V231L67 230H65V228H64ZM113 227H116V228H114L113 229ZM120 227V228H119ZM125 227H126V229H125ZM162 227H164V226H162ZM161 227V228H162ZM167 226H165L164 228L165 229H167L168 228ZM181 227V228H180ZM237 227V226H236ZM256 227V226H255ZM261 227H258L259 228V230H260V228ZM18 228V227H17ZM22 229H23V227H21ZM25 228V229H26ZM28 228V229H29ZM30 228V229H31ZM56 228V227H55ZM55 228H54V231H51L52 232V234H50L51 232H43V231H41L40 230V233L42 234V236H38V237H43V236H45L46 234H48V236L50 237V235L52 236L53 235V232H55ZM56 228V233H59V232H57V231H59L60 230V228H59V230ZM118 228V229H117ZM122 228V229H121ZM142 228V229H141ZM148 228H151V227H148ZM196 228V227H195ZM247 228V227H246ZM8 229V230H9ZM33 229V228H32ZM32 229H31V233H32ZM77 229H75L76 231H77ZM97 229H96V231H97ZM101 229V232L99 231ZM182 229V230H181ZM189 229V228H188ZM214 230V234H215V236H216V238H215V236L214 237H212L214 234H213V230ZM217 229V230H216ZM238 229H240V230H238ZM249 229V230H250ZM253 229V228H252ZM21 230V229H20ZM49 230V231H50ZM72 230V229H71ZM70 230V231H71ZM89 231L91 230V229H88ZM151 230H152V228H151ZM154 230V229H153ZM181 230V231H180ZM199 230V229H198ZM198 230H196V231H198ZM204 230V229H203ZM248 230V229H247ZM247 230H244V232H246ZM258 230V229H257ZM257 230H255L256 232H257ZM258 230V231H259ZM18 231V230H17ZM23 231V230H22ZM26 231H29V230H26ZM25 231V232H26ZM33 231H35L34 229H33ZM48 231V230H47ZM62 232V233H65V232ZM68 232V234H70L71 233V235H73L72 234V231L71 232ZM87 230H85V232H86ZM158 231V230H157ZM182 231H184V232H186V235L188 234V233H190L189 234V236H187V238H184V235H185V233L183 232V233H181ZM202 231V230H201ZM207 231V230H206ZM206 231H203V232H201V233H205ZM212 231V232H211ZM216 231V232H215ZM237 231V232H236ZM264 231V230H263ZM25 232H24V234L21 232V234H23L24 236H25ZM83 232H84V230H83ZM82 232V233H83ZM91 232V231H90ZM90 232H89V234H90ZM146 233V235H145V237L143 238L142 237V239H140V238H138L139 236L141 237L142 235H140V233ZM235 232V233H234ZM250 232V231H249ZM253 232H254V230H253ZM16 233V232H15ZM30 233V234H31ZM34 233V232H33ZM40 233H37L36 234V232L34 233V234H36V235H39ZM44 233V234H43ZM79 232L77 231V234H78ZM92 233H94V231L92 232ZM142 233V234H143ZM175 233V234H174ZM194 233H195V231H194ZM196 233H195V235H196ZM208 233V232H207ZM206 233V235H207V237L208 236H210L209 235V233L207 234ZM242 233V234H241ZM240 233V235H239V237L237 236L236 238H237V240L239 239V241H238V244H239V242H240V244H241V242L243 243L244 242V244H242L241 246L243 247H245L248 243H246L245 244V241H250L249 243L250 244H252L253 245V243H254V247H255V244H258V243H260V242H258V241H260V239L262 238V242H264V232H262V229H261V233L259 232V234L257 235L258 237H259V235H260V239H258L257 238V241H256V239L254 238V237H257V236H255V235H253L252 233V235L254 236H252V235H250V233L249 234H245V235H248L247 237H246V239L245 238H242V240L244 239V241H241L240 240V236H242L243 235V232H241ZM248 233V232H247ZM4 234H5V232H4ZM17 236H18V238H19V236H20V231H18L17 232ZM30 234H28L27 233V235H29V236H27V237H33L34 236V238L36 237V235H30ZM50 234V235H49ZM81 234V233H80ZM117 234V233H116ZM143 234V235H144ZM156 235H158L159 234V232L158 233H155ZM239 234V233H238ZM254 234H255V232H254ZM262 234V235H261ZM70 235V236H71ZM91 235V234H90ZM90 235H87V236H89V237H87V240H89V238L91 239V237H90ZM101 235H103L104 237H102ZM110 235H112V234H110ZM113 235H115V234H113ZM130 235V236H129ZM137 235H139V236H137ZM185 235V236H186ZM14 236V237H13ZM57 237L59 236V235H56ZM64 236V235H63ZM67 235H65V237H66ZM79 236V235H78ZM77 236V237H78ZM94 236V237H95ZM116 236V235H115ZM117 236H116V240H117V242H118V240H119V238L117 239ZM121 236V235H120ZM133 236H137V240L135 239V237H133ZM165 236V235H164ZM170 236H171V234H170ZM253 238H252V237ZM21 237V236H20ZM38 237H36L35 238V240H34V242H32L31 241V239H30V241H28V242H31L32 243V245H33V243H34V245L35 244H37V242L35 243V241H38L39 243H38V245L41 247V244H40V240L41 239H39ZM62 237V235L60 236V237H58V240L56 239V237H55V239L57 240H53V241H55V242H57V246L54 244V246L53 247H55V248H53L52 247V251L53 252H51L50 250L49 251H46L45 253H47V252H49L47 255H48V258L49 259H47V257H46V254L45 253H41L43 256V258H44V256H45V260L42 258H40L39 256H36V257H39V259L41 260V262H43V260H44V262L45 263H47V264H54V262L55 263H58L59 261H63V264H66L67 262H68V264H69V261H71V263H72V261H73V259H71L70 258V256L67 258V256L66 255H71L70 253L69 254H67V252H66V254H65V252L64 251H70L71 252V243L72 242H70V244H67V246L69 245L70 246V249H69V246H68V248H66L65 247V245L66 244H63L64 242L63 241H59V239ZM74 237V236H73ZM80 238H82L83 237V234H82V237L81 236H79ZM93 236H92V239H93V242H91L92 241V239H91V241H90V243H94V240H97V245L96 246H98L99 245V242H98V240L99 239H95ZM112 236H109V238L108 239H110ZM163 237V238H162ZM233 237V238H232ZM26 238V237H25ZM38 238V239H37ZM44 238V237H43ZM114 238V237H113ZM127 238V239H126ZM158 238H160V239H158ZM195 238V239H194ZM236 238H234V239H236ZM249 238H251V239H249ZM12 240L13 239H15L16 240V238H15V234H13L12 235V238H11ZM37 239V240H36ZM63 239V238H62ZM70 239V241H72V239L71 238H67V240H69ZM86 239V238H85ZM115 239V238H114ZM135 241H134V240ZM140 240V242H139V240ZM144 239H146V240H144ZM167 239V238H166ZM170 239V238H169ZM172 239L173 238H171L170 240L172 241ZM185 239H187V241L185 240ZM192 239H189L190 241L192 240ZM210 238L208 237V240H209ZM28 240V239H27ZM32 240H33V238H32ZM83 240V239H82ZM86 240V241H87ZM111 240H112V238H111ZM141 240L143 241V243L145 244V246L144 245H142L143 243L141 242ZM152 240V241H151ZM155 240V239H154ZM163 240V241H162ZM196 240V241H195ZM201 240V241H200ZM215 240H211V242L210 241H208V242H210V244L212 243V241H214V242H217V241H215ZM231 240V241H232ZM254 240V241H253ZM7 241H9V240H6V242L4 241V243H7ZM11 241V240H10ZM52 241V242H53ZM58 241L60 242V243H58ZM85 241V242H86ZM110 241V240H109ZM169 241V240H168ZM193 241H192V245H193ZM197 241H199L198 243H197ZM207 241V240H206ZM227 241V242H226ZM231 241H229V242H231ZM235 241V240H234ZM234 241H232V243H230V244H232V246L231 247H233V244L236 242H234ZM252 241V242H251ZM1 242V241H0ZM13 242V241H12ZM16 242V244H17V241H15ZM18 242H19V240H18ZM22 243L20 244L22 247H24V248H26L27 247V245H22L23 244V242H26V239L25 240H23L22 239V241H21ZM61 242H63V243H61ZM88 242V241H87ZM86 242V243H87ZM100 242H102V241H100ZM138 244H137V243ZM183 242V243H182ZM208 242H205L206 244H208ZM213 242V243H214ZM255 242H257V243H255ZM262 242L260 243V245L262 244ZM1 243H3V241L1 242ZM4 243L3 244H1V245H3L4 246ZM9 243V242H8ZM50 243V242H49ZM65 243H69L68 241L67 242H65ZM95 243H96V241H95ZM95 243L93 244V245H95ZM111 243V242H110ZM139 243H141L140 245H139ZM219 245H220V242H217ZM12 244V243H11ZM15 244V243H14ZM15 244V245H16ZM25 244V243H24ZM47 244H48V242H47ZM63 244V245H62ZM73 244H75V243H73ZM72 244V246H74V247H72V249H75V245H73ZM153 244V245H152ZM175 244V243H174ZM174 244L172 243L171 244V242L169 243L168 242V245H170L169 247L168 246H163L164 247V249H165V247L167 248V249H169V248H171V249H169V250H171L172 251V255H173V258L172 259H175V263L174 262H172V264L174 263V264H183V263H181L180 261H182V259L184 258V256H186V255H188V253H186V252H181V254L183 253V257L181 256V255H178V253L180 254V251H175V250H172L173 249V247H175L174 246ZM186 244V246L184 245L183 247H188L189 245H187ZM218 244H216L215 246H218ZM229 246H230V244L229 243H227ZM236 244H237V242H236ZM235 244V245H236ZM237 244V245H238ZM250 244H248V247L249 248H246L245 250H244V247H243V249H241V247H240V250H238L239 249V245H238V247H235V245H234V250L232 249V250H230L231 248L229 247L228 249L227 248H225V247H227L226 245L224 246V245H221V247H219V250L221 249V248H223V246H224V250H225V255L229 258V257H232L231 255V253H234V252H232V251H239V254H240V256H239V254H238V252H237V254H238V256H237V258L235 257V258H233V259H235L233 262L232 261H230L231 260V258H229L230 260H229V262H228V260L226 261L225 259V257H223V258H225L224 259V261H222V262H224V264H230L231 262H232V264H235L234 262L235 261H237L236 259H238V258H242V256L245 254V257H243V259L245 258V261H243V260H240V259H238V261H237V264H246L247 262L246 261H248V259L249 260H251L250 262L251 263H249V264H252L253 262H256L257 260H255L254 258L255 257H258L260 254H261V252H262V255H260V256H263V253H264V246L262 245V247L263 248H261V246H260V248L262 249V251L260 252V254H258V249H253V247H251L250 248V246H252V245H250ZM15 245H13V246H15ZM18 245H19V243H18ZM20 245L18 246V247H20ZM45 245V244H44ZM44 245H42V246H44ZM51 245H53L52 243H51ZM92 245V246H93ZM107 245H111L110 247L109 246H107ZM118 245H119V243H118ZM117 245V246H118ZM139 245V246H138ZM150 245H152V247H155V249L154 248H152V247H149ZM192 245L191 246H189V248L191 247L192 248ZM2 246V247H3ZM9 246V245H8ZM8 246H6V247H8ZM12 246V245H11ZM11 246H9V248L11 247ZM12 246V247H13ZM28 246L30 247L31 246V244H28ZM59 246H61V247H65V248H62V250L63 251H61V247L59 248ZM85 246V245H84ZM146 247L147 246V248L149 247V250L147 249V248H145V253L144 252H142V251H144V248L142 249V247ZM2 247L0 248L1 250H0V252L2 251V250H4V249H2ZM22 247H20V248H22ZM46 247V246H45ZM57 247L59 248V249H57ZM87 247V246H86ZM85 247V248H86ZM89 247V246H88ZM91 247V246H90ZM99 247H100V245H99ZM119 248H120V250L122 251V246H118ZM133 247V248H132ZM135 247V248H134ZM141 247V249H139ZM210 247V246H209ZM208 247V248H209ZM247 247V246H246ZM4 248H5V246H4ZM28 248V247H27ZM50 248H51V246H50ZM49 248V249H50ZM79 248V247H78ZM84 248V247H83ZM82 248V249H83ZM93 248L94 247H92V249L90 248V250H93ZM131 248H132V250H131ZM156 248H158V251H157V249ZM207 248V249H208ZM213 248V247H212ZM211 247L209 248V249H212ZM217 248V247H216ZM235 248H238V249H236L235 250ZM257 248H259L258 247V245H257ZM66 249V250H65ZM89 249V248H88ZM98 248H96L95 247V249H94V254L92 255L91 253H93V251L90 253L92 256H94L95 255V250H97ZM100 249V248H99ZM97 250L96 251V254H99V253H97L98 251H100V250ZM112 249H113V251H112ZM115 249V250H114ZM135 251H134V250ZM151 249H153L152 251H151ZM161 249V250H160ZM197 249H202L201 251H203L202 253H203V255L205 254V252L207 251V249H205L203 246L202 247H200V248H197ZM196 249V250H197ZM203 249H205V250H203ZM208 249V250H209ZM226 249L227 250H229V251H226ZM249 249V250H248ZM254 251H253V250ZM40 250H42V248H40ZM46 250V249H45ZM55 250V251H54ZM58 250H60L61 252H62V254H61V252H59L61 255H63V253H64V255L66 256V260L65 261H67L66 263H65V261L64 260H61V259H63V257L64 256H62L61 257V255L58 253ZM83 250H85V249H83ZM89 250V251H90ZM140 250V251H139ZM154 250H155V252H154ZM196 250H192V254L191 255H193V251H194V257H196L195 255H197V254H201L200 252H196ZM213 250V249H212ZM218 250V249H217ZM244 250V251H243ZM254 253V255H253V253L251 252V251ZM257 252H256V251ZM12 251V250H11ZM24 251V250H23ZM32 251V250H31ZM30 251V252H31ZM33 251H35L34 249H33ZM37 251H39L38 249H37ZM43 251H44V249H43ZM78 251V250H77ZM77 251H75L76 253H77ZM86 251V250H85ZM108 252V250L106 249L105 250V252ZM129 251H132V253H130ZM134 251V252H133ZM164 251H166V253L164 252ZM171 251L169 252V255H170V253H171ZM213 251H215V250H213ZM221 251V253H222V250H220ZM220 251H219V253H220ZM240 251H242L243 253L241 254V252ZM248 251V252H247ZM19 252V251H18ZM74 251H72V253H73V255H71V256H74V253H75ZM84 252V251H83ZM138 252H141V253H138ZM160 252H162V253H159ZM164 252V253H163ZM175 252V253H174ZM230 253L229 255H228V253ZM245 252V253H244ZM11 254H12V252H10ZM24 253H25V251H24ZM33 253V252H32ZM40 252H38V254H39ZM52 253H53V255H52ZM54 253H56V254H54ZM57 253H58V255H60V257L61 258H59V256L57 255ZM76 253H75V255H76ZM159 255H158V254ZM174 253V254H173ZM215 253H218V251L217 252H215ZM214 252H213V254L211 253V250H210V253H207L206 255H207V257H199L198 259L200 260V259H203L204 260V262H205V259H206V262H207V260H209L210 259V256H212V260L211 261H213V255H215V257L217 256L216 254H215ZM222 253V256H225L224 254ZM256 253V254H255ZM2 254V253H1ZM4 255H5V252L3 253ZM3 254L2 255H0V262L1 261H3L4 260V257H3V259H1V257L3 256ZM9 253H7L5 256L6 257H8L9 255H8ZM23 253H21V255H22ZM35 254H37V253H35ZM37 254V255H38ZM45 254V255H44ZM85 254V253H84ZM87 254H88V251H87ZM103 254H105V253H103ZM109 254H111L110 253V251H109ZM116 254V255H117ZM127 254H129V255H127ZM150 254L149 255H147L146 256V264H147V261L148 260H151L149 257H150ZM157 254V255H156ZM212 254V255H211ZM237 254H235V255H237ZM258 254V256H256ZM18 255L20 256V254L18 253L17 255H15V252L13 253V255H11V256H9V259L7 258V261L9 262V260H11V261H13L14 260V262H15V260H16V258H12L13 256L15 257H18ZM29 255L30 254H28V257H29ZM32 255V254H31ZM83 255V254H82ZM89 256V255H87V256H89V257H86L87 259L88 258H90V257H92V256ZM99 255H101V252H100V254ZM154 255V256H153ZM158 257V261H160V263L159 262H157V257ZM190 255V253H189V256H186V258L187 259H189V257L190 258H192V256ZM219 255V254H218ZM234 255V254H233ZM254 256V257H252V256ZM23 256H24V254H23ZM25 256H26V253H25ZM24 256V257H25ZM34 256V255H33ZM50 256H51V258H50ZM55 256H58V258H56V259H59V261L57 260H55V258H53V257H55ZM86 256V255H85ZM105 256V255H104ZM122 256V257H123ZM178 256H180L179 258H178ZM220 256V255H219ZM221 256V257H222ZM249 256V257H248ZM258 257V258H260L261 259V257ZM31 257V256H30ZM82 257V256H81ZM97 257H99V256H97ZM101 257H103V255L101 256ZM100 257V258H101ZM107 257H108V259L110 260L111 259V261H113L112 260V257L110 258L109 257V255H107ZM107 257L105 256L104 258H105V261H108V260H106L107 259ZM114 258H115V256H113ZM131 257V258H132ZM164 257V258H165ZM176 257V258H175ZM181 257H182V259H181ZM193 257V258H194ZM209 257V258H208ZM20 257H18L17 258V261H16V263H20V264H23L24 262H22V261H24L23 259H19ZM26 258V257H25ZM65 258V257H64ZM75 258V263L76 264H79V261H77L76 259V257H74ZM85 258V259H86ZM96 258V257H95ZM137 258V260H135ZM143 258V257H142ZM141 258V259H142ZM149 258V259H148ZM159 258H160V260H159ZM162 258V259H161ZM197 258V257H196ZM196 258H194V259H192L195 263H196V261L197 262H199L198 264H203V260H197ZM227 258V259H228ZM27 259V258H26ZM25 259V260H26ZM30 259V258H29ZM39 259H37V261H36V259H31V261H32V264H33V261L35 260L36 262H34V264H39V263H41L40 261H39ZM46 259L47 260H51L50 261V263H49V261H46ZM52 259H53V261L54 262H52ZM79 259L80 260H82V262H81V264L85 261L83 258H80L79 257ZM145 259V258H144ZM216 259V258H215ZM253 259V260H252ZM6 260V259H5ZM18 260H22L21 262H18ZM94 260H98L97 258L96 259H94ZM94 260H91V259H89V261H92L91 262V264L92 263H94L93 261ZM104 260V259H103ZM115 259H114V261H115V264H120L119 263V261H118V263H116L117 261H116ZM127 260V259H126ZM143 260V259H142ZM177 260V261H176ZM208 261V262H211V261ZM259 260V259H258ZM262 261H259V262H261L260 264H264L263 263V261H264V258L262 257V259H261ZM38 261H39V263H38ZM88 261V262H89ZM113 261V262H114ZM128 261V260H127ZM144 261V260H143ZM191 261V260H190ZM241 261V262H240ZM253 261V262H252ZM28 263H29V261H27ZM61 262H59L58 264H60ZM73 262V263H74ZM102 262V261H101ZM101 262H100V264H101ZM139 262V263H138ZM145 262V261H144ZM148 262H150V261H148ZM182 262H184V260L182 261ZM192 262V261H191ZM190 262V263H191ZM226 262V263H225ZM249 262V261H248ZM259 262H257L258 264H259ZM15 263V264H16ZM90 263V262H89ZM99 263V262H98ZM97 263V261H95V263L94 264H98ZM107 263V262H106ZM109 263V262H108ZM151 263L152 264H155V263H153L152 262V260H151ZM166 263H171L170 262V258H169V260L167 259V261H166ZM257 263H254V264H257ZM0 264H3V263H0ZM8 264V263H7ZM25 264V263H24ZM83 264H87V263H83ZM102 264H103V262H102ZM110 264V263H109ZM112 264V263H111ZM142 264H143V262H142ZM184 264H187V261H185V263ZM189 264V263H188ZM191 264H193V263H191ZM210 264H222V263H217V262H214L213 261V263H210Z\"/></svg>",
    "mask_w": 264,
    "mask_h": 264
},
{
    "label": "rangeland",
    "instance_id": "rangeland-1",
    "mask_svg": "<svg viewBox=\"0 0 264 264\" xmlns=\"http://www.w3.org/2000/svg\"><path fill=\"white\" fill-rule=\"evenodd\" d=\"M79 1H81V0H79ZM83 1H84V0H83ZM98 1H99V0H97V4H98V5L95 4V3H93V2H90V4H89L90 7L86 6L87 8H89V13H90V15H92V13H91V10H92V9H90L91 7H92L93 9L95 8V10H98L99 8L102 10L103 6H102V5L99 6ZM101 1L105 2V0H101ZM196 1H197V0H196ZM198 1H199V0H198ZM198 1H197V2H198ZM201 1H202V0H201ZM3 2H4V1H2V3H3ZM8 2H9V1H8ZM8 2H7V0H6V3L4 2L3 5H5V4L8 5ZM94 2H96V1L94 0ZM103 2H102V3H103ZM107 2H108V1H107ZM107 2H106V3H103L104 6L106 5V7L108 6V5H107ZM91 3L95 4V5H96L97 7H99V8H97L96 6H92ZM102 3H101V4H102ZM0 4H1V3H0ZM82 4H83V3H82ZM3 5H2V4L0 5V14H1V11H2V10H5V9H8V10H9V7H10V5H9V6H3ZM11 5H12V4H11ZM12 7H13V6H12ZM12 7H11V8H12ZM76 7H77L76 9L79 10V14H80V10H81V9H84V8H82L83 6H81V5H80V8H81V9H79L78 6H76ZM86 7H85V8H86ZM106 7H105V8H106ZM137 7H139V5H138ZM137 7H136V8H137ZM3 8H4V9H3ZM11 8H10V9H11ZM140 8H141V6H140ZM12 9H13V8H12ZM12 9H11V10H12ZM87 10H88V9H87ZM87 10H85V12H87ZM95 10L93 11L94 14H95V13H96V15H97V13L100 14V12H95ZM101 10H100V11H101ZM103 10H104V9H103ZM12 11H13V10H12ZM12 11H11V12H12ZM2 12H3L2 14H4L5 11H2ZM81 12H82V10H81ZM6 13H9V12L6 11ZM82 13H84V12H82ZM82 13H81V14H82ZM15 14H16V12L14 11V14L11 13L10 15H13V17H15V16H16ZM57 14L59 15V13H56V16H58ZM86 14H87V13H86ZM10 15H8V17H5V18H4L5 15H4V16L0 15V16H1V18H4V20H5L6 18H9ZM90 15L87 16V15H85V13H84V16H83V15H80V16H81L80 18H81L82 20H83V19H88V17H91ZM96 15H95V16H96ZM17 16H18V15H17ZM17 16H16V20H17ZM85 16H87V17H85ZM97 16H100V15H97ZM97 16H96V17H97ZM10 17H11V16H10ZM13 17H11V18H13ZM82 17H85V18H82ZM92 17H93V16H92ZM13 19H15V18H13ZM13 19H12V20H13ZM8 21H9V20H8ZM10 21H11V19H10ZM14 22H16V21H14ZM204 22H205V21L201 22V24L204 23ZM207 22H208V21H207ZM226 23H227V22H226ZM248 23H250L251 26H252V22H248ZM248 23H247V25H246L247 27H249V26H248ZM12 24H14V23H12ZM12 24H10V26H8L9 29H11V28H13V29H17V26H16L17 24L15 23V27H16V28H14V25H12ZM201 24H200V30H199V31H201V29H202V32H198L199 34H197V35H198V37H202V36H203L204 38H205V36H206L207 34H208V35H209L210 33L213 34V32H212L213 29H214V31H217L216 33H214V34L217 35V34H218V31L221 29V27H223V28H222L223 30H225V29L227 28L226 30H228L229 32H232V33L235 32V31H236L235 29L238 28V27H236V24H238V23H233V24H235V25H234V28H235V29L233 28V24H232V26H231V27H232V29H231V27H230L231 22H230V25H229V22L227 23V25H228L227 27L225 26L226 24H224L223 26H221V27H219V28H216L215 24H213V23L210 22V24H213V25H214L213 27H215V28H212V30L210 31V30H208L207 27H205L204 24L202 25L203 27L201 26ZM210 24L208 23V26L211 28L212 25H210ZM240 25H245V23H244V24H240ZM12 26H13V27H12ZM206 26H207V23H206ZM224 26H225L226 28H225ZM238 26H239V25H238ZM10 27H11V28H10ZM201 27H202V28H201ZM204 27H205V28H204ZM229 27H230V30H231V31L228 29ZM203 28H204V30H203ZM224 28H225V29H224ZM239 28H243V27L239 26ZM244 28L246 29L245 26H244ZM244 28H243V29H244ZM254 28H256V27L253 26V29H251V27L247 28V30L250 29L251 31H253V34H252V32L249 30V31H250V33H249V38H253V37H254V38H253V41H254V39H255L256 42L259 41L260 43H259L258 45L255 44L256 47H255L254 44H253V45H249V47H248V49H247L248 51H247L245 48H244L245 50H244V49H243V50H244L245 52L247 51L248 53H250V52H253V53H254V52H255L256 54H253V53L247 54V55H248V56H246V57H247V58H246L247 61H244V62H243V60H246L245 57L243 58V60H242V58H239V57H242V55L238 57L239 59L237 58V55H239L238 52H237V55H234V56H236L235 59H236V60L238 59L237 61H238L239 63H241V61L244 63V64L242 63L243 65H245V63H250L251 61H253V60H255V59H256V63H254L255 61H253V62H251V63H253V64H257V62H258L260 59H262V55H263V51H262V50H263V49H262V47L260 46V45H261V41H260V39L257 41V38H255L256 34L258 35V34L260 33V31H262V30H261L262 28H261V29H258V30H259L258 33H257V31H256L257 29L254 30ZM9 29H8V30H9ZM206 29H207L208 31H207ZM216 29H217V30H216ZM218 29H219V30H218ZM222 29L220 30L221 33H222V31H223ZM233 30H235V31H233ZM237 30H238V29H237ZM204 31H205L206 33H205ZM249 31H248V32H249ZM9 32H10V30H9ZM15 32H16V31H15ZM220 32H219V34H221ZM12 33H13V30H11V35H13V36L15 37V35H14L15 33H14V34H12ZM201 33H204V34L201 35ZM254 33H255V35H254ZM16 34H17V33H16ZM219 34H218V35H219ZM250 34H251L252 36H250ZM199 35H200V36H199ZM208 35H207V37L205 38V40H204L203 38H199V40H197L198 37H197L196 39H194V41H193L192 43H193V45L196 43V46H193V45H191V43H190V46H191L190 50L193 49V50H191L193 55H192V56L190 55V56L193 57V60H195V57H196L198 54H200L199 56H200L201 60L198 58V56H197L196 58H198V59L200 60V63H199V60H198V63H199V64H201V63L203 64V63H205V61H206V62L209 61L208 59L212 58V57L215 55V56H216V61H215L216 63L214 62V63H213V66H214V64L217 65V63H218V64H219L218 66L220 67V61L224 63V59H226V60L228 59L227 61H229L230 64L232 63V61H230V60H233L232 65H233V64H236V63L234 62V61H235V60H234V57L230 56V57H232V59H231L230 57L228 58V56H229L228 54H231V53L233 52V51H230V50H229L230 53H228V52H229L228 49L231 48V47H229V44H230L231 41H230V42L228 41V42H229L228 45L225 44V47H226V45L228 46V48L226 47V49H227V51H226V50H225V47H224V44H223V45H222V44L220 45V43H226V42H224V41H225L224 38L221 37L222 39H221V41H220V40H219L220 38H219L218 40H215L218 36L214 35V38H215V36H216V38L213 39V36H212L211 34L209 35V36H210L209 38H208ZM243 35H244V34H243ZM253 35H254V36H253ZM211 36H212V39H213V40L211 39ZM219 36H220V35H219ZM245 37L247 38V36L244 35V39H245ZM257 37H258V36H257ZM207 38H208V39H207ZM200 39H203L205 43L210 41L209 44H211V41H214V40L217 41L216 43L214 42V44H213V43L211 44L212 47L210 46V47L213 48V49H214V47L216 46L215 49L217 50V53H216V50H215V51H214L215 54L212 55V54H213V53H212V52H213V49H210V47H206V46H209V44H208V45H207V44L205 45V43H204V44L200 43V42H203V41H201ZM206 40H208V41H206ZM222 40H224V41H222ZM245 40H246V39H245ZM245 40H244V41H245ZM195 41H196V42H195ZM218 41H220V43H218ZM255 41H254V43H255ZM198 43H199V44H198ZM204 45H205V46H204ZM218 45H219V46H218ZM190 46H189V47H190ZM197 46H200V47L202 46L201 48H203V46H204V50L202 51L201 48L198 47V48L200 49V51H199V53H198V52H197L198 50H197V48H196ZM213 46H214V47H213ZM221 46L224 47V50H225V51L222 50L223 53H224V52L226 53V54L224 53V55H222L223 53H222V51H220L221 48H222ZM189 47H187L186 55L188 54L187 51L189 52V50H188ZM192 47H193V48H192ZM220 47H221V48H220ZM194 48H195V49H194ZM207 48H208V49H207ZM218 48H219V49H218ZM260 48H261L262 50H261ZM205 49H206V51H207V54H201V52H204ZM259 49H260L262 55H260V53H258L259 51H257V50H259ZM195 50H197V51H195ZM209 50H210V51H209ZM243 50H242V51H243ZM251 50H253V51H251ZM44 51H45V50H40L41 60H42V57H44V59H46L45 56H43V55L45 54ZM240 51H241V50H240ZM242 51H241L240 54H243V55L245 56L247 52H246V53H243ZM249 51H250V52H249ZM256 51H257V52H256ZM42 52H43V53H42ZM194 52H195V54H196V53H197V54L195 55ZM209 52H210V53H209ZM13 53H14V52H13ZM221 53H222V54H221ZM227 53H228V54H227ZM233 53H234V52H233ZM15 54H16V53H15ZM189 54H191V53L189 52ZM218 54L220 55V57H218V56H219ZM234 54H236V51H235ZM257 54L260 56V59L258 58L259 56H258ZM16 55H17V54H16ZM194 55H195V56H194ZM205 55H206V59H207V58H208V59H207V60L204 59V61H203L202 58H203V57L205 58ZM211 55H212V56H211ZM217 55H218V56H217ZM225 55H226L227 57H226ZM232 55H233V54H232ZM188 56H189V55H188ZM188 56H187V58H185V59H190ZM202 56H203V57H202ZM215 56H214L213 59H211V62H213V61L215 60ZM256 56H257V57H256ZM14 57H15V56H14ZM185 57H186V56H185ZM221 57H222V58H221ZM223 57H224V59H223ZM251 57H254V58L256 57V58L254 59V58H251ZM16 58H18V56L15 57V59H16ZM20 58H21V57H20ZM48 58H49V57H47V59H46L47 61H48ZM220 58H221V59H220ZM250 58H251L252 60H251ZM257 58H258V59H257ZM87 59H88V57H87ZM87 59H86V60H87ZM112 59H114V58H112ZM219 59H220V60H219ZM240 59H241V60H240ZM88 60H91V58L89 57ZM222 60H223V61H222ZM239 60H240V61H239ZM248 60H249L250 62H248ZM20 61H21V60H20ZM22 61H23V63H22V62H20V63H22L23 65H25V64H26V60H25V61L22 60ZM49 61H50V58H49ZM63 61H64V63H63ZM63 61H62V63H61V61H60V62L57 61V62H56V65L63 64L64 67H63L62 65H61V67L64 68V69H67L66 67H68L67 70H69V71L71 70V71H70V73H71V72L73 71V69L75 68V66L73 67V65H72V64H74V62H72V61L70 62V60H67V59H66V61H65V60H63ZM195 61H196V60H195ZM66 62H67V63H66ZM88 62H89V63H88ZM211 62L209 61L210 65H211ZM259 62H261V63L263 64L262 60H260ZM24 63H25V64H24ZM84 63H85L86 65H88V64L91 63V61L83 62L82 65L85 66ZM226 63H227V62H226ZM226 63H224V64L226 65ZM239 63H238V64H239ZM251 63H250V66L253 65V64H251ZM261 63H260L259 70H257L258 68L256 69V70H257V73L259 74L260 77H261L260 74H262V77L260 78V80H258V79H259V76L257 77L256 71H255V73H254V71H253L256 67L259 66V65H258L259 63L254 67L253 70L250 69V67H249V68H246V69L244 70V69H242V66L239 65V66H241V69H242V70H241V73L244 72V71H246V70H248V69H250V70H251V73L253 72L254 75H256V77H257L258 79H257V78H254L255 80L253 79V81H252V82L250 81V83H251V84L253 83V84L258 85V86H253V85H252V86H253L254 88L256 87V89L259 88V89H261V90H259V89L255 90L254 88H252L251 85H248L249 87H247V84H249L248 82H247L246 84H244L242 81H240V82L242 83V85L244 84V86H245V90H243L244 87H242L243 89L238 88V86L236 87L237 82H234V83H236V84H235L236 89H235V91H232L233 95H235L236 92H237V93L239 92V93L241 94V97H243V98L245 97V98H246V96H244V95L242 96V94H243V93H244L245 95H246V93H247V94H250V93H251L250 91H252L251 95L255 92V95L258 94V96H261V97L264 98V92H263V91H264V81H263V80L261 81V79L264 78V77H263V76H264V73H262V72H264V69H263L264 65L262 66ZM206 64H207V66H209L208 63H205V65H206ZM227 64H228V63H227ZM68 65H71V66H68ZM82 65H81V66H82ZM205 65H201V66H204V70H205V71H203V74H201L202 76L199 77V78H200L199 80H201V83H202V81H203V83H204V80H202V79H203L202 77H203L204 73L207 72L206 74H208V73H209L208 70L211 69V68H213V67H211V68L208 67V68H209V69H208L207 67H205ZM225 65H224V66H221L220 69H224V70H225L226 68L229 69L230 66L232 67V65H230L229 67H225ZM228 65H229V64H228ZM236 65H237V64H236ZM92 66H93V64H90L89 67H88V66H85V67L88 68V70H89V68L91 67V68H90V71H91ZM211 66H212V65H211ZM237 66H238V65H237ZM239 66H238V67H239ZM245 66L248 67V65H245ZM71 67H73V68L71 69ZM93 67H94V66H93ZM215 67H216V66H215ZM215 67H214V69H217V68H218V67H216V68H215ZM223 67H225V68H223ZM233 67H234V66H233ZM233 67H232V68H233ZM95 68H96V67H95ZM205 68H206L207 70H206ZM243 68H244V67H243ZM260 68H262V69H260ZM81 69H82V70L84 69V72H86V74H84V77H86V78L88 77V79H86V81L89 80V77H90L91 80H93V81L96 80V79L98 78V76H99V75L96 76V74H99V71H100V73L102 72L98 67L96 68L98 71H97V70H96V71H95V70H92L91 73H90V72L88 73V71H86L85 68H84L83 66L81 67ZM81 69H77V68H76L75 70H76V71L78 70L77 73H80L79 70L81 71ZM93 69H94V68H93ZM233 69H236V68H233ZM105 70H106V69H105ZM105 70H103L102 74H103L104 72L106 73ZM107 70H108V68H107ZM224 70H223V72H224ZM226 70H227V69H226ZM230 70L232 71L231 68H230L229 70H227V71L230 72V74H232V73L235 71V70H234V71L231 72ZM239 70H240V69H239ZM243 70H244V71H243ZM260 70H262V71L260 72ZM76 71H74V72H76ZM108 71H111V70H108ZM212 71H214V70L211 69V73H212L211 75H209V76H207V77L205 76V77L208 78V79H210V78H212V75L215 74V76H216V80H217V76H218V75H216V72H218V71L220 72V71H222V70H217V71H214V72H212ZM237 71H238V69H236V71H235V73H234L233 75L236 74L237 77H238V76H242V75L239 73L240 71H238V73H237ZM248 71H249V70H248ZM64 72L66 73V71H64ZM82 72H83V71H82ZM82 72H81V73H82ZM111 72H112V71H111ZM171 72H172V71H171ZM201 72H202V71H201ZM65 73L63 74V79H64V81H63L62 85L65 84V83H67V82H68V81H67L68 79L66 80V78H69V76L73 74V72H72L71 74H68V73H69L68 71H67L66 74H65ZM77 73H74V75H78ZM213 73H214V74H213ZM221 73H222V72H220V73H218V74L221 75ZM224 73H226V72H224ZM244 73H245V72H244ZM246 73L248 74L249 72H246ZM93 74H95V75H93ZM108 74H109V73H108ZM132 74H133V73H131V75H132ZM135 74H140V73L137 71V72H135V73L133 74V76H134ZM173 74H174V71H173ZM66 75H67V76H66ZM79 75H80V74H79ZM82 75H83V74H82ZM90 75H92L94 78H92V76H90ZM131 75L129 74V75H127V76H126V75H124V76L127 78L128 76L131 77ZM65 76H66V77H65ZM100 76H101V77H100ZM100 76H99V80H98V82H99L100 79H102V78L109 79V76H110V75H106V74H104V75L102 76V75L100 74ZM105 76H106V77H105ZM107 76H108V78H107ZM111 76H112V78H111L112 80L110 79L111 82H112V81H113V82L116 81V78H113L114 75H113L112 73H111ZM111 76H110V77H111ZM119 76H120V75H119ZM122 76H123V75H122ZM122 76H120L121 78H120V77H119V78H120V79L124 78V77H122ZM133 76H132V77H133ZM142 76H144V77H142V78H145L146 75H142ZM171 76H172V75H171ZM221 76H222V75H221ZM229 76L232 77L231 75H229V74L227 73V74H223L222 77H223V79H224V77H229ZM236 76H235V77H236ZM250 76H252V75H250ZM84 77H83V78H84ZM130 77H128V78H130ZM132 77H131V78H132ZM137 77H138V78H141V74H140V76H137ZM222 77H221V79H222ZM247 77H248V76H246V77H242V79L244 80V78H245V80H246ZM76 78H77V77H76ZM76 78H74V77L72 78V81L75 82V84L73 85V88H79L78 85H80V84L77 83L78 80L81 79L80 76H79V79H78V78L76 79ZM83 78H82V79H83ZM95 78H96V79H95ZM126 78H124L125 81H126ZM133 78H134V79H133ZM133 78H132V80H130V82H132V83H133V80H135L136 76L133 77ZM146 78H147V77H146ZM201 78H202V79H201ZM214 78H215V77H214ZM252 78H253V77H252ZM70 79H71V78H70ZM70 79H69V82L71 81ZM82 79H81V81H82ZM84 79H85V78H84ZM113 79H115V80H113ZM117 79H118V77H117ZM120 79H119V80H120ZM148 79H149V78H148ZM223 79H222V81H223ZM230 79H231V78H230ZM230 79H228V80H230ZM232 79H233V77H232ZM232 79H231V80H232ZM237 79H238V78H237ZM239 79H240V78H239ZM242 79H241V80H242ZM76 80H77V82H76ZM110 80H109V81H110ZM127 80L129 81V79H127ZM137 80H138V79H137ZM140 80H143L144 82H146V80H144V79H139V81H138V82L136 81V82L139 83ZM169 80H171V78H170ZM216 80H214V79L212 80V79H211V81H213V82H212L213 85L216 83V82H215ZM219 80H220V79L218 78V82H217L218 85H220V84H219V82H220ZM225 80H226V79H224V81H225ZM251 80H252V79H251ZM257 80H258V81H257ZM65 81H67V82H65ZM83 81L85 82V80H83ZM83 81H82V83H84ZM96 81H97V80H96ZM104 81L107 83L106 80H103V79H102V80L98 83L99 86H98L97 83L95 82V83H96V86H98V87H94L95 84L92 83V84H93V85H92L93 89H95V88L97 89V88H98V89H97V90L99 91V92H98V93H99L98 96H99V98H100V99L98 98V100L95 99V98L93 97L95 94H94L93 96L91 95V93H95L94 91H96V89H95L94 91H92L91 93L88 92L87 90H88V89L92 90V87H91V88L88 87V89H86V91H87V92L93 97V99L95 100V102L97 101V103H94V102L92 103V102H91L92 100H90V99H91L92 97L88 99L89 101H87V98H86V101H87L86 103H84V102L81 103V100H80V103H79V101H78V105H79V106L76 105V102H75L74 100H72V101L70 100V103L76 105L75 108H74V105H71V104H70V106H73V107H72V108H69V109H73V108H74V109H75V112H74L75 114L79 112L80 115H81V114L84 115V111L86 110L85 113L87 112V113H86L87 115L85 114V116H84V117H86V118H84L83 115H81V117H80V118L82 119V120H81L82 123L79 122V121H80L79 119L74 118L75 120H79V121H76L77 124H78V122L81 123V124H78V125H77V124H74V123H73L74 121H72V122L70 121V123H71L72 126L75 125V126H73L74 128H76L75 130H74L73 127L70 125V123L67 124V121H66V120L69 118V115H68V114H70V112H71V110H69L70 112H69V111L67 112V108L70 107V106H69V105L67 106V104H66V105H65V106H67V107H66V110L63 109L64 106L61 107L60 105H57V107L59 106V108H56V105H55V108H53L54 111H55V110H60V111H61V110L63 109V110H64V111H63V113H64V118H63L62 116H60V115L63 114L62 111H61V113H62V114H61L60 111H59V112H58V111H55V112H54L53 110H50V109H52V106H50L51 104L49 105L51 108H49V106L47 105V104H48L47 102H46V103H45V102L43 103V101H46V100H45V96L43 97L42 94L44 95V94L48 93V92L43 93L45 89H43L42 94H41V96H40V98H42V99L39 98L38 100L35 101V102L37 103V106H38V103H40V102L42 101V102L40 103V107H39V106L37 107V109L39 108V109H38V114H35V112L37 113V109H36V107L33 108L34 111H33V110H30V112H27V111H26L28 116H29V114H31V116H32V117H31V116L27 117V120L30 119V120H29V126H30V127H28V125H27V124H28V123H27L28 121L26 122V123H27L26 125H27V127H28L29 129L26 128V125H24V126L22 125V124H23L22 121H24V120H22V119H21L22 121H20L22 124H21V123H20V124L18 123V125H20L21 127H20V128H17V127H19L18 125H16L18 119L15 120V119H16L15 117L17 116L16 114H18L19 111H20V114H23V111H21L22 109L24 110L23 105H24L25 107H28V108L26 109V110H28L30 107L32 108V106H33V107L36 106V103H34V104H35V105H34V104H33L34 101H31V100H29V102L26 101V100H25V101H22V99L24 100V98L27 99L28 97H27V96L25 97L24 94H21L22 96H21V95L19 96V97H21V98H18V96L11 95V94H12L11 91H9V93L11 92L10 95H9V97H7V96H8V92H7V94H6V93H3V94H4V98H3V95L0 97V99H2V100H0V102H3V100H4V102H3L4 104L2 103L3 105H5V102H6L5 100H7L8 98L11 99V101H10V99H9V103L7 102L8 104L6 103L5 107H6L7 105L9 106V104L12 103V98H13L14 100H15V99H18V100H17L18 102H17L16 100H15L16 102L13 101V104H12V105H15V106H13V107L11 106L12 109H11V108H8V109H7V110H9V109H10V110H13V109H14L15 112H16V110H18V112H16V114H15L16 116H14V114L11 115V117H10L11 119H10L9 117L6 119V118L3 116V118H4L5 121H9V119H10V121H12V116H14V117H13V118H14V121H13V122H16V123H12V124H15V125H11L10 121H9V125L7 124L8 122H6V124H5V123H4L5 121H3V119L1 120L3 123L0 122V127H1L0 129H1V131L5 132V130H7V131L9 130L10 133H11V134H10V133L8 132L7 135L4 134L5 136H12V135L14 134V136L16 137L17 134H18V136H19V134H20V135L22 134L20 137L23 139V141H21L22 139L19 138V140L21 139V140H20V143H21L22 146L24 145V146L28 147V145L25 144V139H24L25 136L22 137V136L25 134V132L27 131V132L30 134V135H29V134L26 132V133L30 136V137H29L28 135L26 136V140H27L26 143H27V144H28V142L30 143V144H29V148H32V149H34V150L37 149V151H39V152L41 151V152H42V150L44 149V147H45V150H47V149L50 150L52 147L49 146V145H52V146H53V144L56 143V146H57V143H58V148L56 147L55 149H58L59 152L61 151L62 148L65 147L64 149H62L61 154H58L59 152L57 151V154H58L60 157H62V158H63V157H65V158H68V157L70 158V157H72L73 153H70V154H69V153H67V152H71V151H69L70 149L68 150V148H71V146H72V144H73V146H72V148H71V149H72V152L77 151V154H79V155H75L76 152H74L73 157L76 159L78 156H79V158H80L81 156H83V157H81V158H82V160H85L84 163H83V161H82L81 159H80V160H81V161H80V160H78V158H77L78 161H76V163L78 162V164H76L77 166L75 165L76 168H77V167L80 168V167H79V165H80L79 162L83 164V165H82V166H83V167H82V168H83V169H82V170H83L82 172L84 173V175H85V174L88 175V173H91V175L89 174V176L92 177V175H93V170H94V169H96V170H97V169L101 170V169L104 167V168L102 169L103 171L101 170V172H99V170L95 171V172H98V173H96V174L94 173L95 178H94V177H93V178L90 177V178L87 179V180H89V182L86 181V182H88V183H86V184H88V187H87V185H86L87 188L84 187L85 189H82V187H81L82 184H79V185H81V186L78 185V186H79V188H78V191H79V192H77V189L75 190L78 196H80V195L82 194L83 190H84V192H83V193H84V197L87 196V198L85 197V198L87 199V200L85 199V200H86V201H85L86 203H85V202L82 203V201L84 200L83 197H82L83 200H82V201H81V200L79 201V200H78L79 197H78L77 195H76V196H77V197H76V196H75L76 193L73 192V193H75V194H74L75 199H74V198H73V199L70 198V195L67 193V195H69V197H68L69 199H64V201L67 200V201L69 202V200H71V201L74 200L75 202L73 201L72 204H70V203H69V204H66V202H65V205H66V206H65L64 204H61V202H59V201H57V200L55 201V203L59 202L58 204L53 203V201H54V200H53V199H54V197H53L54 195H53V194H52L53 196H51L52 198H49V197L45 198V199H47L46 201H45V199L43 198V199H44L43 202H42V200H40V198L43 197V196L46 194V192H47V193L49 192L48 195H50V191H49V190H50V187L52 188L51 191H53V192L55 191V189H56L55 187L57 186L56 182L59 184V183L61 182V181L59 182V180H61V179L64 180L65 177H66V175H67V174H66L64 178L62 177L63 172H65L64 169L67 170V171H66L67 173L70 172L71 170H73V169L75 168V167H73V166H74V165H73L74 163H72V161L69 162L70 159H69V160H66V161H68V162H63V165H64L66 168L62 165V169H63V170H61V171H63V172H61V171L58 172V171H57V173L60 174L59 176H61V179H59V180L57 179V180H58V181H57L56 178H59V176H58V177L53 176V175H56L55 173H54V174H53V173H52V174L50 173L51 175H50V174H49V175L46 174V171L49 169V167H47V166H50V171H51V167H52L51 164H50L49 162L46 163V161H45L46 166H44V165L41 166L42 164H44V163H43L44 161H41V162H40V166L42 167V170H44L45 172H43L42 175H41V173L39 174L38 172L41 170V167H40V169H37V170H36V171H37V174H36V171H35V175H36V178H37V182H36V183H37V184H40V183H41L42 186L40 185V187L38 188L39 190H38V189H36V188H37V187H36L37 184L35 183V184L33 185V188H30V189L28 190L27 193L30 194L28 197L26 196L27 194L25 195V194H21V193H20V194H21V195H20V198L17 197L16 199H14L15 201L19 200V201H17L18 203L28 200V203H27V204H28L30 207H32V208H30V209H35V205H34V204H36V209H37V207H39V208H38L39 210L37 209L38 211H40V209H41V211H40L41 213H40V212H39L40 214L37 213V214H38L37 216L35 215L36 210H35V211L30 210V211H29V206H28V205H25V203H23L24 206H23V205H22V206H23V207L28 206V208H23L22 206L20 207V204H21V203H20V204H17V202H15V201L12 202L13 200L11 201L12 195L15 194V196H13V198L16 197V193H17V192H15L16 189L13 190L12 187H9V186H8L9 183H8V184L5 183L6 186L4 185V187H5V189L7 190L6 193H7V195H9V198H10V199L7 198L8 196L6 195V193H5V191H4V195H5L4 197L6 198V199H5V198H4V199H5L6 201L3 200V197H2L3 195H2V196H0V204H3V206H4V205H8V207L11 206L12 208H13V207H18V206H19L20 208H18V211H19L18 214L22 213L24 209H26V210H24V212H25L26 214H24L23 217H21L22 214L19 215V216H18V217L20 218L19 220H18V219H17V220H16V219L14 220L13 217H12V219H10L11 217H9V218H8L9 220H8L7 217L10 215V213L7 214V211H8V210L6 209L7 206H6V207L4 206V208L2 209L3 212L5 211L4 209H6L7 211H6V213L4 212V214H3L2 216H0V218L3 217V216H6V215H7V216H6V217H3L4 220H3V222H1V223H4L3 225H5V224H7V223L9 222L10 225H9V223H8V225H9V227H11L10 229H12L13 227L16 228L15 230L12 229L13 232H11L10 229H9L8 227H7V231L4 230L5 227H6L7 225H5V227L2 226V228H1V229H3V234H2V236H3V235H4V236H8L7 232H8V233L11 232V235L9 234V236H11V238H12V235L15 234V238H16V240H15V239L12 240L11 238L6 239L7 237H3V239H5V240H2V239H1V236H0V241H1V242L3 241V243H4V241L6 242V240H9V241H7V243H4L5 248H4L3 245H1V244H3V243L0 242V248L3 246L2 249H4V250H2V251L0 252V255H2L4 252H5V255H6L7 253H9V254H8L9 256L13 255L14 252H15V255H17V254L19 253V254H20V256L18 255V257H20L19 259H23V260H24V261L21 260L22 262H24L25 264H32L31 259H32V260H33V259H36V261H37V259H39V257H40L41 259L43 258V257H42V256H43L42 254L45 253L46 251H49V250H50L51 252H53L51 249H52V247L54 246V244H55V245L57 244V242H55V241H53V240L55 239V237H56V239L58 240V237H60V236L62 235V237L59 239V241H63L64 243H63V242H61V243L66 244V245H65L66 248H68V246H69V245L67 246V244H70V242H72V243L70 244V245H71V252H70V251L68 252V251L65 249V250H66V251H64L65 254H66V252H67V254L70 253L71 255H73L72 251L75 252V251L78 250L77 253L75 252L76 255H75V253H74V256L66 255L67 258L70 256V258L73 259L72 263H71V261H69V264H76V263H75L76 261H75V258H74V257L77 258L76 260L79 261V264H81V262H82V260H80L79 257H80V258H83V259L85 260L84 262L87 263V264H91V262H92V261H89V259L94 260V259H96V258H97L98 260H94V261H93L94 263H95V261H97V263L99 262L98 264H100V262L102 261L103 264H109V263H110V264H111V263H112V264H115L114 259L116 260V258H117V256H118L119 253L122 254V252H123V253L126 252V249H127V252H128V248H129V246H128V248H127L125 243L127 242V244L129 245V243L131 242L130 246H132V244H133V245L135 244V242H134V243L132 242V240H131L132 238L128 240V241L131 240V241L128 243L127 240H124L125 238H123V236H125V237L128 236L129 231L132 230V229L135 227L136 222L134 223V221H133V224H132L133 228H131L130 230H129V229H126V227H125L126 230H122V231L125 232V233H126L127 230H129V231H127V232H128L127 234H122L123 232H121V234H119V237H118L117 235H118V233H120V232L118 231V232H114V233H113V230H111L112 233H110V234H112V235L108 234V237H107V238H103V240H100L101 237H96V236L94 235V234L97 235L96 232H98V229L95 228V227L93 228L92 226L87 225V223L89 224V223L92 221V222H91V224H92V223H93V220H95V222H97V218H98V220H100V218L102 219V217H104L103 213L105 212L104 214L108 213V214H106L105 216H107V215L109 216V213H110V216H109L110 218H113V216H114V217H117L116 219H114V221H113L114 223H115V220L117 221L118 219H120V220L126 219V216H127V218H128V217H129L128 214H130V217H131V215H134V214H137V213H138V214H140L139 219L141 218V220H142L141 223L143 224V218H145V217L149 218V215L146 214V216H145V213L142 214L141 212H140V213L137 212V211H138V206H136V207L134 206L135 203H137V205H138V203H139L140 199L143 197V195H141L140 197H137V194H138V193H137V194L135 193V192H137V191H135V190H137L138 188H141V187H138V188H136V189H134V188H133V189H130V188H132L133 185H134V187H136V185H137V184H135V182H134V183H131V184H133V185H130L131 187H130L129 184H128V183H130L129 181H135V178L133 177V175H136V174L139 173L138 176H141V175H142V174H141V171H142V172H143V171L146 172V168H145L146 165L149 164L150 161H153V162H154V166H153V167H152V166H149V169L151 168L152 170H151V171L148 170V171L146 172V174L143 173L144 175H143L142 177H143V178L145 177V179H146V176H145V175H149L148 172L151 173L152 171H154L153 174H152V173L150 174L151 177H150V176H149V177L147 176V177L149 178V179L147 180L149 183H148V182H147V183H148V186L150 185V187H149V188H150V192H151V190H152V187H153V189H154L155 192H157V193H159L160 191L162 192V188L158 187V185H159V186H162V185H163V186H162V187L164 188L163 191H166V190H165V186H164V184H165V182H168V181H166V179H167L168 177H170L169 174L171 173L170 175H171V177H173V178H174V175H178V177H181V175L183 174V173H182L183 171H181L180 168H179L178 171H180V172H178V171H176V170L178 169V167H177V168H174V167H176V166H174V167L171 166V160H172V159L169 160V159H167V158H170L172 155H171V156H168V157H166V156L163 155L164 153H162V152H165V151H161V150H163V149L165 148L164 146L168 145V143H169L170 146H172L171 144H173V143H177L178 145H176V146L173 145V148L175 147V148L177 149V151H179V148H183L182 150H184V149H185V148H184V147H185L184 145H185V144H188V145H189V143H190V141H191V144H190V145H193V143H194V145H197V146L199 147L200 150H199L198 148H196V146H194V145H193V146H190V145H189L190 147L187 145L186 148H191V147H193V148H194L193 150L196 151L197 156H198V154H200L199 157L197 158V159H198V163H200L199 161H202V160H203V159H202V157H203L202 155L204 154V152H205L207 149H211V150H209V151L212 152V151H213L212 148H213V149L216 148V147H212V146H214L213 144H216V142H215V143L212 142V140H214L212 137H214L213 135L216 134V133L212 134L211 137H208V138H210V139L212 138L211 141H210L209 139H208V140H209L211 143H213V144H212L211 146H209L210 142L208 143V141H207V142H206V145H205L207 149L204 148V146H203V145H204L203 141H206V140H207V139H206L207 137L205 138V133H206V136L209 135V131H208L209 129H210L211 133H213V131L215 132V130L212 131V129H211V127H210V126H212V125H209V128L207 127L208 129H205V127H206V125H208L209 123H210V124L213 123V125H216V123L219 122V120H218V119H219V116H218L219 113H217V115H216V116H218V117L214 116V117L216 118V120H215L216 122H215V123H214V119H215V118H213V120H212V119H211V116L213 117V115H211V116H209L210 118L208 117L209 120H210V119H211V120L209 121V120L206 118L207 121H208V124H205V122H207V121L204 120V117H203V116H205L206 113H207V115H208L209 110H206L207 108L205 109V107H204V109H203V107H202L203 105H201L202 108H201V107L199 108L200 105H198V104L202 103V102H201L202 100H199V98L202 99V98L205 96L203 99H204V102L206 101V104H207V105L204 104V106L206 105V107H208V104H210V103L207 102V101H209V98H210V100L212 101L213 98L215 97V95H214L213 98H212V96H211V97L207 96V94L209 95L208 92H210V91H208L210 85H209L208 87L206 86V88H208V89H206V88L204 89L203 87H201V88H203V90H204L205 92L207 91V92H206L207 94H206L204 91H202V89H201V91H202V93H203V96H202V95H199V96H198L199 98L197 97V93H199V92H197V91L195 92V94H196V95H195V96H196V97H195V101L193 100V99H194V96L191 98L192 100H191V99L189 100L188 97H186L187 95H186V96L184 95L183 102H182V99H181V102H182V103H184V99H186V98H187V99L185 100V101H186L185 103H188V102L191 103V104L188 103V105H189L190 107H187V106H186V108L188 109V110H187V109H186V110H187L188 112H189V110H190L189 108H191V107H192V108H193V107L195 108L194 105L197 103V102H196V98H197V101L200 102V103L198 102V104H197L198 107L196 106V107L199 108V109H196V108L194 109V108H193L192 110H190L191 113L193 112V114H194L195 116H197V115L199 114L200 117L197 116V117H196L197 119H196V118H189V117H191V114H190V116H186V117H185V123L188 124V125L191 124V123H187V122H189V121H187V119L189 118V119L191 120V122H192V120H195V122L198 120V121L195 123V125H196V124L198 125V124H199V120H200L199 118H201V120H202L201 122H202V123H200V124L198 125V127L201 126V127H203V129H201V127L198 129L197 126H196V129H195V127H194V129H193V128H192V127H193L192 125H191V126H192L191 128L188 127V126L186 125V126L188 127V129H190V130H186V131H187L186 134L188 133L189 136H188V134L185 135V134L183 133V132H185L184 130H183V132L181 131V133L184 134V135H181V134H180L181 127L179 128L180 130L178 131V127H179V125H178V127H177V131H178L179 133H177V132H176V129H175L174 132H175L177 135H176L174 132H170V133H173L174 136H172V134L170 135V134H169V131H166V128L164 127L165 130L162 129V130L164 131L163 133L161 132V134H156V136H157V135H163V137H162V136L156 137V136H155V133H156L160 128H162L161 126H164V124L167 125V123H169L167 126H170V125L172 126L173 123H170L172 120H171L170 122H167V123H166V120L169 119V117H170V118L172 117L171 115L169 116V114H167V113H170V110H171L170 108H171V107H173V109H174L175 106H176V107L178 106V105L173 106V104H175L176 102H180V100H176V99H178L180 93L183 92V91H181V90H184L183 84L181 85V87H183V89H182V88L180 87V85H175L173 82H171L173 85L177 86V87L174 88V86L171 85V86L173 87V89H174V92H173V91H170V92H173V93H174V94H172L171 96H172V98H175L176 102L174 103L173 101H175V100H173V99H172V101H170L171 97H170V99L167 97V99H168L169 102H168L167 100H166L165 102L168 103V104H169L170 102H173V103H172L171 106L169 105L170 108H169V109H166V112H165V110H163V112H164L163 115L166 113L167 115H165V117H167V116H169V117L166 118V119H164L165 117L163 116V117H161V119H160V118H159L160 116L157 114L158 109L156 110L155 113H153V115H156V118H157V119H152V120H157V123L160 122L162 119L165 121V122H164V121L162 120V121L164 122L163 125L161 124V126H159L160 128H159L157 131H155V133H154V136L156 137V139H157V141H158V143H156V147H157V149L159 150V151H158V150H156L155 147H154L156 141L153 140V141H154V143H153L154 145H153V144L151 143V142H153V141H152L153 138H152V139H149V140H148V138H145L147 135L150 136V137H149V136H147V137L151 138V134H152V132H151V133H148V132H147V134H145V133H146L145 131H146L148 128H147V129H144V125H142V123H141V122L145 123L146 120L148 121V123H150V121H151L150 118L147 117V119H146L145 122H144L143 119H144L147 115H146L145 117H143L142 114H138L140 117L142 116L143 118H142V117H141V119L138 118V120L140 119L139 122H138L137 120H136L135 122H132V118H133V117H131V122H132V123H131L130 120H128V118H129L130 116L128 117V115H127V117H126V114H128V113H126V112L130 111V113H132L134 108H138V106H139L140 104H141L140 106L144 105V104L141 103V101L139 102V100L137 99L138 96H140V95H139V92H140V90H141V88H142V86H139V85H140L141 83L144 84L143 81H141V82L139 83V85H138L137 83H135V81H134V83L137 84V86L140 87V90L138 89V90H137V93L134 92V93H136L135 95L138 94L137 97L134 95V98L136 99L137 102H136V103L133 102L134 105L137 104V106H132V105H131V106H132V109H129V107H128L129 105L127 104V106H126V105L123 103V104H124L123 106H126L125 108L128 107L129 110H128V111L125 110L126 112H125L124 114H123V110H122L124 107H122V108L120 109V110L122 111V113L119 112V114H117L118 111H116L117 113L115 114V113L112 111V113H111L110 115L112 116V114H113V115L115 114L114 117H111L112 120H109V119H110V117H109L110 115H109V116H106V115H108V112H110L111 110L108 111V112H106V113H107V114L105 115L106 118H105V117L101 118V115H100V114H101V112H100L101 110L99 111L100 113L98 114V115H99L98 118L95 117V116H96V115H95V114H96V111H95V110H97V107H98V109L100 108L99 106H100L101 104L99 105V102L102 103L100 100H103V101H104V102H103V105H105V104H104V103L106 102L105 99L108 100L109 97L111 98V96H109V95H108L109 97H107V94H104V93H103L104 90H102V89H103V88L108 89V88L110 87V88L108 89V90H110L112 87H115V86H116V84H114V83L112 82V84H113L114 86L112 85V87H111V86L109 85V82H108V86H107V88H106V87H105L106 83H105ZM171 81H173V80H171ZM206 81H207V79H205V83H204V85H206V84H210V83H206ZM211 81H210V82H211ZM224 81H223V83H224ZM226 81H227V80H226ZM232 81H234V80H232ZM236 81H237V80H236ZM248 81H249V80H248ZM254 81H255V82H254ZM260 81H261V82H260ZM73 82H71V83H73ZM88 82H89V81H88ZM91 82H92V81H91ZM91 82H89V83L91 84ZM111 82H110V83H111ZM116 82H117V85H118V81H116ZM116 82H115V83H116ZM120 82H123V81L120 80ZM126 82H127V81H126ZM163 82H164V80H163ZM208 82H209V81H208ZM240 82H238V83H240ZM245 82H246V81H245ZM258 82L260 83V85H259ZM76 83H77V84H76ZM103 83H105V84H104L103 88L101 89ZM201 83H199V85H201ZM212 83H211V88L209 89V90H211L210 93H212V92L214 91V86L212 85ZM217 83H216V84H217ZM226 83H227V82H226ZM261 83H262V84H261ZM68 84H69V83H68ZM87 84H88V83H86V84L84 83V85H87ZM90 84H88V86H89ZM121 84H123V83H120V86H121L122 88L128 86L127 83H124L126 86H125V85H121ZM129 84H130V83H129ZM221 84H222V83H221ZM227 84H229V83H227ZM231 84H233V83H230L228 86H230ZM66 85H67V84L63 85L61 88H63V90H64L65 88H67V90H68V88H69L68 93L70 92V94H71V91H72V92L74 91V89H72V87H71L72 84L67 85L68 87H67ZM75 85H77V86H75ZM84 85H83V87H84ZM100 85H101V86H100ZM131 85H132V84H131ZM187 85H188V83H187ZM199 85L196 86L195 89L200 88ZM204 85L202 84L201 86H204ZM233 85H234V84H233ZM238 85L240 86L241 84H238ZM242 85H241V86H242ZM65 86H66V87H65ZM74 86H75V87H74ZM80 86H82V85H80ZM90 86H91V85H90ZM135 86H136V85H135ZM135 86L133 85V89L136 91V89H137L136 87H137V86H136V87H135ZM178 86H179V87H178ZM184 86H185L186 91H187V89H188L187 87H190V88L192 87V86H190V85L186 86L185 84H184ZM212 86H213V89H212ZM216 86H217V85H216ZM223 86H227V85L224 84ZM260 86H261V87H260ZM42 87H45V86L42 85ZM134 87H135V88H134ZM197 87H198V88H197ZM204 87H205V86H204ZM219 87H220V86H219ZM219 87H218V88H219ZM233 87H234V86H233ZM233 87H232V89H233ZM250 87L252 88V90H250V89L248 90V88H250ZM81 88H82V87H81ZM86 88H87V86H86ZM116 88H117V86H116L115 88H113V89L115 90ZM119 88H120V87H119ZM128 88L130 89V92L128 91L127 94H129V93L132 94V93H133V91H131L132 87L130 86V87H128ZM128 88H127V89H128ZM170 88H171V87H170ZM178 88H179V89H178ZM180 88H181V89H180ZM190 88H189V89H190ZM193 88H194V87H193ZM193 88H192V90H194ZM220 88H222V85H221ZM224 88H225V87H224ZM224 88H222V89H224ZM228 88H229V87H227V89H228ZM237 88H238V89H237ZM79 89H80V88H79ZM84 89H85V88H82L81 90H84ZM117 89H118V88H117ZM117 89H116V92H117ZM147 89H148V88H146V89L143 88V90H141L140 93H141V95H142V93L144 92V94L147 95V93L149 94V92L151 91L150 94H149V95H150L149 97H147L146 95L144 96L145 98L147 97V99H148V98H151V97H152V94H151V93H153V92H152V90H150V91L148 90V91H149V92H148ZM177 89H178V90H177ZM215 89H216V88H215ZM227 89H226V90H227ZM229 89L231 90V88H229ZM253 89H254V91H253ZM63 90H62V89L58 90V91L62 92V93H59L58 95H56V93H58V91H55V93L53 92V93H54L53 96H55V97H56V96L59 97L60 94L66 96V94H68V93H66V89H65V92H63ZM81 90H80V91H81ZM101 90H102V91H101ZM124 90H126V89H124ZM171 90H172V88H171ZM175 90H177L178 92L180 91L179 95L177 94L178 92L175 91ZM190 90H191V89H190ZM212 90H213V91H212ZM224 90H225V89H224ZM224 90H223V91H224ZM233 90H234V89H233ZM247 90H248L249 92H248ZM4 91H5V90H4ZM45 91H47V88H46ZM78 91H79V90H78ZM80 91H79V92H80ZM84 91H85V90H84ZM110 91H111V93L114 92V91H112V89H111ZM126 91H127V90H126ZM126 91H122V90H121L122 93L125 92L124 95H126ZM142 91H143V92H142ZM145 91H146L147 93H145ZM194 91H195V90H194ZM198 91H200V89H198ZM201 91H200V92H201ZM215 91H216V90H215ZM217 91H218V90H217ZM242 91H243V93H242ZM259 91H260L261 93H260ZM81 92H83V91H81ZM104 92L106 93V91H104ZM121 92H120L119 89H118V95H116L117 93L113 94V95H116V96H117V97H116V96H115V97L113 96L114 99H115V98H118V96H120V95H121V97H122V94H120ZM175 92H176V95H178V96H177L178 98L174 97ZM219 92H221V93L219 94ZM226 92H227V91H226ZM226 92H225L224 95L227 97V96H229V94L226 95ZM234 92H235V93H234ZM258 92H259V93H258ZM51 93H52V92H51ZM51 93L49 92L48 94H51ZM64 93H66V94H64ZM73 93H74V92H73ZM85 93H86V92H85ZM85 93H82V94L87 95V94H85ZM107 93H108V92H107ZM214 93H215V92H214ZM214 93H213V94H214ZM230 93H231V92H230ZM262 93H263V94H262ZM5 94L7 95L6 97H5ZM82 94H81V95H82ZM100 94H101V95H100ZM102 94L104 95L103 97H102ZM109 94H110V93H109ZM130 94L127 95V96H123V97H126V98H127V97L129 98V97H130V98H131ZM170 94H171V93H170ZM186 94H187V93H186ZM216 94H218V95H216L217 98H219V97L221 98V96H222V94H223V93H222V90H221V91H218ZM240 94H237V95H240ZM46 95H47V94H46ZM78 95H79V94H78ZM78 95L76 94L74 98H76V96H77L78 98H79V96H80V97H82V96L84 97V95H82V96H81V95L78 96ZM111 95H112V94H111ZM132 95H133V94H132ZM181 95H182V94H181ZM181 95H180V98L183 97V96L181 97ZM211 95H212V94H211ZM224 95H223V96H224ZM233 95H232V96H233ZM251 95H249V97H250V98L252 97V99H253V97H254V99H255L256 96H255L254 94H253L252 96H251ZM23 96H24V97H23ZM67 96H68V95H67ZM69 96H70V95H69ZM72 96H74V95H71V97H70L71 99H73ZM87 96H88V95H87ZM95 96H96V95H95ZM142 96H143V95H142ZM142 96H140V97H142ZM168 96H169V94H168ZM200 96H202V98H201ZM225 96H224V99L226 98ZM230 96H231V94H230ZM235 96H236V95H235ZM258 96H257V97H258ZM14 97H15V98H14ZM47 97H48V100H50L51 103H52V105L54 106V104H53L54 102H53V101L56 102L57 97L55 98V100H54V98L52 97V95H51L50 97H49V96H47ZM85 97H86V96H85ZM96 97H97V96H96ZM106 97H107V98H106ZM121 97L118 98L119 101H120V99H123V97H122V98H121ZM132 97H133V96H132ZM144 97H143V98H144ZM207 97H209L208 100H205ZM241 97H240V98H241ZM249 97H248V95H247V98H249ZM59 98H60V97H59ZM70 98H66V99H70ZM102 98H105V99H102ZM126 98H125V99H126ZM128 98H127V100H128ZM143 98H142V99H143ZM145 98L143 99V102L145 101ZM180 98H179V99H180ZM189 98H190V97H189ZM237 98H238V97H236V98L233 97V98H232V100H233V99H236V100H234V102L237 101V102H236L237 104L235 103V105L238 106V103H239V105H241L240 108H241V109L244 108V107H242V104L245 106L244 103H245L246 101H248V100L244 99V100H242V102L244 101V103L240 104V103H241V100H239V99H237ZM259 98H260V97H259ZM263 98H261V99H263ZM46 99H47V98H46ZM60 99H61V98H60ZM76 99H77V98H76ZM76 99H75V100H76ZM79 99H83V98H79ZM79 99H77V100H79ZM111 99H112V100H109V102L113 101V98H111ZM151 99H152V98H151ZM151 99H149V100H151ZM214 99H215V98H214ZM224 99H223V97H222V99H221V100H223V102H220V101H221L220 99H216V100H218V102H213V101H212L213 103H215L214 108L216 107V103H218L217 106H218V107L220 106V107H219L220 109L223 107L224 110H225V112H229V110H231V109H228V107L231 106V105L229 104V106L226 107L227 104H228L229 102L225 99V103L228 102L227 104H225V103H224ZM254 99H253V102H250L251 99H249V100H250V101H248V102H249V105H250L251 103L254 104V103H257V101H259L258 99H257V101L254 100ZM261 99H260V101H261ZM39 100H40V101H39ZM52 100H53V101H52ZM61 100H65V97L62 96V99H61ZM77 100H76V101H77ZM118 100L115 99V101H113L112 104H113L114 102H116V103H114L115 106H118L117 104H119V106H120L121 104L118 103V102H119ZM130 100L134 101L133 99H130ZM149 100H146V102L149 101ZM238 100H239V101H238ZM245 100H246V101H245ZM57 101H59V100L57 99ZM73 101H74V102H73ZM84 101H85V99H84ZM98 101H99V102H98ZM122 101H124V100H122ZM122 101H121V102H122ZM125 101H126V100H125ZM125 101H124V102H125ZM187 101H188V102H187ZM193 101H194L195 103H193ZM214 101H215V100H214ZM230 101H231V98H230ZM254 101H255V102H254ZM19 102H20V103H19ZM22 102H23V104H22ZM24 102H26V103H25L26 105L24 104ZM62 102H63V101H62ZM109 102H106V103L109 104ZM146 102H144V103H146ZM151 102H152V100L149 101V104H150V105H149L148 102H147V103H146V106H147V107H148V106L151 107V106H152V103H151ZM181 102H180V103H181ZM231 102H232V101H231ZM248 102H247V107H250V106H248ZM262 102H264V99H263ZM262 102H261V103L258 102V103L260 104V105L258 104L259 106H255V105L251 104V106H252V105L254 106L253 111H252V109H250V108L248 109V108H247L248 110H247V112H245L246 114H245V113H244V114H245L246 116L248 115V116H247L248 118H247L244 114L242 115L243 112L239 113V112H237L236 110H235V111H232V110H231V111H230L231 113L229 112V114L227 113L228 116L226 115V116H227V117H226L227 119H226L225 116L223 115V117L226 119V121H224L225 119L223 118V121L225 122V124H226V123L229 124V122L233 119V121L235 122V123H233V124H235V125L241 127V128H239V129H241V130L244 129V128H243L244 126H247V128H248L250 131H246L247 133H246V132H242V133H246L247 135H249V137H248L246 134H242V133L239 131V132L241 133V134H239V135L242 137V140L240 139L241 137H239V136H238V138H237V137L234 138V136H233V137H231V140H229V141H233L232 138H234V139H238V140L240 139V140L242 141V144H243L244 142L248 141V143L251 144V145H252L253 142L256 143V144L253 143V145H255L256 147L259 145L258 148H256V147H252V149H251L252 152H250V153H251L250 156H253V155H254V152L256 151V152H255V154H257V155H256V158H257V156H258V158L260 159V160L258 159V161L260 162V163H259V162L256 161V158H255L256 163H259V164H261V166H264V164L262 163V161L264 162V150H263V149H264V140H263V139H264V132H263V131H264V127H262V126H264V121H263V120H264V119H263V118H264V113L261 112V109H264V106H263L264 103L262 104ZM16 103H17V105H16ZM27 103H28V106H27ZM49 103H50V102H49ZM56 103L62 104L61 101L56 102ZM64 103H69V102H68V100H67V102H66V100H65ZM88 103H90L91 106H92V105H95V104H98V105H95V107H94V106L91 107V106H89ZM91 103H92V104H91ZM127 103H131V104H133L131 101H128ZM138 103H140V104H138ZM185 103H184V104H185ZM223 103H224V105H223ZM232 103H233V102H232ZM2 104H0V105L2 106ZM32 104H33V105H32ZM81 104H84V106L81 105ZM112 104H111V106L109 105L110 108H112V106H114V104H113V105H112ZM147 104H148V105H147ZM164 104H165V103H164ZM164 104H163V105H164ZM168 104H166V105H168ZM176 104H179V103H176ZM184 104H183V106H180L179 109H178V107H177V110H171V111H173V113H172V112H171V113L174 115V113H175L174 111H176V112L178 111V114H180V115H179V118H180V116H181L182 114L185 113V112L182 111V110H185L184 107H185L186 104H185V105H184ZM202 104H203V103H202ZM211 104H212V103H211ZM221 104H222V107H221ZM21 105H22V106H21ZM45 105H47V107H48V109H49V110H48L49 112H48V111H45V109L47 108V107L45 108ZM80 105H81V106H80ZM86 105L88 106L87 109H86ZM166 105H165V107H166ZM212 105H214V104H212ZM212 105H210V106L212 107ZM235 105H233L232 107L236 109V106H235ZM1 106H0V107H1ZM8 106H7V107H8ZM18 106H19V107H18ZM20 106H21V107H20ZM41 106H43V107H41ZM77 106H78V108H77ZM82 106H83L84 108H83ZM107 106H108V105H107ZM115 106H114V107H115ZM119 106H118V108H120ZM121 106H122V105H121ZM260 106H262V107H260ZM2 107H3V109H4V106H2ZM2 107H1V108H2ZM22 107H23V108H22ZM60 107H61V109H60ZM79 107H80V108H79ZM90 107H91V108H90ZM101 107H102L101 109H103V107H105V109H106V105H105V106H101ZM144 107H145V106H144ZM147 107H146V108H147ZM150 107H148V111H149V108H150ZM181 107H183L184 109H182ZM218 107H217V108H218ZM257 107H260V108H259L260 113L257 112L256 115L258 114V115H257L258 117H254V116H256V115H254L253 112H254L255 109L257 110ZM15 108H16V109H15ZM19 108H20V109H19ZM31 108H30V109H31ZM41 108H43V109H42V112H41V110H40ZM89 108H90V110L93 109V108H94V109L91 110V112H89V111H90ZM118 108H117V109H118ZM142 108H143V107H142ZM146 108L144 109L145 111H147ZM166 108H168V107H166ZM208 108H209V107H208ZM233 108H232V109H233ZM237 108H239V107H237ZM240 108H239V109H240ZM3 109H2V110H3ZM5 109H6V108H5ZM74 109H73V111H74ZM82 109H83V110H82ZM84 109H85V110H84ZM117 109H114V110H117ZM139 109H140V108H139ZM164 109H165V108H164ZM180 109H182V110H180ZM201 109H202V110H201ZM210 109H211V108H210ZM220 109H216V108H215L214 110H215V111H218V110H220ZM241 109H240V110H241ZM244 109L246 110V108H244ZM244 109H243V110H244ZM7 110H6V111H7ZM39 110H40V111H39ZM46 110H47V109H46ZM77 110H78V111H77ZM80 110L83 111V113H82ZM87 110H88V111H87ZM135 110H136V109H135ZM135 110H134V111H135ZM160 110H162L161 107H160ZM160 110H159V111H160ZM179 110L182 111L183 113L180 112ZM198 110H199L200 113L195 112V111H198ZM205 110H206V111H205ZM211 110H212V109H211ZM214 110H213V111H214ZM233 110H234V109H233ZM256 110H255V112H256ZM14 111H13L12 113H14ZM31 111H32V112H31ZM44 111H45V112H44ZM50 111H51V112H50ZM65 111H66L67 113H66ZM76 111H77V112H76ZM94 111H95V113L92 114V112H94ZM131 111H132V112H131ZM136 111H138V109H137ZM142 111H143V110H142ZM159 111H158V113H159ZM168 111H169V112H168ZM202 111H203V112H202ZM238 111H239V110H238ZM241 111H242V110H241ZM251 111H252V114H253L254 116H252ZM257 111H258V110H257ZM262 111H264V110H262ZM0 112H1V113L3 112V113H5V114L7 113V112H5V110H3V111L0 110ZM10 112H11V111H9L8 114H9ZM97 112H98V110H97ZM139 112L142 113L141 110H139ZM139 112H138V113H139ZM143 112H144V111H143ZM179 112H180V113H179ZM205 112H206V113H205ZM220 112L223 114V112H224L223 109H222ZM225 112H224V114H225ZM233 112H234V113H233ZM248 112H249V113H248ZM1 113H0V115H1ZM3 113H2V114H3ZM42 113H44V114H42ZM45 113H46V117L44 116ZM48 113H49V115H48ZM50 113H52V115H50ZM55 113H57V114L60 113V115L57 116V114H55ZM72 113H73V112H71V114H72ZM79 113H78V114H79ZM89 113H91V114H89ZM120 113H121L122 116L124 115V117H126V118H125V122H124L125 124L122 123V118H123V117L120 115ZM133 113H134V112H133ZM136 113H137V112H136ZM145 113H147V112H145ZM171 113H170V114H171ZM181 113H182V114H181ZM204 113H205V114H204ZM213 113H214V112H213ZM237 113H239V114H237ZM262 113H263V114H262ZM20 114H19V115H20ZM24 114H25V112H24ZM34 114H35V115H34ZM41 114H42V116H41ZM104 114H105V112L103 111V115H104ZM148 114H149V113H148ZM178 114L175 113L176 116H177ZM201 114H203V115H201ZM210 114H211V111H210ZM210 114H209V115H210ZM214 114H215V113H214ZM231 114H232V115H231ZM233 114H234V115H233ZM47 115L49 116V120H48V121H47ZM66 115H68V116H66ZM80 115H79V116H80ZM90 115H91V117L94 115V116H93V120H96V122H98V124H97L95 121H94L93 123H89V122H87L88 119H90V121H92L91 118L88 117V116H90ZM103 115H102V116H103ZM117 115H118V116H121L122 118L119 117V119H121V122H120V123L118 122V125L116 126V123L113 124L111 121H113V118L116 119V116H117ZM129 115H131V114H129ZM160 115L162 116V112H161ZM175 115H174V117H175ZM185 115H187V114L182 115V118H183ZM194 115H192V116H194ZM9 116H10V115H9ZM24 116H25V115H24ZM50 116H51V118H52V117L55 118V121H53V122H56V123H53V122L51 121V120H54V118L50 119ZM55 116H56V117H55ZM132 116H133V115H132ZM134 116H135V115H134ZM136 116H137V115H136ZM136 116H135V119H136ZM139 116H138V117H139ZM158 116H159V117H158ZM233 116H234V117H233ZM250 116H252V119H253V117H254V119H253L252 121H251V117H250ZM260 116L262 117L263 120L261 119ZM0 117H2V115H1ZM41 117H42L43 119H42ZM66 117H68V118H66ZM73 117H74V114H73ZM76 117H77V114H76ZM107 117H108L109 119H108ZM152 117H153V116H152ZM154 117H155V116H154ZM154 117H153V118H154ZM205 117H206V116H205ZM220 117H222V116L220 115ZM230 117H231L232 119H231ZM249 117H250V118H249ZM22 118H23V117H22ZM25 118H26V117H25ZM33 118H34V119H33ZM57 118H58V119H57ZM60 118H61V119H60ZM62 118H63V119H62ZM65 118H66V119H65ZM87 118H88V119H87ZM104 118H105V119H104ZM179 118H178V119H179ZM242 118H243V119H242ZM23 119H24V118H23ZM44 119H45L46 121H45ZM84 119H85V120H84ZM100 119H103V122H102V123H101V120H100ZM117 119H118V118H117ZM117 119H116V120H117ZM133 119H134V118H133ZM159 119H160V120H159ZM171 119H172V118H171ZM228 119H230V121H229ZM246 119H247V120H246ZM25 120H26V119H25ZM32 120H33V121H32ZM83 120L85 121V123L83 122ZM97 120H98V121H97ZM104 120H106V121L104 122ZM116 120H114V122H116ZM126 120H128L131 124H129L128 121L126 122ZM142 120H143V121H142ZM149 120H150V121H149ZM173 120H174V118H173ZM180 120H181V119H180ZM203 120H204V121H203ZM237 120H239V121H241V122H244V123L238 122ZM259 120H260V121H259ZM57 121H58L59 124H57ZM59 121H61V122H59ZM64 121H65V122H64ZM99 121H100V122H99ZM109 121H110L111 123H110ZM123 121H124V120H123ZM140 121H141V122H140ZM162 121H161V122H162ZM167 121H168V120H167ZM176 121H177V120H176ZM183 121H184V119H183ZM221 121H222V119L220 120V122H221ZM233 121H232V122H233ZM24 122H25V121H24ZM62 122H63V124H61ZM68 122H69V121H68ZM76 122H75V123H76ZM108 122H109V123H108ZM161 122H160V123H161ZM177 122H178V121H177ZM177 122H176V123H177ZM261 122H263V123L261 124ZM1 123H2V124H1ZM32 123H33V125H32ZM47 123H48V124H47ZM50 123H53V124H55V125H53V124L50 125ZM65 123H66V125H67V126H66V129H67V127L70 125V126L68 127V130H65V126H64ZM88 123H89L90 125H88ZM99 123H100V124H99ZM126 123L128 124L127 126L130 127V129H129V127L127 128V126H124L125 129H126V130H125V129H123L124 127L121 126V124H122V125H126ZM134 123H135L136 125H135ZM137 123H138V124L141 123L140 125H142V126H140V127H141L140 129H138V128H139V127H138L139 125H138ZM151 123H152V121H151ZM154 123H155V122H154ZM183 123H184V122H183ZM251 123H252L253 126L251 125ZM3 124H4V125H3ZM36 124H37L38 126H37ZM56 124H57V125H56ZM60 124H61L62 126H61ZM84 124L86 125L87 128L85 127V128H83V129H84V130H85V129H86V130H87V129H90V131H86V132L89 133V134L91 133V138H92V137L95 138L94 140H93V139L91 140V138H89V139H90L91 141L95 142V143H96V142L98 143V145H97V144L95 145V143H93L92 145H95V146L92 147V145H91L92 142L89 141V139H88V140L86 139L87 141L90 142V145H89V146H90V149H91V147H92V152H93V150H94V152H97V150L100 151V152L98 151L97 154H98V158L101 159L102 163H101L100 159H98L97 157H96L94 160H91V161H93L92 163H95V160L98 161V162H97L98 164H95V165L92 164V163H90V160L88 159V156L91 155L92 153H91V150H90L89 148H87V147H89V146H88L86 140H83V136H84V139H85V135L87 136V138L90 137V135H87V133H86L85 131H83L81 125H83V127H84ZM96 124L99 125V126H96ZM101 124H102V125H101ZM104 124H106V125L104 126ZM108 124H112V125H110V126L117 127L116 130L114 129V131H113L114 133L111 132V130H113V129H111V128H113V127H108V126H109ZM132 124H133V125H132ZM179 124H180V123H179ZM192 124H193V123H192ZM202 124H203V125H202ZM223 124H224V123H223ZM231 124H232V123H230V125H231ZM233 124H232L233 129H232L231 126H229V125H228V126H227V125H224V126H223V125L221 124V125L223 126V128H221V127H220V128H219V127H216V128H217L216 130H218V129H221V130H222V129H225V130H227L228 127H230L229 129H231V130H235L236 127H235V125L233 126ZM248 124H249V125H248ZM259 124H261L262 126L259 125ZM10 125H11V126H10ZM46 125H47V126H46ZM58 125H59V127H60V128H59L60 130H59L58 127H57ZM107 125H108V126H107ZM114 125H115V126H114ZM119 125H120L122 128L118 130V128H119L118 126H119ZM134 125L136 126L135 131H134V128H135V127H132V126H134ZM145 125H147V122H146ZM149 125H150V124H149ZM204 125H205V127H204ZM221 125H218V126H221ZM250 125H251V126H250ZM254 125H255V126H254ZM35 126H36V127H35ZM53 126H54V128H57V130L54 129V132H56L55 134L53 133V129H51V128H53ZM80 126H81V128H80ZM88 126H89V127H88ZM91 126H92V127H91ZM100 126H101V128H106V129H104V130H106V131H108V132L110 131V132L108 133V132H106V131H104V130H101L100 128H97V127H100ZM102 126H103V127H102ZM155 126H156V123H155ZM157 126H158V125H157ZM174 126H175V124H174ZM174 126H173V127H174ZM180 126H181V124H180ZM183 126H184V125H183ZM216 126H217V125H216ZM242 126H243V127H242ZM249 126H250L251 128H250ZM256 126H257V129H256ZM260 126H261V129H262V130L260 129ZM22 127H23V128L25 127V128H24L25 130L27 129V130L24 132V134L20 132V131L23 129ZM32 127H33V128H32ZM45 127H46V128H45ZM47 127H50V128L47 130ZM78 127H79V128H78ZM90 127H91V128H90ZM93 127H96V129L93 128ZM137 127H138V128H137ZM187 127H186V129H187ZM212 127H213V126H212ZM224 127H225V128H224ZM258 127H259V128H258ZM3 128H4V130H2ZM38 128H39V129H38ZM62 128H63V129H62ZM77 128H78V129H77ZM107 128H109V130H108ZM142 128H143V130L141 131ZM170 128H171V127H170ZM175 128H176V127H175ZM182 128H183V127H182ZM213 128H215V127H213ZM247 128H245V129H247ZM12 129H14L15 132H17V134H15V132H14ZM18 129H19V130H18ZM24 129H23V130H24ZM79 129H81V130H79ZM93 129L95 130V132L93 131ZM97 129H98V131H97ZM122 129H123V130H122ZM131 129H133V130H131ZM155 129H157V128H155ZM167 129H168V128H167ZM191 129H192V130H191ZM204 129H205V130H204ZM229 129H228V130H229ZM248 129H247V130H248ZM16 130H17V131H16ZM45 130H46L47 133L45 132ZM49 130H50V131H49ZM51 130H52V135H53V136L55 135L54 137H53L51 134H49V133H51ZM62 130H64V131H68V133H66V132H64V131H62ZM78 130H79V131H78ZM124 130H125V132L127 131L126 134H125ZM130 130H131V131H130ZM137 130H139V132H142V133L145 134V135H143V136L140 135V134L138 133ZM172 130H173V128H172ZM194 130H195V131H194ZM231 130H229V131L232 133ZM236 130H237V129H236ZM252 130H254V132H256L257 135L259 134L260 136H259V135L256 136V134H251V133H252ZM11 131H12V132H11ZM18 131H19L20 133H19ZM41 131H42V132H41ZM57 131H62V134H60V132H57ZM72 131H73V132H72ZM74 131L76 132V134H77V133H79V134L76 135ZM91 131H92V132H91ZM101 131L105 132V135H104L103 132L101 133ZM115 131H117V132H115ZM136 131H137V132H136ZM143 131H144V132H143ZM152 131H154V130H152ZM165 131H166V132H165ZM188 131L191 132L192 134H190ZM192 131H193L194 133H193ZM200 131H202V132H200ZM204 131H205V132H204ZM261 131L263 132V134H262ZM3 132H1L0 136L3 135ZM63 132H64V133H63ZM82 132H84V133H86V134H82ZM119 132H121V133L119 134ZM132 132H134V134L131 135ZM135 132H136V133H135ZM159 132H160V130H159ZM203 132H204V133H203ZM221 132L223 133V132H225V131L223 130V131H221ZM254 132H253V133H254ZM12 133H13V134H12ZM33 133H35L36 135L33 134ZM57 133L59 134V136H58ZM69 133H71V134H69ZM96 133H97V134H96ZM100 133H101V134H100ZM112 133H113V135H114V138H115V136H116L115 133H118L117 136H116L117 139L115 138V139L118 140V141H115V139H113V138L111 137V136H113V135H110V134H112ZM128 133H129L130 135H129ZM137 133L139 134L138 136L136 135ZM167 133H168V134H167ZM198 133H200V135H199ZM202 133H203V134H202ZM222 133H221L220 135H221V136H224V133H223V134H222ZM248 133H249V134H248ZM38 134H39V135H38ZM40 134H42V136L44 135V137L47 138V139H46L47 141L44 140V143H45L44 145H45V146H44L43 143H42L41 135H40ZM46 134H47V135H46ZM56 134H57V137H56ZM64 134H65V135H68V134H69V135H72V136L69 137V135H68V136H65ZM81 134H82L83 136H82ZM99 134L101 135V137L99 136ZM102 134H103V135H102ZM121 134H122V135H121ZM124 134H125V136L127 135L128 137L131 136V138H133L134 141H133L131 138H130V139H129L128 137L125 138ZM164 134H165V135H164ZM178 134H180V136H179ZM228 134H229V133H228ZM25 135H26V134H25ZM31 135H32L33 137H32ZM37 135H38V136H37ZM61 135H63V136H61ZM74 135H75V136H78V138H79V136L81 135V136H80L81 138H79V139H82L84 144H83V143L81 144L82 140L80 141V140H79L77 137H75ZM92 135H93V136H92ZM94 135H95V136H94ZM119 135H120V137H119ZM135 135L137 136V139L134 138V137H136ZM152 135H153V134H152ZM166 135H167L168 139H167V137H164V136H166ZM169 135H170V137H169ZM201 135H202L203 137H202ZM254 135H255V136H254ZM5 136H4L3 138H5ZM46 136H50V139L52 138V140H53L54 138H57V139H56V141H55V139H54L53 142L51 143L52 140H51V141H48L49 138L46 137ZM73 136H74V137H73ZM96 136H99V139L102 138V137H103V138L105 137V139H103V141H104V142H105V141L108 142V143L105 144V147H104V144H103V146L100 145L101 148L99 147V144H100V143L98 142L99 140L96 141V138L98 139V137H96ZM109 136H110V137H109ZM144 136H145V137H144ZM154 136H152V137H154ZM191 136H192V138H191ZM196 136H198L197 139L195 138ZM209 136H210V135H209ZM243 136L245 137V139H244ZM261 136H263V137H261ZM15 137H14V140H15V141L13 140V137H6L7 139L5 138V139H6V142H5V143H7V144L10 145V143H8L7 141H11V139H12V141H14V144H15L16 140L18 141V139H15ZM44 137H42V139H43ZM61 137H63L64 139L61 138ZM68 137H69V138H68ZM108 137H109V140H108ZM138 137H139V139L142 138V139H145V140L143 141V140L140 139L141 142H139ZM187 137H189V138L187 139ZM193 137H194V138H193ZM215 137H216V136H215ZM215 137H214V138H215ZM228 137L230 138V136H228ZM254 137H255V138H254ZM3 138H1L0 142H1V144L3 145L2 147L5 148L4 146H6V144L3 142V141H4ZM9 138H10V139H9ZM17 138H18V137H17ZM74 138H76V139H74ZM110 138H111V139H110ZM122 138H125V139H122ZM159 138H160V139H159ZM162 138H163V140H162ZM190 138H191L192 140H195V141H197L198 139H199V140L197 141V144H196V142L190 140ZM224 138H227V137L224 136ZM224 138H223V139H224ZM247 138H248V140H247ZM8 139H9V140H8ZM28 139H29V140H28ZM50 139H49V140H50ZM58 139H59V140H62V139H63L62 141H65V140H66V141H65V142H66L65 144L61 143V145L63 144L64 146H62V147L60 146V142H61V141L59 142ZM67 139H68V140H67ZM120 139H121V140H120ZM146 139H147V141H146ZM154 139H155V138H154ZM156 139H155V140H156ZM165 139H167V140H165ZM201 139H205V140L202 141ZM223 139H222V140H223ZM243 139H244V140H243ZM251 139H252V140H251ZM260 139H261V140H260ZM40 140H41V142H40ZM76 140H77V142H76ZM107 140H108V141H107ZM110 140L115 141V143L112 142V143H113V146L111 145L112 143L109 142ZM124 140H126V141H125V144H126V143L128 144L129 142H130V143H129L128 145H127V144L125 145V144H124ZM130 140H131L132 142H131ZM150 140H151V141H150ZM161 140H162V141H161ZM164 140L166 141V143L163 142ZM169 140H170V141H169ZM175 140H176V141H175ZM181 140H183V141H181ZM220 140H221V139H220ZM220 140H219V141H220ZM222 140H221V141H222ZM224 140H225V139H224ZM227 140H228V139H226L225 142H226ZM240 140H239V141H240ZM249 140H251V141H249ZM262 140H263V143H262ZM54 141H55V142H54ZM79 141H80V143H79ZM100 141H102V140H100ZM119 141H120V142L123 141V142H122L123 144L117 146V145H118L117 143L121 144ZM127 141H128V142H127ZM136 141H137V142H136ZM145 141H146V142H145ZM149 141H150V143H149ZM167 141H169V142H167ZM177 141H178V142H177ZM188 141H189V142H188ZM241 141H240V142H241ZM243 141H244V142H243ZM259 141H260V142H259ZM31 142H32V143H31ZM39 142H40V143H39ZM70 142H71L72 144H71ZM116 142H117V143H116ZM134 142H135V144H134ZM147 142H148V144H146ZM180 142H182V144H184V145H182V144L180 145ZM184 142H187V143H184ZM199 142H200V143H199ZM227 142H228V141H227ZM12 143H13V142H11V145H12L13 147H15V148H14V149H11V150H15L17 145L15 144V146H14ZM18 143H19V141H18ZM18 143H17V144H18ZM38 143H39V144H38ZM67 143H68V144H67ZM74 143H77V144L74 145ZM85 143H86V146L83 147V150H84V151H83L81 146H82V145H85ZM131 143H132V144H131ZM198 143H199L200 145H201V144H203V145L200 146V145H198ZM218 143H219V142H218ZM222 143H223V142H222ZM222 143H221V144H222ZM246 143H247V142H246ZM4 144H5V145H4ZM37 144H38V145H37ZM47 144H49V145H47ZM79 144H80L81 146H80ZM101 144H102V143H101ZM107 144H109L110 147L107 146ZM114 144H117V145L114 146ZM141 144H143L144 146L141 145ZM145 144H146V145H145ZM149 144H152L151 150H155L156 152H155V151H154V152H155L156 154H157V153H160V151H161V154H162V155H160V156L162 157L161 159H160V156L158 157V160L155 159L154 156H155L156 154H155L154 152H151V155H154V154H155V155L152 157V158H154V159L149 160V158H146V160L149 161V162H146V165H145V161H146L145 158L142 159V161H141V159H139L140 161H138V159L136 158V155H135L134 159H130V158L132 157V155H134L135 153L137 154V153H139V152L141 153L142 151H144V150L148 147ZM223 144H224V143H223ZM244 144H245V143H244ZM19 145H20V144H19ZM30 145H31V146H30ZM39 145H40V147H39ZM54 145H55V144H54ZM65 145H66V146H65ZM67 145H69V146H67ZM123 145H124L125 147L128 146V147L130 148V150H132V151H129V150L127 149L128 147H126V149H127L130 153L133 152V154H130L129 152H127V153H128V156H127V157L129 158V160L134 161V163H133L132 161H129V160L127 159V157H126V155H127V154H126V149L123 148V150H122V148H121V146H123ZM136 145H139V146L137 147ZM140 145H141V146H140ZM157 145H159V146H157ZM160 145H161V147H160ZM163 145H164V146H163ZM253 145H252V146H253ZM260 145H261V146L263 145V146H262L263 148H262ZM0 146H1V145H0ZM33 146H34V147H33ZM35 146H36V147H35ZM47 146H48V147H51V148H48ZM96 146H98L99 149H98ZM178 146H179V148H178ZM183 146H184V147H183ZM215 146H216V145H215ZM8 147H9V146H8ZM59 147H61V148H59ZM66 147H68V148L66 149ZM94 147H95V148H94ZM106 147H107V148H106ZM111 147H115V148H116V150H115L114 148H112L113 153H110V152L112 151V150H111ZM131 147H132L133 149H131ZM134 147H135V148H134ZM140 147H142V148H140ZM144 147H145V148H144ZM202 147H203V148H202ZM9 148H12V147H9ZM40 148H42V149H40ZM85 148L89 149L91 154L89 153V150H86ZM117 148H121V149H118V150H120V153H121V152H123V153L125 152V158H124V154L122 153V154H123L122 157H121L120 154H119L118 159H120V160H119L120 162H121V161H122V162L127 161L128 164L131 165V166H130V165L127 166V167H128V170L126 169L127 167H124V166H126V164H123V163H122V165H124V166H122V165H118V166H120V167H121V166L124 167V169H122V168L120 169V167L117 166V164L119 163V161L117 160V158H114V156L117 155L118 152H119V151L117 150ZM160 148H161V149H160ZM173 148L170 147V149H169V146L167 147V149L169 150V152H171V149H173ZM175 148H174V149H175ZM259 148H260V149H259ZM261 148H262V149H261ZM6 149H8V148L6 147L5 150H6ZM32 149H30V151H29L30 153H28V154H31V153H32V151H33ZM53 149H54V148H53ZM53 149H52V152L55 150V149H54V150H53ZM95 149H96V151H95ZM103 149H107V150H104V151H105L104 154L106 155V156H105L106 158H107V157L110 158V159L107 158L108 161H107L106 159H104V157L102 156V154H100V153L103 151ZM109 149H110V152H108ZM134 149H135L136 151H138V152L133 151ZM142 149H144V150H142ZM195 149H196V150H195ZM253 149H255V150H253ZM257 149H259V150H257ZM11 150H8V152L10 153ZM31 150H32V151H31ZM67 150H68V151H67ZM78 150H79L83 155L80 156V152H79ZM164 150H166V149H164ZM180 150H181V149H180ZM198 150H199V151H198ZM202 150H203V151H202ZM261 150H262L263 152H262ZM6 151H7V150H6ZM43 151H44V150H43ZM50 151H51V150H50ZM65 151H66V153L69 154V155L66 156V153H64ZM197 151H198V152H197ZM200 151H201V153H199ZM215 151H216V150H215ZM253 151H254V152H253ZM12 152H13V151H12ZM34 152H36V150L33 151V153H34ZM39 152H38V154H40ZM78 152H79V153H78ZM85 152H88L89 155H88V156L85 155ZM94 152H93V154H94ZM107 152H108V154H107ZM115 152H116L117 154H116ZM167 152H168V151H167ZM169 152H168L167 155H169ZM180 152H181V151H180ZM233 152H234V151H233ZM261 152H262V153H261ZM26 153H27V152H26ZM33 153H32V154H33ZM54 153H56V152H54ZM63 153L65 154V156H61ZM102 153H103V152H102ZM114 153H115V154H114ZM152 153H153V154H152ZM208 153H209V152H207L206 154H208ZM212 153H213V152H212ZM214 153H215V152H214ZM214 153H213V154H214ZM250 153H249V154H250ZM252 153H253V154H252ZM38 154H37V155H38ZM41 154H42V153H41ZM93 154H92V156H94ZM170 154H171V153H170ZM201 154H202V155H201ZM236 154H237V152H235V155H236ZM84 155H85V156H84ZM110 155H111V157H110ZM112 155H113V156H112ZM129 155H130V156H129ZM151 155H150V156H151ZM158 155H159V154H158ZM208 155H209L208 157H207V155H206L207 159L211 156V153L208 154ZM259 155H261V156H259ZM75 156H76V157H75ZM92 156L90 157L91 159H93ZM95 156H96V155H95ZM95 156H94V157H95ZM101 156H102L103 158H102ZM156 156H157V155H156ZM200 156H201V157H200ZM215 156H216V154H215ZM248 156H249V155H248ZM250 156H249V159L251 158ZM112 157H113L114 159H113ZM115 157H116V156H115ZM164 157H166V158H164ZM212 157H214V156L212 155ZM219 157H220V155H219ZM254 157H255V155L253 156V159H254ZM40 158H41V156H40ZM83 158H84V159H83ZM123 158H124V160H123ZM132 158H133V157H132ZM135 158H136L137 160H136ZM150 158H151V157H150ZM163 158H164L165 160H164ZM172 158H173V156H172ZM216 158H218V157H216ZM41 159H42V158H41ZM41 159H39V160H41ZM209 159H210V158H209ZM209 159H208V162H209ZM211 159L214 160L215 158H211ZM234 159H235V158L232 156V160H234ZM43 160H44V158H43ZM63 160H64V158H63ZM109 160H110V161H109ZM143 160H145V161H143ZM162 160H163V161H162ZM167 160L170 161V162H165V163H164V161H167ZM232 160H231V161H232ZM237 160H238V159H237ZM261 160H262V161H261ZM115 161H116L117 163H116L115 165H114V164L111 165L112 163H115ZM137 161H138L139 163H138ZM155 161H156V163L159 162V163H158L159 166H157V164L155 163ZM210 161H211V160H210ZM216 161H218V159H217ZM231 161H230V162H231ZM235 161H236V160H235ZM235 161H233V163H234ZM238 161H240V160H238ZM238 161H237V162H238ZM85 162H86V163H85ZM110 162H111V163H110ZM140 162H144V163H140ZM153 162L150 163L149 165H152ZM173 162H174V159H173V161H172V164H173ZM196 162H197V161H196ZM204 162H206V159H205ZM204 162L202 163V165L205 164ZM241 162H242V161H241ZM243 162H244V164L246 163V165H247L248 168L250 169V170L248 171L249 173L255 171V170H252V168H251L252 166H249V165H255V164H256V163H253L254 160H253L252 162H251V161L249 162L248 160L245 162V161L243 160ZM108 163H110V164H108ZM132 163H133V164H132ZM137 163H138L139 165H138ZM169 163H170V165H168ZM198 163H197V166H199ZM206 163H207V162H206ZM213 163H214V162H213ZM67 164H69L70 166H71V165H73V166H72V167H70V166L68 167ZM87 164H88V165H87ZM104 164H105V165H104ZM106 164H107V165H106ZM119 164H120V163H119ZM136 164H137V165H136ZM143 164H144V165H143ZM161 164H162V165H161ZM166 164H167L168 168L170 167L172 170H171L170 168H169V169L164 168V167L166 166ZM200 164H201V163H200ZM207 164H211V162H209V163H207ZM230 164H231V167H232V168L235 167V168H233V169L236 170V173H237V171H239L240 173H241V172L243 173V172L245 171V168H247V167L244 168L245 165H243V164H241V165H243L242 167L240 166L241 168H240V167L238 168L239 165H238L237 163H236V164H237L238 166L235 165V164H232V163H230ZM259 164H258V165H259ZM66 165H67V166H66ZM85 165L89 166L90 169H92V170H89V168H87V166H86V168H85ZM102 165H103V166H102ZM109 165H110V166H109ZM132 165H133V166H132ZM135 165H136V166H135ZM174 165H175V164H174ZM202 165H201V167H202ZM91 166H92V167H91ZM94 166H95V167H94ZM147 166H148V165H147ZM156 166H157V167H156ZM167 166H166V167H167ZM36 167L39 168V167H38V164L36 165ZM140 167H141V168H140ZM162 167H163V168H162ZM47 168H48V169H47ZM71 168H73V169H71ZM100 168H101V169H100ZM106 168H107V169H106ZM133 168H134L135 173H134V171H133ZM136 168H137V169H136ZM147 168H148V167H147ZM155 168H156V169H155ZM242 168L244 169V171L242 170ZM248 168H247V169H248ZM257 168H259V167H257ZM35 169H36V168H35ZM68 169H71V170L68 171ZM85 169H86V170H85ZM119 169H120V170H119ZM125 169H126V170H125ZM130 169H131V171H130ZM154 169H155V170H154ZM159 169H160V171H159ZM254 169H256V168H254ZM259 169H260V168H259ZM259 169H257L256 171H258ZM262 169L264 170L263 167H262ZM53 170H54V167H53ZM53 170H52L51 172H54ZM80 170H81V169H80ZM88 170H89V171H88ZM105 170H106V171H105ZM109 170H110V171H109ZM136 170H137V171H136ZM157 170H158V171H157ZM167 170H168V171H167ZM170 170H171V171H170ZM50 171H49V172H50ZM84 171H85V172H84ZM108 171H109V172H108ZM139 171H140V172H139ZM155 171H157V172H155ZM256 171H255V172H256ZM261 171H262V170L260 169L259 172H261ZM41 172H42V171H41ZM55 172H56V171H55ZM111 172H113V173L111 174L112 177L109 176ZM158 172H159V174H158ZM168 172H169V173H168ZM234 172H235V171H234ZM255 172H254V173H255ZM259 172H258V173L256 172V174H257L258 176H257V175L254 176V174L251 173V174H253V175H251V176H252V179H251L250 185L253 184V183L255 182V180H256V184H257V182H258L259 180H260V181L262 180V179H259L258 177H259V176L262 177L264 174H261V173H262V172H261L260 175H259ZM263 172H264V171H263ZM44 173H45V174H44ZM61 173H62V174H61ZM116 173H117V174H116ZM154 173H155L156 176L154 175ZM156 173H157V174H156ZM160 173H161V174H160ZM165 173H166V175H167V173H168L167 178H166V175H165V177H164V174H165ZM246 173H247V172H244V174H246ZM38 174H39L40 177H41V176L43 177V176L46 175V176H48V179H47V177H46V178H45V177H43V178L41 177L42 179H45V180H44L45 182H44V181L38 176ZM43 174H44V175H43ZM113 174H114L115 176H113ZM140 174H141V175H140ZM180 174H181V175H180ZM94 175H93V176H94ZM96 175H97V176H96ZM101 175H102V176H101ZM118 175H119V176H118ZM121 175H124V177H122V178L120 179L119 177H121ZM130 175H131L132 177H131ZM153 175H154V176H153ZM158 175H160V177H161L160 179H157V177L159 178ZM162 175H163V178H162ZM246 175H247V174H246ZM246 175H245V176H246ZM248 175L250 176V174H248ZM37 176H38V177H37ZM49 176H50V177H49ZM51 176H52V177H51ZM63 176H64V175H63ZM89 176H87V177H89ZM99 176H100V177H99ZM103 176H105V177H107V178H105V177H103ZM117 176H118V179H120L121 181H122V179H124V178L126 177L125 179H126V181H127L128 183L126 184V182H125V183L123 182L124 184L127 185V186H124V190L128 187V188H127V192H128V191H129V192H130V191H131V192H132V191H133V192L135 191L134 193L136 194V195L133 194V192L131 193V195L129 194L130 196H129L128 194L122 195V194H123L122 192L119 194V195H122V198H123V196H125V198H126V195H128L129 197H132V198H133V199H131V198L128 197L129 200H130V199H131V200H134V199H135V202H134V201H131V203H130V202H126V205L129 206V205L133 204V207H135V208L137 209V211H136V210H133V207H132V209H131V211H130L132 214L129 213L128 210H123V212L128 211L127 214H124V213L121 214V215H123L125 218H123V216H121L120 214H118L119 212H120V213L122 212L120 209H119L118 213H117V211L113 210V206H114L115 209L117 210L118 206H121V204H125V201H129V200H126V199H127V198H126V199H123V200H124V202H123V200L120 198V196H118L119 198H117V197H115V195H114V193H115V194H116V193H119V192H120L119 190L122 191V189H121L122 187H120L121 184H119V185L116 184L117 182H120V183H121V181L118 180V179L116 178ZM138 176H137V178H136V183L138 182L137 180H139V177H138ZM183 176H184V181L182 180V182H180V183H181V185L183 186L184 184H182V183H183V182H187V183H185L184 186L189 185V186H188V187H189L188 190L190 191V190L192 189V187H193V185H192L193 183L190 182V181H188V180H185L186 178H185V175H184V174H183ZM209 176H210V175H209ZM209 176L207 177V179L210 178L209 181L207 182L209 185H210L211 183L213 184L214 182H215V183H214L213 185H215V184H216V181H217V184H219V187L222 186V184H223L222 182H221V183H222L221 185H220V182L218 183V181H219L220 179H222L221 177H219V180H215V176H214V175H211L212 177L214 176V180H213V178H212V177H209ZM53 177H55V178L52 179ZM85 177H86V176H85ZM97 177H98V179H96ZM102 177H103V178H102ZM135 177H136V176H135ZM142 177H141V178H142ZM153 177H155V180H156V179L158 180V181L156 180L157 182L160 183V181H162V183H161V184H158L157 182H155L154 185L151 187V184H153V182H154V180H152ZM216 177H218V176H216ZM247 177H248V176H247ZM13 178H14V177H13ZM39 178H40V179L42 180V182H44V183H42L40 180H38ZM108 178H109V179H108ZM143 178H142V179H143ZM175 178H176V177H175ZM175 178L173 179L174 181H175ZM181 178L183 179V177H181ZM248 178H249V177H248ZM248 178H246L247 181H248ZM256 178H258V181H257ZM262 178H264V176H263ZM46 179L48 180V182H47ZM49 179H50V180H49ZM95 179H96V180H95ZM103 179H104V180H103ZM114 179H117V182H115ZM163 179H165V181H164ZM177 179H178V180H177ZM205 179H206V178H205ZM216 179H217V178H216ZM53 180H55V181H53ZM92 180H95V181L93 182ZM102 180H103L104 182H102ZM112 180H114V182H111ZM149 180H151V181H149ZM168 180H170V178H168ZM173 180L171 179V181H173ZM179 180L181 181V179L176 178V181H175V182L173 181V182H172V185H170L171 182H170L169 184H168V183H167V184L173 187V186H174ZM3 181H4V180H3ZM49 181H53V182H49ZM90 181H91V183H90ZM123 181H124V180H123ZM140 181L142 182V180H140ZM140 181H139L138 184H141ZM211 181H212V182H211ZM220 181H222V180H220ZM247 181H246V182H247ZM249 181H250V180H249ZM253 181H254V182H253ZM260 181H259V182H260ZM4 182H5V181H4ZM95 182H96V183H95ZM110 182H111V183H110ZM151 182H152V183H151ZM188 182H189V183H188ZM252 182H253V183H252ZM262 182H263V184H264V179H263V181H261V183H262ZM45 183H47V184H45ZM54 183H55V187L53 186ZM97 183H98V185H99L100 187L97 185ZM112 183H114L113 185L116 184L117 187H115V186L113 187ZM173 183H174V184H173ZM180 183L177 184V187L179 186ZM191 183H192V184H191ZM207 183L205 182L206 185H207ZM248 183H249V182H248ZM110 184H111V186H112L113 188H116V190H115V189H113V190H114V191H117V192H114V191H113V196H112V193H111V195L109 194V198L106 199L105 196L103 197V195H105V193L108 192L107 189L109 188L108 186H109ZM156 184H157V185H156ZM167 184H166V185H167ZM190 184H191V187H190ZM212 184H211V185H212ZM254 184H255V183H254ZM51 185H52V186H51ZM93 185H94L95 187L98 186L101 190L99 189V192H98L97 188L95 189V187H93ZM181 185H180V187H182ZM206 185H205V186H206ZM209 185H208V186H209ZM247 185H248V184H247ZM250 185H249V186H250ZM47 186H50V187H49V188H46ZM78 186H77V184H76V186H74V187L77 188ZM103 186L106 188V190H105L106 192L103 191V190L105 189ZM137 186H138V185H137ZM140 186H141V185H140ZM175 186H176V185H175ZM208 186H206L207 188H206V187H204V188H205V189H208V190H209V191L207 190L208 192H210V193L212 192V193H213L214 191H211L213 186H212V187H210V186L208 187ZM216 186H218V185H216ZM216 186H214V188H215ZM238 186H239V185H238L237 183H236V184L233 183L234 191H235L236 193H237V192L239 193V190L237 191V189H238L237 187H238ZM41 187H42V188L45 187V188L42 190ZM74 187L70 188V189H71V192L74 191ZM80 187H81L82 190L80 189ZM101 187H102V188H101ZM118 187H119L120 189H118ZM129 187H130V188H129ZM166 187H167V186H166ZM188 187H187V188H188ZM222 187H223V186H222ZM222 187H221V191H222V189H223ZM233 187H232V188H233ZM34 188H35L34 193H35V191H36V193H37V194H35V195L32 193V191H33L32 189H34ZM89 188H90V190H89V191H90V196H89V191L87 190V189H89ZM158 188H159V190H158ZM174 188H175V187H174ZM190 188H191V189H190ZM210 188H211V190H210ZM236 188H237V189H236ZM9 189H10V190H9ZM46 189H47V191H46ZM94 189H95L96 192L100 193V192L102 191L104 194L102 195V192H101L100 194H98V193L95 194V193H94ZM109 189H110L109 191H112V188H111V187H110ZM155 189H156V190H155ZM168 189H169V188H168ZM170 189H171V187H170ZM175 189H176V188H175ZM180 189H181V188H180ZM180 189H179V190H180ZM182 189H186V187H185V188L182 187ZM205 189H204V191H206ZM219 189H220V188H219ZM30 190H31V191H30ZM86 190H87V191H86ZM172 190H174V189H172ZM172 190H170V192L173 193V192H177L178 189H177L176 191H172ZM186 190H187V189H186ZM192 190H193V189H192ZM192 190H191V193H193ZM215 190H217V189H215ZM223 190H224V189H223ZM8 191H9V192H8ZM11 191H12V192H11ZM13 191H14V193H13ZM37 191H38L39 193H38ZM41 191H42L41 194H42L43 196L40 194ZM85 191L88 192V194H86ZM91 191H93L92 193H94L95 195H91V194H92ZM138 191H139V193H140L142 190L139 189ZM154 191H153V193H154ZM167 191H168V190H167ZM181 191H182V193H180V194L182 195V194L184 193L185 190H181ZM181 191H180V192H181ZM219 191H220V190H219ZM232 191H233V190H232ZM10 192H11V195H10ZM43 192H44V193H43ZM69 192H70V191H69ZM71 192H70V193H71ZM129 192H128V193H129ZM186 192H188V191H185V193H186ZM223 192H224V191H223ZM225 192H226V193H228V192L231 193V190H230V191L228 190V192H227V191H225ZM8 193H9V194H8ZM80 193H81V194H80ZM141 193H142V192H141ZM141 193H140V194H141ZM214 193H221V192L216 191V192H214ZM236 193H235V194H236ZM238 193H237V194H238ZM38 194H39V195H38ZM79 194H80V195H79ZM140 194H138V196H139ZM163 194H164V192H163ZM174 194H175V193H174ZM180 194H179V196H180ZM235 194H233V193L231 194L233 197L230 195V196L232 197V199H233V198L236 199V201L233 202V204L235 203V204H234V207H233V206H230L231 204H230L229 206L226 205V204H228V203H224V202H225V201H224V202H222V203H224V205H223L224 207H222V205L220 204L221 206H219V208L216 209V213H219V214L221 213V214L223 215V218L225 217V215L228 216V214L231 213L232 216H231V215L228 216V219H230L231 221H232V219H235V220L232 221L233 224H235L236 221H237V222L240 221V220L242 221V222L240 221L242 224L238 222V223H236L234 226H232L233 228H239L240 225H241V227H243L244 224L247 225V226L244 227L243 231L240 230L241 227H240V229H238V230H240L241 232H243V235L240 236V240H241V241H244V239L242 240V238H245V239H246V237L248 236V235H245V234H249V233H250V235L253 234V235L257 236V235L259 234V232L261 233V229H262V232H264V231H263L264 229L262 228V227H263V226H262V225H263V222H262V221L264 220V216H263V215H264V206H262V209H263V212H262V210L259 208V206L262 205L261 201H260L261 204L258 205V204H257L258 201H257V203H256L255 200H251L252 203L255 202V204L253 203V204H252L253 206L251 205V208H249L248 206H250V203H249L250 201L248 202L247 200H248V199H251V198H250V195H248V194H247V196H248L249 198L246 196V197H245L246 201L244 200L245 203H244V202H240V203L242 204V205H241V204H239L238 202H239V200H242V201H243L244 198H243L242 196H245V195H244V194H243V195H237V196H239V197L235 198V197H236ZM22 195H23V197H24V195H25L26 197L23 198ZM31 195H33L34 198L37 197V200H39L40 203H43V204H41L42 206H41V205H40V206H37V204H40V203H37V202H36L37 200H35V199L33 198V196H31ZM46 195H47V194H46ZM48 195H47V196H48ZM67 195H65V197H66ZM82 195H83V194H82ZM96 195H98L97 197L100 198V199H98L99 201L96 199V198H97ZM107 195H108V194H107ZM132 195H133V196H132ZM152 195H153V194H152ZM155 195H156V194L154 193L153 197H154ZM159 195H161V193H160ZM168 195H169V194H168ZM184 195H185V194H184ZM187 195H189V193H187ZM187 195L182 196V197H183L182 200H183L184 198L186 199V196H187ZM192 195H193V194H192ZM192 195H190V196H192ZM212 195H213V194H212ZM234 195H235V197H234ZM30 196H31L33 199H31ZM88 196H89V197H88ZM93 196H94V197H93ZM110 196L113 197V200H114V198H115V200H116V198H117V199H118L119 201H121L122 203L119 204V201H115V200L113 201L114 203L111 202L112 197L110 198ZM164 196H165V195H162V196H161L162 199H165V198H163ZM190 196H189V197H190ZM217 196H218V194H217ZM230 196H228V194H227V197H228V198H231ZM240 196H241V197H240ZM21 197H22V198H21ZM90 197L95 198L97 201H96V200H93L92 198H91V199H92V201H91ZM106 197H107V196H106ZM134 197H135V198H134ZM156 197H157L156 199H155V197H154V199L151 198V200H152V201H153V200H155V201H156V200L160 201L159 199H160L161 197H159L158 195H156ZM165 197H166V196H165ZM168 197H169V196H168ZM168 197H167V198H168ZM187 197H188V196H187ZM189 197H188V198H189ZM1 198H2V199H1ZM27 198H28V199H27ZM55 198H56V196H55ZM76 198H78V199L76 200ZM158 198H159V199H158ZM173 198H176V199H177L178 197H177V195H174ZM239 198H240V199H239ZM241 198H243V199H241ZM8 199H9V201H8ZM29 199H30L31 201H32V200H35V201L31 202V201H29ZM41 199H42V198H41ZM80 199H81V196H80ZM88 199H89V202L87 203ZM103 199H104V201L106 200V202H102ZM185 199H184V200H185ZM192 199H193V200H192ZM237 199H238V200H237ZM108 200L111 202V203H110V202H109V203H110L112 206H111V205H108V207L111 206V207H109L110 209H109L107 206H105V207L103 208L102 205H104V203H106V205L109 204V203H107ZM178 200L181 201L180 199H178ZM184 200H183L184 203L182 202V203H178V204H176V205H174V204L172 205V204H171V205H172V206L170 205L171 209L168 208V211H171V213L173 214L174 210H176L177 212H178V210H180L181 213L183 212L184 215H187V214H186V203H188V206H189V205H191V201H187V202H185ZM186 200H190V198H189V199H186ZM191 200H192V202H193V201L196 200V198L194 199V196H193V197L191 198ZM230 200H231V199H230ZM71 201H70V202H71ZM95 201H96V202H95ZM146 201H147V200H146ZM148 201H150V198H149ZM152 201L146 203V209H145V210H147L146 212L149 213V212H148V211H149V206H150V209H154V210L156 209L155 211H154V210L151 211V212H152V217H153V215H157V216H158V217H156V216L153 217V219H154L155 217L157 218V220H156V219L154 220V221H156V223L153 221V224H152V221H151V220H150L151 223H150V222H147V220H146L147 218H146V219H144V223H145V221H146V223H150V224H148L147 226L144 225L145 227L142 226L143 229H142V228H141V229H142L143 231L145 230V232H146V229H150V230H147V231H149V232H147V233H149V234H150V233L153 234V232H154V235L157 236V237L161 235L160 232H162V233L165 235V236H164V235H162V236L164 237V240H167V242L164 243V244H161V243L164 242L163 240H162L163 242H160L159 240H156L157 238H155L154 235H152V236H153V237H152L151 234H150V236H151L152 238H149V237L146 238V239H147V246H148V244L150 243V241H148V240L154 238V239H155V240L153 239V241H154V242H153L154 245H155L156 247H158V248H160V246H161V247H162L161 249L166 250V251L168 252L167 254H168V257L170 256V257H169V258H170V262H171L170 264H172V262H174L175 259H172V258H173L172 251L169 250V249H171V248L167 249V248L170 246V245H168V242H169V243L171 242V244H172V243H173V244L175 243L174 246L176 245V243H177V244H178V243L181 244L180 240H181L182 235L177 236V234L179 233V232L177 233V231H179L178 228H174L175 230L172 231V228H173V227L170 228L171 226L168 227V225H166L167 223L169 224L168 221L166 222V221L164 220V217H166V215H165L163 218H161V220L163 219V220H162L163 223H162V222H159L158 219H160V217H162V215L159 214V213H157V212H159L160 210L162 211V212L160 211L162 214L165 213V212L163 211V210H164L163 207H164V208H167V203L169 204V203H172V202H170V199H169V200H165V201H168L167 203L165 202V206H163L164 203H163V204H162V203L157 204L158 206H159V205L161 206V204H162V206H161L162 208L159 206V208H160V209H159L158 206H157L155 203H153V205H152ZM172 201H173V200H172ZM26 202H27V201H26ZM29 202H31V203H29ZM48 202H49L50 205L55 204V205L53 206V208L50 207V205H48ZM77 202H78V203H77ZM79 202L82 203L81 206H82L83 208H81ZM91 202H92V203L94 202V204H92ZM99 202H101V203H100V204H101V208H100V210L98 211L100 204H99L98 207H95V208H94V206H95V204H98ZM161 202H163V201H161ZM176 202H177V200H176ZM195 202H196V205L194 206L193 204H194ZM195 202H193V204H192V206H194V207H192V206L189 207V208L192 207V210H194L195 212H194V211H191V212H190L191 209L188 208L190 213H193L194 215H195V214L197 215V216H195L194 218H193L192 215H191L192 219H196V220H191V221H190V223H191V224L193 223L194 225L192 224L191 227H188L189 229L186 227L187 225H182V224H184V222L187 223L186 220H190V218H191V217H189V216H190V215H189L190 213L187 212V213H189V214L187 215L188 218L186 217L185 220H183V223L181 224V226H182V228H184L185 231H187V232H188V230L190 231V230L192 229V230H191V231H193L192 236H195V237L198 238L199 236H198L197 233L199 232L201 238H202V239L205 238V239L207 240V241H206V240H203V241H205V242L210 241V242H211V240H215V239H212V238H211V235H212V234L209 233V231H208V228H210L211 226H210V225L208 226V224H207V225H206V224L204 225L203 222L206 223V219H204V221H203V219H202V217H201V216H204V218H205V215L207 216V214H209V213H208V210H209V209H208V210H207V209H201V210H199V209H200V208H199V205H197L198 202H197V201H195ZM44 203H46L47 205L44 204ZM51 203H52V204H51ZM63 203H64V202H63ZM74 203H76V204L79 205V210H78V208H76V207H78L77 205H75L76 207L74 206ZM112 203H113V204H112ZM128 203H130V204H128ZM148 203H149V204H148ZM156 203H157V201H156ZM229 203H230V201H229ZM231 203H232V201H231ZM236 203H237V205H239V207H235V206H236ZM83 204H84V205H87V206L90 205V204H92L93 207L90 205L91 207H87V208H89L90 210H85L86 207H84ZM114 204H115V205H114ZM116 204H117V205H116ZM31 205H32V206H31ZM56 205H57V206H56ZM59 205H60V208H59ZM62 205H63V206H62ZM68 205H69V206H70V205H73V207H75L77 210H76V209H73V207H71V206L69 207ZM148 205H149V206H148ZM225 205H226L227 208L225 207ZM240 205H241V206H240ZM246 205H247V206H246ZM255 205H257L258 208H257ZM1 206H2V205H1ZM55 206H56L57 208L60 209V210L58 209V212H57V211H55V212L59 213V212L61 211V212L59 213V214H61V213L64 211L63 215L65 214V216H66V217L64 216V218H63L62 215H60V218H59V217H58L59 214H58V215L56 214L57 217H56V215H52V216H54L56 219L58 218V221H55V223L58 222L57 224L59 225V227L57 226V224H55V225H56L55 227H56V228L58 227V228H57L58 230H59V228H60V230L57 231V232H59V233H56V228H55V227H53V230H52V229L50 230L49 228H50L51 226H44V225H46V223H45V224H42V222H43V217H44L45 214H47L46 217L48 218V220L52 217V216L49 215L50 213H49V214L46 213L45 210H49L51 213L53 212L52 214H55V213H54V210H53V209L56 208ZM67 206L69 207V210H68V211L71 212V214H73L72 212H75V213H76V216L74 215L75 217H77V215L80 216V215H82V213H83L84 216H87V219H88V220L90 219V222H87V223H86L85 220L83 219L84 216H83V218H79V220H78V218H76L75 221H76V222L79 221V222H78L77 224H75V226L78 225V224H80V227H81L82 225H83V226H82L83 228L85 227V229H82V232H83V230H84L83 233L80 232V231H81V228H80V230L77 229L78 226H76V228H71V227H75V226H74L73 224H72V225L67 224V221H68L69 219H70L69 222L72 221V223H73V219H74L73 216H71L70 214L67 213L68 211L66 212V210L68 209ZM122 206H125V205H122ZM173 206H174L175 208H174ZM188 206H187V207H188ZM196 206H197L199 209H198ZM245 206H246V207H245ZM11 207H9V208H11ZM33 207H34V208H33ZM43 207L45 208V210H43V209H44ZM47 207H48V208H47ZM54 207H55V208H54ZM62 207H64V208H62ZM65 207H66V208H65ZM116 207H117V208H116ZM126 207H127V206H126ZM129 207L131 208V206H129ZM172 207H173L174 209H172ZM220 207H222V208H220ZM228 207H230V208H228ZM231 207H233V208H231ZM247 207H248L249 209H252L251 212H252L253 209H254L255 211L258 210L260 214L262 213V214H261V215H262L261 218H260L259 213H258L257 211H256L257 213L255 212L256 214H253L254 212H253V213H249L250 211H248ZM253 207H256V209L253 208ZM9 208H8V209H9ZM12 208L10 209L11 211L17 209V208H15V209H12ZM22 208H23V209H22ZM224 208H225V209H224ZM240 208L243 209L244 212H243V210H241ZM0 209H1V208H0ZM27 209H28V211H27ZM51 209H52V211H51ZM61 209H64V210L62 211ZM83 209H84V210H83ZM92 209H94V210L92 211ZM101 209H102V210H101ZM107 209H108V210H107ZM122 209H125V208L123 207ZM157 209H159V210L157 211ZM246 209H247V210H246ZM259 209H260V210H259ZM42 210H43V211H42ZM55 210H56V209H55ZM73 210H74V211H73ZM75 210L78 211V212H76ZM112 210H113V211H112ZM145 210H144V211H145ZM202 210H203V211L206 210L207 213H206V212H203ZM223 210H224V211H223ZM238 210H239V211H238ZM26 211H27V212H26ZM32 211H33V212H32ZM44 211H45V212H44ZM49 211H47V212H49ZM88 211H89V213H87ZM96 211H98V212H100V211L102 212V211H103V213L101 214V212H100V215H99V213L97 214ZM132 211H133V212H132ZM134 211H136V213H134ZM165 211L168 212L167 210H165ZM196 211H200L201 213H200V212H196ZM246 211H247V212H246ZM0 212H1V211H0ZM28 212H31L32 215H31L30 213H28ZM85 212H86L87 214H86ZM95 212H96V213H95ZM111 212H112V213H111ZM113 212H115L116 214H114ZM202 212H203V214H202ZM66 213H67L68 215H70V217H72L73 219H72V218L67 219L68 215H67ZM125 213H126V212H125ZM179 213H180V212H179ZM198 213H200V215H201V216H200V220H199V218H198V217H199V216H198ZM238 213L240 214V216H239ZM241 213H243V214H241ZM245 213H246V214H245ZM248 213H249V214H248ZM5 214H6V215H5ZM11 214H12V213H11ZM18 214H17V212H16V213L13 214V216L17 217L16 215H18ZM28 214H29V215H28ZM42 214H43V215H42ZM88 214H89V215L92 214L91 216H93V214H94L93 220H91V219H92L91 216H90V218H89ZM138 214H137V215H138ZM149 214H150V213H149ZM167 214H168V213H167ZM169 214H170V213H169ZM169 214H168V215H169ZM172 214H171V215H172ZM174 214H176V212H175ZM174 214H173V215H174ZM244 214H245V215H248L247 218L245 217L246 219H248V218L250 217L249 222H248V220H247V223L244 222L246 219L244 218V219H245V220H244V219L242 218V217H244ZM0 215H1V214H0ZM27 215H28L29 217H27ZM30 215H31L32 217H31ZM40 215L43 216V217L41 216L42 218H40V219L42 220V222H41V226H42V227H43V226H44V227H47V229H46V231H44L45 228H44V229H41V226L39 225L40 228L36 227V229H35V227H32V228L35 230V231H33V229L31 228V226H33L32 224H34L35 221L30 220V221L33 222L32 224H30L31 222H29L28 219H30V217H31V218H34V217H35V219L37 220V218H38ZM102 215H103V216H102ZM147 215H148V216H147ZM150 215H151V214H150ZM163 215H164V214H163ZM168 215H167V216H168ZM182 215H183V214H182ZM184 215H183V216H184ZM237 215H238V217H237ZM253 215H254V216L256 215V217L259 216V218H260V219L263 218V220L258 221V220H260V219L257 218V220H256L255 217L252 219ZM11 216H12V215H11ZM33 216H34V217H33ZM118 216H121V217H118ZM169 216H170V215H169ZM169 216L166 217L168 220H169ZM178 216H180V218H178V219L180 220L182 217H181L180 214H178ZM220 216H221V215H219V217H220ZM251 216H252V217H251ZM46 217H45V218H46ZM49 217H50V218H49ZM80 217H81V216H80ZM95 217H96V218H95ZM99 217H100V218H99ZM109 217H107V219H109V220H106V221H105V220H104L105 218L103 219V220L106 222V224H107L108 221H110V223H111V221H112V220H110ZM130 217H129L128 220H126V222L128 221L127 223H130V224H131L132 221L130 220ZM152 217H151L150 219H152ZM173 217H174L173 221L175 222V221L177 220V215H176V217H175V216H173ZM208 217H209V215H208ZM230 217H232V218H230ZM24 218H25V219L27 218V220H26V221H23L24 223L22 224V223H21V222H22L21 220H23ZM45 218H44V219H45ZM85 218H86V217H85ZM122 218H123V219H122ZM135 218H136V215H135ZM171 218H172V216H171ZM212 218H213V217H211V219H212ZM38 219H39V218H38ZM56 219H55V220H56ZM61 219H62V220H61ZM71 219H72V220H71ZM131 219H134V216H133V218H131ZM167 219H166V220H167ZM182 219H184V218H182ZM211 219H209V224H211V225L214 224V225L212 226V228H214V227L217 228L218 226H215V224H217L216 221H215V222L213 221V220H215L216 218L214 217V218L212 219L213 223L210 222ZM225 219H226V218H225ZM225 219H224V220H225ZM236 219H237V220H236ZM51 220H52V219H51ZM51 220H50V221H51ZM64 220H65V221H64ZM77 220H78V221H77ZM81 220H82V221H81ZM103 220H102V221H103ZM134 220L137 221V218L134 219ZM148 220H149V219H148ZM207 220H208V218H207ZM230 220H227V219L225 220V221H228V225L231 223ZM254 220H255V222L258 221L259 223L262 222V224H259V225L255 224L256 227H255V226L253 227V225H252V226H251V229H250V226H248V224H249L251 221L253 222ZM39 221H40V220H39ZM50 221H49V223H50ZM80 221H81L82 223H81ZM83 221H84L85 223H84ZM102 221H98L100 225H99L98 222H97L96 225L98 226V228H99V226H101V222H102ZM104 221H103V222H104ZM129 221H130V222H129ZM157 221L159 222V224H163L162 226H164V227L167 226L168 228L165 229V228L162 227V226H161L162 228H161V227L158 228V225H159V224L157 223ZM169 221H170V220H169ZM37 222H38V221H37ZM44 222H47V221H44ZM59 222H61V223L59 224ZM63 222H64V223H63ZM76 222H75V223H76ZM95 222L93 223V225H95ZM117 222H119V220H118ZM121 222H122V224H123L124 221H121ZM121 222H119V223L121 224ZM126 222H125V225L127 226V228H130L131 225H130V224H127ZM165 222H166V223H165ZM170 222H171V221H170ZM177 222H178V220H177ZM177 222H175V223L177 224ZM179 222H182V221H179ZM179 222H178V223H179ZM196 222H197V224H196ZM198 222L200 223L199 225H198ZM1 223H0V224H1ZM11 223H12V224H11ZM39 223H40V222H39ZM39 223H35V225L37 226ZM49 223H48L47 225H54L53 222H51L52 224H49ZM108 223H109V222H108ZM110 223H109V224H110ZM119 223H117L118 226L120 225ZM146 223H145V224H146ZM172 223H173V222H171V224H172ZM202 223H203V225H204V228H203V225L201 226ZM21 224H22V225H21ZM27 224H30V225H31L30 228L32 229V233L30 232L31 229L28 227L29 225L26 226V227H28L29 229L25 227V225H27ZM64 224H65V225H64ZM91 224H90V225H91ZM106 224H105V223H102V225H104V227H103V226L100 227V228H102V230H103V232H101V229L99 230V231L101 232L100 234H103V233H104L105 229H103V228L108 227V226H106ZM122 224H121V225H122ZM171 224H170V225H171ZM191 224H190V225H191ZM233 224H232V225H233ZM253 224H254V223H253ZM19 225H20V226H19ZM60 225H62V227L65 226L66 228H65V227H64V228H65V230H67V231H68V228H69V231L72 229L71 231H72V234H73V235H71V233L68 234L69 231L66 232V231L62 230V227H61ZM85 225H87V228H88V229H91V230H90L91 232H90L88 229H86V226H85ZM96 225H95V226H96ZM125 225H124V226H125ZM177 225H178V224H177ZM188 225H189V224H188ZM195 225H196V226H195ZM230 225H231V224H230ZM249 225H250V224H249ZM88 226H89V227H88ZM105 226H106V227H105ZM115 226H117V225H115ZM159 226H160V225H159ZM175 226H176V225H175ZM179 226H180V225H178L177 227H179ZM194 226H195L196 228H195ZM206 226H208L207 229H205ZM236 226H237V227H236ZM261 226H262V227H261ZM0 227H1V226H0ZM17 227H18V228H17ZM21 227H23V229H22ZM121 227H122V226H121ZM148 227H151L152 230H151V228H148ZM246 227H247V228H246ZM258 227H261L260 230H259ZM25 228H26V229H25ZM51 228H52V227H51ZM54 228H55V232H53V235L51 236V235H50V234H52L51 231H54ZM114 228H116V227H113V229H114ZM119 228H120V227H119ZM169 228H170V230L172 231V233L175 231L177 234L174 236V235H173L172 233H170V231L168 230ZM180 228H181V227H180ZM252 228H253V229H252ZM8 229H9V230H8ZM20 229H21V230H20ZM75 229H77V231L79 232L78 234H77V231H76ZM96 229H97V231H96ZM106 229H107V230H106L107 232L105 231L106 233H104L103 235H105V234L107 235V233L110 232V230H108V228H106ZM117 229H118V228H117ZM121 229H122V228H121ZM153 229H154V230H153ZM198 229H199V230H198ZM203 229H204V230H203ZM247 229H248V230H247ZM249 229H250V230H249ZM257 229H258L259 231H258ZM17 230L20 231V236H21V237L19 236V238H18V236H17V235H18V234H17V232H18ZM22 230H23V231H22ZM26 230H29V231H26ZM40 230L43 231V232H46V233H47V232H48V233L51 232V233L49 234L50 237L48 236V234H46L45 236H43L44 238H43V237H41V238L38 237V236H42V234L40 233ZM47 230H48V231H47ZM49 230H50V231H49ZM85 230H87V231L85 232ZM157 230H158V231H157ZM181 230H182V229H181ZM181 230H180V231H181ZM196 230H198V231H196ZM201 230H202V231H201ZM206 230H207V231H206ZM212 230H213V229H212ZM216 230H217V229H216ZM244 230H247V231L244 232ZM253 230H254L255 234H254ZM255 230H257V232H256ZM25 231H26V232H25ZM63 231H64L65 233H62ZM71 231H70V232H71ZM93 231H94V233H92ZM152 231H153V232H152ZM194 231H195V233L197 232L196 235H195ZM203 231H206V232L203 234V233H201V232H203ZM249 231H250V232H249ZM4 232H5V234H4ZM15 232H16V233H15ZM21 232H22L23 234H24V232H25V236H24L23 234H21ZM33 232H34V233L36 232V234H37V233H40V234H39V235H36V234H34ZM89 232H90L91 235L89 234ZM158 232H159V234L156 235L155 233H158ZM183 232H184V231H182L181 233H183ZM207 232L209 233V235L211 234L210 236H208V237L210 238L209 240H208V237H207V235H206ZM211 232H212V231H211ZM215 232H216V231H215ZM236 232H237V231H236ZM241 232H239V231H238L237 233L234 232V233H235L234 238H236L237 236L239 237V235H240ZM247 232H248V233H247ZM0 233H2V232H0ZM27 233H28V234L31 233L30 235H36V237H38L39 239H41V240H40L41 247L38 245V243H39L38 241H35V243L37 242V244H35V245H34V243H33V245H32L31 242H28V241H30V239H31L32 242H34V240H35L36 237H35V238H34V236L31 237V238H30V237H27V236H29V235H27ZM80 233H81V234H80ZM98 233H99V232H98ZM116 233H117V234H116ZM142 233H143V232H142ZM142 233H140V235H142L141 237H140L139 235H137V236H139L138 238L142 239V237H143V238L145 237L146 233H145V234L143 233L144 235H143ZM184 233H185V235H186V232H184ZM208 233H207V234H208ZM238 233H239V234H238ZM251 233H252V234H251ZM257 233H258V234H257ZM43 234H44V233H43ZM82 234H83V237H82ZM113 234H115V235L117 236V239L119 238L118 242H117V240H116V236L113 235ZM170 234H171V236H170ZM174 234H175V233H174ZM179 234H180V233H179ZM189 234H190V233H188L186 236L184 235V238H187V236H189ZM213 234H214V230H213ZM215 234H216V233H215ZM215 234H214L212 237H214ZM241 234H242V233H241ZM26 235H27V236H26ZM56 235H59V236L57 237ZM63 235H64V236H63ZM65 235H67V236L65 237ZM70 235H71V236H70ZM78 235L81 236L82 238H80ZM87 235H90L91 239H92V236H93V237L95 236V237H94L95 239H96V238L99 239L98 242H99L100 247H99V245L96 246V245H97V240H94V243H95V241H96L95 245H93L94 243H93V244L90 243L91 239L89 238V240H87V237H89V236H87ZM103 235H101V236L104 237ZM106 235H105V236H106ZM120 235H121V236H120ZM122 235H123V236H122ZM147 235H148V234H147ZM147 235H146V236H147ZM190 235H191V234H190ZM244 235H245L246 237H245ZM253 235H252V236H253ZM261 235H262V234H261ZM263 235H264V234H263ZM73 236H74V237H73ZM77 236H78V237H77ZM109 236H112V237H111L112 240H111V238L108 239ZM129 236H130V235H129ZM137 236H136V237L133 236V237H135V239L137 240ZM148 236H149V235H148ZM252 236H251V237H252ZM13 237H14V236H13ZM25 237H26V238H25ZM113 237H114L115 239H114ZM120 237H122V239H123L124 241H126V242H124ZM163 237H162V238H163ZM176 237H180V240H179V239H176ZM203 237H204V238H203ZM248 237H249V236H248ZM253 237H254V236H253ZM253 237H252V238H253ZM259 237H260V235H259ZM259 237L257 236V237H254V238H255L256 241H257V238L260 239ZM29 238H30V239H29ZM32 238H33V240H32ZM38 238H37V239H38ZM62 238H63V239H62ZM67 238H71L72 241H70V239L67 240ZM85 238H86V239H85ZM127 238H128V237H127ZM127 238H126V239H127ZM166 238H167V239H166ZM169 238H170V239L173 238L172 241H171ZM201 238H198L197 240H199V239H201ZM215 238H216V236H215ZM232 238H233V237H232ZM234 238H233V240H232V239H231V240H232V241L235 240V241L237 242V244H238L239 239L237 240V238H236V239H234ZM262 238H263V237H262ZM262 238H261L260 241H258V242L261 243V242L263 241ZM22 239H23V240L26 239V242H23L22 245H23V246H24V245H27L28 248H27V247L24 248V247H22V246L20 245V244L22 243V242H21ZM27 239H28V240H27ZM37 239H36V240H37ZM56 239H55V240H56ZM82 239H83V240H82ZM146 239H144V240H146ZM158 239H160V238H158ZM189 239H192V238L189 236ZM189 239H188V241L191 242V245H192V241H193V239H192L191 241H190ZM194 239H195V238H194ZM216 239H217L218 241H217V240H215V241L220 242V245H219L217 242H214V241H212L211 244H210V242H208V244H206L205 242L200 243L199 241H197V243L199 242L198 244H194V241H193L192 248H191V247L189 248V246H191V245L187 244L188 242H186V244L189 245L188 247H183L184 245L186 246V244L182 242V243H183V246H182V245L179 246V245H180V244H179L178 246L173 247L172 250L180 251V254L178 253V255H181L182 257H183L186 253H188V255H186V256H189V253H190V255H191L193 249L196 250L197 248H200V247H202V246H203L205 249H207V248L210 246L211 248L213 247V248H212L213 250H215V251H213L212 249H209L210 247L208 248L209 250L207 249V251H206L205 249H203V250L206 251L205 254L203 255V253H202L203 251H201L202 249H200V250L197 249L196 252L198 251V252H200L201 254H197V255H195V256L197 257V258H196V257L193 256V255H194V251H193V255H191L192 258L189 257V259H187L186 256H184V258L182 259V257H181L182 261L184 260V262H182V261H180V262L183 263V264L185 263V261H187V264H188V263H189V264H191V263H193V264H198L199 262L196 261V263H195L192 259L196 258L197 260H199V259H198L199 257H207L206 254H207V253H210V250H211V253H212V254H213V252L215 253V252L218 251V253H215V254L217 255L216 257H215V255H213V261H214V262L224 264V262H222V261H224L225 258H226L225 260H226V261L228 260V262H229V260H230L229 258H231L230 261H232V260L234 261L235 259H233V258H235V257L237 258L238 254H239V251H232V252H234V253H231L232 255H231L230 253L227 252L228 255L230 254V255L233 257V258H232V257H229V258H228V257L225 255L226 253H225V250H224V246L226 245L227 247H225V248L228 249V248L230 247V248H231L230 250H232V249L234 250V245L236 244V242L234 241L235 243L233 244V247H231V246H232V244H230V243H232L231 240H229V241H231V242H229V241L227 242V241H226L227 243L230 244V246H229L227 243H226V244H225V243L222 244V242L219 241L218 238H216ZM249 239H251V238H249ZM10 240H11V241H10ZM18 240H19V242H18ZM57 240H56V241H57ZM86 240H87L88 242H87ZM109 240H110V241H109ZM133 240H134V239H133ZM138 240H139V239H138ZM144 240H143V241H144ZM168 240H169V241H168ZM185 240L187 241V239H185ZM261 240H262V241H261ZM12 241H13V242H12ZM15 241H17V244H16ZM52 241H53V242H52ZM59 241H58V243H60ZM67 241H68L69 243H65V242H67ZM85 241H86L87 243H86ZM100 241H102V242H100ZM134 241H135V240H134ZM143 241L141 240L142 243H143ZM151 241H152V240H151ZM195 241H196V240H195ZM200 241H201V240H200ZM253 241H254V240H253ZM8 242H9V243H8ZM47 242H48V244H47ZM49 242H50V243H49ZM91 242H93V239H92ZM103 242H104L105 244H107V243L112 244V242H114L112 246H111V245H107V246H109V247L111 246V248H113V247L115 248V246H116L117 251H119V253L117 254V251H114V252L112 253V252H111V249H110V248H107V247H106V249L108 250V252H107V251L105 252L106 249H105V248H101L102 246H103V247L105 246V245L103 244ZM110 242H111V243H110ZM139 242H140V240H139ZM144 242H145V241H144ZM213 242H214V243H213ZM249 242H250L249 240H248V241H245V244H246V243L250 244ZM251 242H252V241H251ZM11 243H12V244H11ZM14 243H15L16 245H15ZM18 243H19L20 247H22V248L18 247V246H19ZM24 243H25V244H24ZM51 243H52L53 245H51ZM73 243H75V244H73ZM118 243H119L120 246H122V248H123L122 251L120 250L121 247H120V248L118 247V246H119ZM136 243H137V242H136ZM255 243H257V242H255ZM260 243L255 244V247H256V248L253 246L254 243H253V245L250 244V245H252V246H250V248L253 247V249H254V248H255V249H258V250H259V251L257 250V251H258V254H260V252L262 251L261 248H263L262 245L264 246V242H262L261 245H260ZM28 244H31V246L29 247ZM44 244H45V245H44ZM63 244H62V245H63ZM72 244L76 246L75 249H72V247H74V246H72ZM137 244H138V243H137ZM140 244H141V243H139V245H140ZM150 244H151V243H150ZM159 244H161V245L158 246ZM216 244H218V246H215ZM237 244L235 245V247H238V245H239V249H238V248H235V250H236V249L240 250V247H241V249H243L244 246L242 247L241 245L244 244V242H243V243L241 242V244H240V242H239V244H238V245H237ZM248 244L246 245L247 247H246V246L244 247V250H245L246 248H249V247H248ZM8 245H9V246H11V245H12V246L15 245V246H13V247L11 246V247L9 248ZM42 245H44V246H42ZM57 245H58V244H57ZM57 245H56V246H57ZM84 245H85V246H84ZM92 245H93V246H92ZM114 245H115V246H114ZM117 245H118V246H117ZM139 245H138V246H139ZM142 245L145 246L144 243H143ZM152 245H153V244H152ZM152 245H150L149 247H152ZM221 245H224L223 248H221L220 250H222V253H223V252L225 253V254L223 253L225 256H222V253H221V251L219 250V247H221ZM257 245H258L259 248H257ZM259 245L261 246V248H260ZM6 246H8V247H6ZM45 246H46V247H45ZM50 246H51V248H50ZM86 246H87V247H86ZM88 246H89V247H88ZM90 246H91V247H90ZM144 246L142 247V249L144 248V251H142V252L145 253V251H146L147 249L149 250V247L147 248V246H146V247H144ZM163 246H168V247H167V248L165 247V249H164ZM228 246H229V247H228ZM60 247H61V246H59V248H60ZM65 247H61V248H60L61 251H63L62 248H65ZM78 247H79V248H78ZM83 247H84V248H83ZM85 247H86V248H85ZM92 247H94L93 250H90V248L92 249ZM95 247L98 248V249L100 248V249H99L100 251H98L97 253L100 254V252H101V255L96 254V251L98 250V249H97V250H95V255L92 256V255L94 254V249H95ZM170 247H171V246H170ZM216 247H217V248H216ZM40 248H42V250H40ZM49 248H50V249H49ZM53 248H55V247H53ZM59 248L57 247V249H59ZM82 248L85 249L86 251L83 250ZM88 248H89V249H88ZM116 248H115V249H116ZM132 248H133V247H132ZM132 248H131V250H132ZM134 248H135V247H134ZM145 248H147V249L145 250ZM152 248L155 249V247H152ZM158 248H156L157 251H158ZM33 249H34L35 251H33ZM37 249H38L39 251H37ZM43 249H44V251H43ZM45 249H46V250H45ZM55 249H56V248H55ZM69 249H70V246H69ZM115 249H114V250H115ZM139 249H141V247H140ZM161 249H160V250H161ZM217 249H218V250H217ZM227 249H226V251H229V250H227ZM253 249H252V250H253ZM0 250H1V249H0ZM11 250H12V251H11ZM23 250L25 251L26 256H25V253H24ZM31 250H32V251H31ZM89 250H90V251H89ZM133 250H134V249H133ZM152 250H153V249H151V251H152ZM244 250H243V251H244ZM248 250H249V249H248ZM18 251H19V252H18ZM30 251H31V252H30ZM54 251H55V250H54ZM61 251L58 250V253L61 252ZM83 251H84V252H83ZM87 251H88V254H87ZM92 251H93V253H91ZM109 251H110L111 254H109ZM112 251H113V249H112ZM134 251H135V250H134ZM134 251H133V252H134ZM139 251H140V250H139ZM166 251H164V252L166 253ZM170 251H171V253H170V255H169V252H170ZM219 251H220V253H219ZM250 251H251V250H250ZM253 251H254V250H253ZM255 251H256V250H255ZM257 251H256V252H257ZM10 252H12V254H11ZM32 252H33V253H32ZM38 252H40V253L38 254ZM89 252H90L92 255H91ZM129 252L132 253V251H129ZM154 252H155V250H154ZM164 252H163V253H164ZM181 252H183V253L186 252V253L183 255V253L181 254ZM237 252H238V254H237ZM240 252H241V254L243 253L242 251H240ZM247 252H248V251H247ZM251 252H252V251H251ZM1 253H2V254H1ZM21 253H23L24 256H25L27 259L23 256V254L21 255ZM35 253H37L38 255L35 254ZM41 253H42V254H41ZM48 253H49V252L45 253L47 259H49V258H48V255H47ZM58 253H57V255H58ZM84 253H85V254H84ZM103 253H105V254H103ZM138 253H141V252H138ZM158 253H159V252H158ZM158 253H157V254H158ZM160 253H162V252H160ZM160 253H159V254H160ZM174 253H175V252H174ZM174 253H173V254H174ZM244 253H245V252H244ZM252 253H253V252H252ZM28 254H30L29 257H28ZM31 254H32V255H31ZM45 254H44V255H45ZM54 254H56V253H54ZM59 254H60V253H59ZM61 254H62V252H61ZM61 254H60V255H61ZM82 254H83V255H82ZM116 254H117V255H116ZM124 254H126V253H124ZM134 254H135V252H134L133 254H130V255L127 254V255L130 256V258H127L128 256H126V255H124V256H123V255H121V256L119 255V257H121V259L124 260V262H125L124 264H127L130 260H134L135 257H138V255H140V254H138V255L136 256V255H134ZM141 254H142V253H141ZM149 254H150L149 251H148V254H147V252H146V256L149 255ZM157 254H156V255H157ZM159 254H158V255H159ZM212 254H211V255H212ZM218 254H219L220 256H219ZM233 254H234V255H233ZM235 254H237V255H235ZM255 254H256V253H255ZM258 254H257L256 256H258ZM5 255L3 254V256L1 257V259H3V257H4V260L1 261L0 263H3V264H7V263H8V264H15V263H16L18 257H16V256L14 257V256H13V257H12L13 259L16 258L15 262H14V260H13V261L9 260V262H8V261H7V258L9 259V256L6 257L7 255H6V256H5ZM33 255H34V256H33ZM52 255H53V253H52ZM60 255H58L59 258H61L62 256H64L65 258L63 257V259H61V260H64V261H65V260H66V256L64 255V253H63V255H61V257H60ZM85 255H86V256H85ZM87 255H89V256L91 255L92 257H90V258L87 259L86 257H89V256H87ZM102 255H103V257H101ZM104 255H105L106 257H107V255H109L110 258L112 257V260H113L114 262L111 261V259L109 260L108 257H107V259H106V260H108V261H105V258H104L105 256H104ZM131 255H132V256H135V257L133 258ZM151 255H152V254H150V257H149L150 259L152 258ZM156 255H155V256H156ZM253 255H254V253H253ZM260 255H262V252H261ZM260 255H259V256H260ZM30 256H31V257H30ZM36 256H39V257H36ZM58 256H55V257H53V258H55L56 261H57V260L59 261V259H56V258H58ZM81 256H82V257H81ZM97 256H99V257H97ZM113 256H115V258H114ZM122 256H123V257H122ZM146 256H145V254H144V255H142L143 258L141 257L145 262H144L140 257L138 258V259H139V262L142 261L143 264H146V260H147V259H146ZM153 256H154V255H153ZM160 256H161V257L163 256V259L161 258V259H162V260H161V264H169V263H166L167 259L169 260V258L165 257V256H167V255H165V256H164V255H160ZM221 256H222V257H221ZM239 256H240V254H239ZM251 256H252V255H251ZM259 256H258V257H259ZM95 257H96V258H95ZM100 257H101V258H100ZM131 257H132V258H131ZM147 257H148V256H147ZM156 257H157V256H156ZM164 257H165V258H164ZM179 257H180V256H178V258H179ZM193 257H194V258H193ZM223 257H225V258H223ZM240 257H241V256H240ZM243 257H245V254L242 256L241 259H240V258H238V259L245 261V258H246V257H245L244 259H243ZM248 257H249V256H248ZM252 257H254V256H252ZM258 257H255V258H254V259L257 260V261H256V262H253V261H252V262H253L252 264L257 263V262H259V261H262L261 259H262V257L264 258V253H263V256H260L261 259L258 258ZM29 258H30V259H29ZM44 258H45V256H44ZM44 258H43V259H44ZM50 258H51V256H50ZM85 258H86V259H85ZM144 258H145V259H144ZM149 258H148V259H149ZM175 258H176V257H175ZM208 258H209V257H208ZM211 258H212V256H210V259H211ZM215 258H216V259H215ZM227 258H228V259H227ZM5 259H6V260H5ZM25 259H26V260H25ZM47 259H46V261H49V263H50L51 260H47ZM103 259H104V260H103ZM126 259H127L128 261H127ZM129 259H130V260H129ZM210 259H209V260H210ZM222 259H223V260H222ZM238 259H236V260L238 261ZM258 259H259V260H258ZM44 260H45V259H44ZM44 260H43V262H41V260L39 259V261H40L41 263H39V261H38V263H39V264H47V263L44 262ZM55 260H54V261H55ZM135 260H137V258H136ZM140 260H141V261H140ZM151 260H152L153 263H155V262L153 261V260H155L154 258H152ZM151 260H148V261H150V262L147 261V264H152V263H151ZM159 260H160V258H159ZM190 260H191L192 262H191ZM194 260H195V259H194ZM200 260H203V259H200ZM200 260H199V261H200ZM209 260H207V262H206V259H205V262H204V260H203V264H210V263H213V261H211L212 259L210 260L211 262H208ZM221 260H222V261H221ZM252 260H253V259H252ZM21 261L18 260V262H21ZM27 261H29V263H28ZM36 261L34 260V261H33V264H34V262H36ZM54 261H53V259H52V262H54ZM67 261H68V260H67ZM67 261H65V263H66ZM74 261H75V262H74ZM80 261H81V262H80ZM88 261H89L90 263H89ZM116 261H117V260H116ZM118 261H119V263H120V259H118ZM118 261H117L116 263H118ZM176 261H177V260H176ZM233 261H232V262H233ZM237 261H235L234 263L237 264ZM248 261H249V262H248ZM248 261H246V262H247L246 264L251 263V262H250L251 260L248 259ZM22 262H21V263H22ZM59 262H61V261H59ZM59 262H58V263H59ZM73 262H74V263H73ZM84 262H83V263H84ZM102 262H101V264H102ZM106 262H107V263H106ZM108 262H109V263H108ZM121 262L123 263V261H121ZM135 262H137V261H134V264H135ZM139 262H138V263H139ZM142 262H141V264H142ZM157 262L160 263V261H158V257H157ZM190 262H191V263H190ZM232 262H231L230 264H232ZM240 262H241V261H240ZM24 263H23V264H24ZM36 263H37V262H36ZM58 263H55V262H54V264H58ZM83 263H82V264H83ZM94 263H92V264H94ZM122 263H120V264H122ZM174 263H175V262H174ZM174 263H173V264H174ZM225 263H226V262H225ZM260 263H261V262H259V264H260ZM263 263H264V261H263ZM16 264H20V263H16ZM60 264H63V261H62ZM66 264H68V262H67ZM155 264H157V263H155ZM177 264H178V263H177ZM227 264H228V263H227ZM239 264H240V263H239ZM241 264H242V263H241ZM243 264H244V263H243ZM257 264H258V263H257Z\"/></svg>",
    "mask_w": 264,
    "mask_h": 264
}]
</instances>
